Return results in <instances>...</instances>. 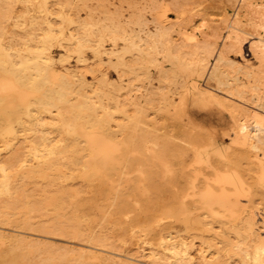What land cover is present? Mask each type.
Returning <instances> with one entry per match:
<instances>
[{"label":"rangeland","instance_id":"obj_1","mask_svg":"<svg viewBox=\"0 0 264 264\" xmlns=\"http://www.w3.org/2000/svg\"><path fill=\"white\" fill-rule=\"evenodd\" d=\"M19 1V2H18ZM29 0H22L21 1V3H20V0H0V48H2V47H4V48H6V50L5 49H0L1 51H0V57H3L4 55H6L5 57H3L2 59H3V61H4V58H5V60H6V57L7 56H9V57H14L15 58V56H14V53L16 52V50L18 51V49H21V50H19V51H22V52H24V51H26L27 50V46L28 47H30L32 44H34V45H32L31 47H33V48H36L35 46H38V45H41L43 42H45L46 44L48 43V45L49 44H51V50L54 52V56H55V58L54 59H56L57 58V62H56V60H54V62L56 63H54V65H55V68H56V72H55V74L57 75V77H56V81H58V82H60V81H62V80H64L65 79V77H63V75H62V73L65 71L64 70V68L66 69V70H68L69 68H72V70H74L75 69V71L76 70H78L77 72H76V76L77 77H75L76 78V81L77 82H79V81H82L83 79V81H85L84 82V85L82 86V85H78L77 87H76V89H74L75 90V93H73V91L69 94L68 93V96H69V98H70V101H72V102H70L73 106H75V105H80L81 103H83V100H84V98H85V96L83 97L82 95H87V96H90V97H92L93 98V100L96 102V104H97V106H98V112L100 113L99 114V116L101 117V118H105V117H102L103 115H102V112H103V114L106 116V114L108 115V116H106V118H109V112L108 111H110V114H111V112H113V111H115V113L113 112V116L112 115H110V119H112V120H110V123H111V125H112V128H114V130H115V132L117 133V137H120V138H118V139H115V141H116V143L118 144V146H120L121 148H123L122 147V145H124V147H126L127 149H126V151H124V149L122 150L125 154H122V153H118V154H120L119 156H121V157H119L118 156V158H115L114 159V157H117V154L115 153V151L114 150H110V152L111 151H113L111 154H113V156L109 153V151H108V153H105L104 151V153L102 152V151H100V153H98L97 151H94V152H92V154L89 152V150H86L87 152H89V153H87L85 150H83V151H79V154H78V157H79V159L76 161V162H73L72 164H69V165H67L66 163H65V169H64V167H63V165H61V167H59L60 169H61V171L59 170V169H54L49 175L48 174H45L46 175V178H45V175H42V176H33V180H36L35 182L33 181V184H31L32 182V180H30L31 179V177L29 178V177H23V178H21L20 180H19V183L21 184H19L18 186H17V189H16V194H14L15 196H13L12 198H11V200L9 199H6V201H8V202H5V199L4 198H1V199H4V203H7L9 206H11V205H15V206H11L10 207V210L13 212V215L14 216H17V217H14V218H12L13 220H14V224L13 225H9V224H4V225H2V228L0 229V235H1V237H0V247L2 248V246L3 247H5V249H9L8 251L7 250H4V248H3V250H1V248H0V253H2L1 255H0V257L2 256L3 257V259L5 260V263H4V261H2L3 259H2V257L0 258V261H2L3 263H1L0 262V264H11V262H12V264H21V262H22V264H38V262H39V264L41 263V264H50L51 263V261H52V264H80V261H81V264H86L87 262H88V264H90L91 262V259H92V263L91 264H100V263H104V261H105V263L107 262V264H109V263H113V264H122V263H124V264H130V262H131V264H159V260L161 259V258H157V260H158V262L157 261H152V257L150 256L149 257V255H150V252H152L153 250L152 249H154V252H157L158 253V255L157 256H159V254H160V257L161 256H163L165 253L166 254H169L168 253V251H170V250H168L167 251V248H165V247H167V244L170 242V241H172L173 243H175L176 245H179L180 246V248L181 249H183V251H184V249H185V251H188L189 252V250H190V257H191V255H192V257L191 258H194V259H192V262H194V264H197V263H199V261H200V259H201V261H200V263L201 264H222V262H223V264H232L233 262V264H250V263H252L251 262V260H252V258H250V256H252L251 254H252V249L254 248V243H255V241L254 240H251L252 242H250V239H248V238H245V233L243 232V230H244V227H245V225L244 224H246V219L247 218H250V216L253 214V213H251V211H253L257 216H256V218H258V220H260L261 219V221L259 222H257V226L260 228L259 230H260V232L262 233V235L264 236V231H262L263 229H264V217H263V215H264V198L262 197V196H264V195H262L261 196V194H264V190L262 191V192H258V190L259 189H264V175H263V173H264V142H261V143H259V149H258V147H257V149L256 148H254L253 149V147H251L249 144V146L251 147H249L247 144H243L242 142H241V140H240V138H239V133L241 132V124L243 125V124H245V131H249L250 132V130H251V134H253V133H256L255 131H257V127H256V121H255V118H254V116L253 115H261L262 117H264L263 115H264V108H262L261 106H259V103H260V100L258 99V97H259V95H262L261 94V92L262 91H264V90H262V89H264V87H261V84H262V86H263V82H264V76H263V78L261 77L262 75H264L263 73H262V69H264V64H261V63H264L263 61H264V55H261V53L260 52H258V50L256 49V47L254 46V43L256 42V36H261L262 38L264 37V26H262L261 25V20H260V18L258 17V15L256 16V15H254L253 17L251 16V15H253L252 14V12L254 11L253 10V8L255 9V8H257V7H259L260 8V6H261V9H263L264 10V0H251V2H252V4H251V6L249 7L247 4H246V2L244 3V0H131V1H129V0H91V2H90V0L88 1L87 0V2L86 3H84V4H82L84 1L83 0H77V1H79V2H77L76 0H45V2H42V0H30L29 2H28ZM33 1V2H32ZM36 1V2H35ZM39 1H41V2H39ZM60 1V2H59ZM243 1V2H242ZM18 2V3H17ZM31 2V3H30ZM59 2V3H58ZM135 2V3H134ZM177 2V3H176ZM256 2V5H253V3H255ZM260 2V3H259ZM23 3H24V5H23ZM32 3H33V5H32ZM38 3V4H37ZM40 3V4H39ZM61 3H63V4H61ZM76 3H81L80 4V6H79V4H76ZM90 3V4H89ZM128 3H132V5H130V6H128L129 4ZM179 3V4H178ZM244 3V4H243ZM35 4V5H34ZM42 4V5H41ZM46 6H45V5ZM134 4V5H133ZM27 5V9H26V6ZM31 5V6H30ZM45 7H44V6ZM83 5H84V7H83ZM91 5H93V6H91ZM252 5L254 6L252 9H251V7H252ZM39 6V7H38ZM40 6H41V8H40ZM81 6H82V8H81ZM89 7L88 9H90V7H92V8H94L95 10L94 11H96L95 13H94V11H93V9L90 11L89 10V12H88V9H86L87 7ZM132 6H135V7H132ZM144 7V9H143V7ZM257 6V7H256ZM37 7V8H36ZM48 8V10L46 9H43L42 10V8ZM51 7V8H50ZM61 7V8H60ZM78 7V8H77ZM130 7H132V9L130 8ZM137 7V8H136ZM139 7V8H138ZM166 7V8H165ZM244 7V8H243ZM247 7V8H246ZM34 8H35V10H34ZM40 10H39V9ZM50 8V9H49ZM181 8V9H180ZM25 9V10H24ZM33 9V12L31 11ZM52 9V10H51ZM63 9V10H62ZM65 9V10H64ZM85 9V10H84ZM138 9V10H137ZM142 9H143V11H142ZM167 9V10H166ZM237 9V10H236ZM30 11L29 13H28V11ZM42 10V11H41ZM50 10V11H49ZM60 10V16L59 15H56V14H58L57 12H54V11H59ZM25 11H26V13H25ZM48 13H46V12ZM70 12V14H71V16L70 15H67V14H69V13H67V12ZM76 11V12H75ZM93 11V12H92ZM133 13H132V12ZM175 11V12H174ZM183 11V12H182ZM50 12V13H49ZM61 12L63 13V12H65V15L66 16H64V13L63 14H61ZM91 12V13H90ZM103 12V13H102ZM135 12V13H134ZM138 12V13H137ZM142 12V13H141ZM165 12H166V14H165ZM245 12L247 13V14H245ZM249 12H250V14H249ZM7 13H8V15H10V16H8L7 15ZM10 13V14H9ZM14 13H15V15H16V13H17V15H19V13H21L19 16H15L14 15ZM24 13V14H23ZM31 13V14H30ZM32 13H33V15L35 14V17L32 15ZM74 13H75V15L76 16H74ZM77 13V14H76ZM86 13H89L90 14V18H89V16H88V18L90 19V21L92 22H90L89 21V19H88V22H90L91 24H89V23H87V16H85V15H87ZM105 13V14H104ZM109 13V14H108ZM139 13L142 15V17L141 16H138L139 15ZM165 15H164V14ZM12 14V15H11ZM26 14V15H25ZM40 15V17H39V15ZM41 14H42V16L45 18L44 20H45V22H43L44 24H42V16H41ZM44 14H46V17H45V15ZM50 14H51V16H50ZM73 14V15H72ZM104 14V15H103ZM108 16H107V15ZM110 14H115V15H112V17H114V18H116V19H114V18H112L111 17V15ZM133 14H134V16H133ZM144 14V15H143ZM154 14H156V15H154ZM159 14V16H162V18L161 17H159V16H157ZM180 14V15H179ZM24 15L25 17H22V16ZM38 15V16H37ZM97 15H101L100 17L98 16V17H96ZM102 15H103V18H101L102 17ZM105 15L107 16V19H106V17H105ZM109 15H110V17H109ZM116 15H117V17H116ZM129 15V16H128ZM12 16H14V17H16L17 18V20H16V18L14 19V17H12ZM30 16H33L34 17V19H36V22H38L37 23V25L39 26H37L36 25V22H35V20L33 19L32 20V18L30 17ZM38 17V19H37V17ZM53 16H54V18H53ZM59 16V17H58ZM61 16H63L64 18L62 19V17ZM73 16V17H72ZM91 16H92V18L95 20H93V19H91ZM93 16H95V17H93ZM118 16L120 17V18H118ZM126 16V17H125ZM136 16V17H135ZM144 16H146L145 18H144ZM166 16H168V17H166ZM170 16V17H169ZM181 16V17H180ZM245 16V17H244ZM247 16H248V18H247ZM27 17H28V19H27ZM29 17H30V20H32L31 21V23H30V21H29ZM48 17H49V19H48ZM131 17V18H130ZM133 17V18H132ZM137 17H139V19H137ZM141 17V18H140ZM153 17H155V18H153ZM158 17V18H157ZM249 17H250V19H249ZM254 17H257V18H254ZM4 18H6V19H4ZM20 18V19H19ZM23 18V19H22ZM26 18V19H25ZM69 18H72V20H81V21H83V19H84V21L85 22H82L81 23V21H76V22H74V21H72V22H74V24L73 23H70L71 22V19H69ZM75 18V19H74ZM79 18V19H78ZM98 18V19H97ZM104 18H105V20H104ZM135 18V19H134ZM162 19V20H160V19ZM164 18V19H163ZM237 18V19H236ZM247 18V19H246ZM39 19H41V20H39ZM51 19H53V20H51ZM54 19H56V20H54ZM100 19V20H99ZM120 21H119V20ZM134 19V20H133ZM146 19V21H144ZM148 19H149V21H148ZM153 19H155V20H153ZM159 19V20H158ZM248 19H249V22H248ZM253 19V20H252ZM259 19V20H258ZM14 20V21H13ZM22 20H26V21H23V23H22ZM38 20V21H37ZM43 20V21H44ZM65 20V21H64ZM68 20H70V21H68ZM122 20V21H121ZM126 20V21H125ZM138 22H137V21ZM163 20H164V22H163ZM235 20H236V22H239L238 24L241 26V28L244 30L243 32H245L246 30L249 32H247V33H243V32H241V34H242V36H243V38H244V43H243V46H242V48H240L239 49V47H235V46H231L230 45V36L229 35H231L229 32H231V31H233V28H232V26H231V24H233V23H235ZM239 20H241V21H239ZM252 20V21H251ZM259 22H257V21ZM15 21L17 22H19L20 21V23H18V24H20L19 26L17 25V23L15 24ZM28 21V22H27ZM41 23H40V22ZM53 23V24H51V22ZM58 23H60V24H57V22ZM61 21H64V22H62L61 23ZM99 21L101 22V21H103V24H104V28H103V31L102 32H100L101 30H102V27L100 26V25H103L102 23L100 24L99 23ZM107 21V22H106ZM112 21H115L117 24H115V22H114V25H115V27L116 28H118V25H119V23H120V25H119V28L118 29H116L115 27H113V24L111 25L110 23H113ZM127 21H129V22H127ZM144 21V22H143ZM153 21V22H152ZM174 21V22H173ZM14 22V23H13ZM55 22V23H54ZM109 22V23H108ZM131 22V23H130ZM158 22V23H157ZM163 22V24L162 25H160L159 23H162ZM66 23H67V25H68V28L69 27H71V28H66L67 27V25H66ZM77 23H79V24H81V27L79 26V28H78V25L79 24H77ZM83 23H84V25H83ZM85 23H87V25H85ZM94 23H96V24H94ZM99 23V24H98ZM124 25H123V24ZM126 23H128V25L126 24ZM135 23V24H134ZM141 23H143V24H141ZM157 23V24H156ZM251 23H253V24H251ZM14 24L15 25H17V26H14ZM23 24V25H22ZM30 24H31V27H30ZM35 24V25H34ZM42 26H41V25ZM50 24L52 25V27H53V29L54 28H56L55 30H54V33H57V32H59L58 30L59 29H61V28H59L58 27V25L60 26V27H62L63 29H64V31H65V33L67 34V36H66V39H65V36H62L61 34H59V33H57V36H54L55 38H52V39H49V38H47V37H45L44 39L42 38L43 36H42V34L45 36L48 32L50 33V31L51 30H49L50 28H48L49 26H50ZM56 24V25H55ZM61 24H62V26H61ZM98 24V25H97ZM131 24V25H130ZM138 24V25H137ZM147 24H148V26H147ZM251 24V25H250ZM26 25V26H25ZM28 25H29V27H28ZM33 25H34V28H33ZM48 25V26H47ZM56 27H55V26ZM66 25V26H65ZM74 25V26H73ZM91 25V27H89ZM94 25V26H93ZM95 25H97L98 27H101L100 29L101 30H99ZM106 25H109L108 26V29L109 28H111L110 29V31L109 30H107V29H105L107 26ZM127 25V26H126ZM169 27H168V26ZM72 26H73V28H72ZM83 26V27H82ZM84 26H88V28L87 27H84ZM112 26V27H111ZM124 26H125V28L126 27H128V28H126V30L124 29ZM134 26V27H133ZM159 28H158V27ZM160 26H161V28H160ZM261 26V27H260ZM25 27H27V28H25ZM35 27H37L38 29L36 30V28ZM45 27H47L48 28V30H46L47 28H45ZM59 29H58V28ZM65 27V28H64ZM77 27V28H76ZM96 27V28H95ZM123 27V29H121ZM133 27V28H132ZM137 27V28H136ZM141 29H140V28ZM142 27H143V29H142ZM164 27H166V28H164V29H166V30H164L163 28ZM168 27V28H167ZM170 27L172 28V30H169V31H171V32H173V34H172V38H171V40L169 39V36H171V34L169 33V36H168V32L169 31H167V29H170ZM258 27V28H257ZM33 28V29H32ZM44 28H45V31H46V34H44L45 32L43 31L44 30ZM84 29V30H82V29ZM87 28V29H86ZM90 28V29H89ZM132 28V29H131ZM140 30H139V29ZM157 28V29H156ZM257 28V29H256ZM29 29V30H28ZM43 29V30H42ZM70 29H72V30H70ZM77 29H79V30H77ZM86 29V30H85ZM92 29V30H91ZM113 29V30H112ZM131 29V30H130ZM136 30V31H134V30ZM149 29V30H148ZM157 30V32L155 31V30ZM32 30H33V32H35V35H33V32H32ZM42 30V31H41ZM56 30H57V32H56ZM72 31V32H69V31ZM78 32H77V31ZM88 30H90V31H88ZM96 30V31H95ZM119 30V31H118ZM160 30H164V31H166V33L164 32V31H162V32H164L165 34H161V31ZM213 30V31H212ZM231 30V31H230ZM25 31H27V32H25ZM75 31H76V35H75ZM85 33L84 35L81 33ZM84 31V32H83ZM85 31H88V33L87 32H85ZM118 31V32H117ZM128 31V33L129 34H127L126 32ZM131 31V32H130ZM32 34H30V33ZM38 32H40V33H38ZM68 32V33H67ZM80 32V33H79ZM93 33V32H96L98 35H96V33H93L94 35H95V37H94V35H92L91 33ZM104 32V33H103ZM121 32V33H120ZM160 32V33H159ZM180 32V33H179ZM72 33H74V34H72ZM79 33V34H78ZM103 34V36H101L102 34ZM106 33V34H105ZM110 33V34H109ZM115 33V34H114ZM119 33V34H118ZM123 33V34H122ZM135 35H134V34ZM137 33H138V35H140L141 36V38L143 37V39H141V41H140V38H136V35H137ZM140 33V34H139ZM158 33V34H157ZM231 33H233V32H231ZM38 34H40L41 36H39ZM69 34V35H68ZM80 34H81V36H80ZM90 35L91 34V37H88V39L91 41V42H89V40L87 39V36L86 35ZM107 34H109L110 35V37H109V35H107ZM125 34V35H124ZM148 34H150V35H148ZM153 34H154V36H153ZM156 34H157V36L159 35H161L160 37L158 36H156ZM167 34V35H166ZM207 34V35H206ZM27 35V36H26ZM40 37H38V36ZM58 35H60L61 36V38L60 39H62L63 37V39H62V41L58 38L59 36ZM72 35H73V37H74V35H75V41L72 39V40H68L67 41V39H69V36L70 37H72ZM108 37H107V36ZM112 35H114V36H112ZM126 35H127V38H121V37H126ZM132 35V36H131ZM135 36V38L137 39V40H135V38H134V36ZM137 35V36H138ZM147 35V36H146ZM164 35H166L165 37H164ZM23 37L24 38V36H25V39H20V38H18V37ZM32 38H31V37ZM46 36H48V35H46ZM79 36V37H78ZM86 38H84V37ZM96 36H98V38H100V39H98ZM121 36V37H120ZM168 36V37H167ZM27 37V38H26ZM35 37V38H34ZM57 37V38H56ZM83 37V38H82ZM104 37V38H103ZM116 37V38H115ZM145 37H147V39H145ZM162 37V38H161ZM18 40H17V39ZM34 38V39H33ZM38 38V39H37ZM42 38V39H41ZM47 38V39H46ZM108 38H110V39H112V40H114L115 41V39L116 40H118V41H116L115 43H112V42H114V41H112V40H110V39H108ZM114 38V39H113ZM132 38H134V39H132ZM161 39V40H157V39ZM168 38V39H167ZM18 41H16V40ZM20 39V40H19ZM32 41H31V40ZM37 39V40H36ZM57 39V40H56ZM59 39V40H58ZM65 39V40H64ZM84 39L85 40V42L84 43H86V41L88 40V42L89 43H86L85 45L84 44H82L81 42H83L82 40ZM95 39V40H94ZM105 39H106V42H105ZM123 39V40H122ZM132 39V40H131ZM155 39V40H154ZM256 39V40H255ZM41 40V41H40ZM64 40V41H63ZM98 40V41H97ZM122 40V41H121ZM131 40V41H130ZM143 40H144V42H143ZM163 40V42H161ZM170 40V41H169ZM174 40V41H173ZM254 40H255V42H254ZM3 41V42H2ZM26 41V42H25ZM38 41V42H37ZM47 41H49V42H47ZM53 41H55V42H53ZM58 41H59V45H58ZM72 41V42H71ZM81 41V42H80ZM95 41V42H94ZM97 41V42H96ZM136 42V43H134V42ZM22 42H23V44L24 45H22ZM25 42V43H24ZM28 42V43H27ZM40 42V43H39ZM63 42H65V43H63ZM75 42V43H74ZM80 42V43H79ZM100 42H101V44H103V45H101L100 44ZM125 42H126V46H124V44H125ZM128 42V43H127ZM160 42V43H159ZM164 42H166L165 44L166 45H164ZM169 42V43H168ZM188 42V43H187ZM5 43V44H4ZM21 44L23 47H25V45H27L25 48V50H23L24 48L23 47H20L21 45H18V44ZM27 43V44H26ZM39 43V44H38ZM70 43V44H69ZM73 43V45H71ZM92 43H95V44H92ZM123 43V44H122ZM142 43H145L144 45H146V47L148 48L147 50H146V47L142 44ZM151 43V44H150ZM156 43H157V45L159 46V45H163L162 46V49L160 48L159 49V47L156 45ZM163 43V44H162ZM174 43V44H173ZM215 43V44H214ZM251 43H252V46L253 47H251ZM17 45V46H14V45ZM37 44V45H36ZM53 44V45H52ZM66 44V45H65ZM110 44V45H109ZM112 44V45H111ZM118 44V45H117ZM128 44H130V45H128ZM142 44V45H141ZM148 44H150V46L148 45ZM154 44V45H153ZM167 44H169L168 46H167ZM170 44H172V45H170ZM176 44V45H175ZM212 44V45H211ZM55 45V46H54ZM57 45H58V47H57ZM68 45V46H67ZM75 45H78V46H80V47H76ZM82 45H84L83 47H82ZM91 46L90 48H87L88 46ZM97 45V46H96ZM115 45V46H114ZM122 47H121V46ZM210 45H211V47H210ZM2 46V47H1ZM50 46V45H49ZM53 46V47H52ZM86 46V47H85ZM112 46V47H111ZM127 46H130V47H128V48H126V50H124V52H123V49H124V47H127ZM132 46V47H131ZM142 47V48H140V47ZM153 46H155V47H153ZM160 46V47H161ZM173 46V47H172ZM207 46H209L210 48H211V50H207L206 51V47ZM215 46V47H214ZM11 47H13V48H11ZM17 47H18V49H17ZM63 47V48H62ZM65 47V48H64ZM81 47L83 48V49H81ZM84 47H85V49H87V50H85L84 49ZM97 47H100L101 49L103 48V52H102V54H101V56H102V58H103V62H101V63H98V61H100L99 60V56H97L96 55V48ZM122 48L121 50L119 49V48ZM139 47V48H138ZM153 47V48H152ZM171 47V49H166V48H170ZM205 47V48H204ZM209 47H207V49H210ZM235 47V48H234ZM10 48V50H8ZM16 48V49H15ZM76 48V49H75ZM109 48V49H108ZM114 48V49H113ZM131 48H133V49H131ZM163 48H164V50H163ZM172 48H173V50L175 51V54H176V56H178V58H176V56H175V58H174V51L172 50ZM176 48V49H175ZM187 48V49H186ZM196 48V49H195ZM199 48V50L201 49L202 50V52L201 51H198L197 52V49ZM215 48H216V50H215ZM219 48V49H218ZM14 49V50H13ZM66 49H69L68 51H66ZM73 49V50H72ZM93 49H95V50H93ZM104 49H105V51H104ZM112 49V50H111ZM129 49V50H128ZM142 49V50H141ZM145 49V50H144ZM152 49V50H151ZM155 49V50H154ZM158 49V50H157ZM33 50V49H32ZM75 50H79V53H81V54H79L78 53V51L76 52ZM90 52H89V51ZM106 50H109V52L108 51H106ZM115 50V53H114V55L112 56L111 54H113L111 51H114ZM134 50V51H133ZM138 50H139V52H138ZM157 50V51H156ZM160 50V51H159ZM172 50V51H171ZM177 50V51H176ZM179 50H181V51H179ZM195 50V51H194ZM204 50H205V53H203L204 52ZM215 50V51H214ZM222 50V51H221ZM243 50V51H242ZM254 50V51H253ZM71 51V52H70ZM72 51H73V54H72ZM74 51H75V53H77V54H75L74 53ZM81 51V52H80ZM116 51H118V52H116ZM123 54H121L120 52ZM147 51H149V52H147ZM151 51V52H150ZM165 51L167 52V54L171 51V57H172V59H171V57H169L168 55H166L165 54ZM179 51V52H178ZM182 51L185 53H182ZM213 51H214V53H213ZM218 51H221V52H223L224 53V55H225V58H226V63H224L223 64V69H224V71L226 72V74H227V76L229 77V79H231L230 80V82H231V84H230V86L228 87V88H226V89H223V88H219L218 87V85H217V82H216V80H214V78H212L211 76H210V71H211V69H212V65L214 64V59H215V56H216V54L218 53ZM240 51L242 52V53H240ZM9 54H8V53ZM65 52H67L68 54H66ZM106 52H107V54H106ZM153 52V53H152ZM157 52V53H156ZM158 52H160V54L158 53ZM177 52V53H176ZM182 53V55H184V56H182L181 55V53ZM194 52V53H193ZM209 52L211 53V54H209ZM215 52H217V53H215ZM257 54H256V53ZM10 53H11V55H10ZM61 53L62 54H64L65 55V57L64 58H66L67 60H68V62H67V60L65 61V59H64V61H60L59 59L61 58H63L62 56H61ZM71 53V54H70ZM109 53V54H108ZM117 53V54H116ZM132 53V54H131ZM173 53V54H172ZM196 53V54H195ZM198 53V54H197ZM202 53V57H201V54ZM208 53V55H206ZM260 53V54H259ZM85 54V55H84ZM104 54H106V55H104ZM118 54H119V56H118ZM127 54V55H126ZM139 54V56L140 57H138L137 55ZM154 54H155V57H156V59H158L159 60V63H161L162 64V67L160 66V64L158 63V60L155 62L153 59L155 58L154 57ZM159 54V55H158ZM164 54V55H163ZM70 55H72V56H70ZM77 55H79V59H82V61H77L78 60V57H77ZM94 55V56H93ZM110 55V56H109ZM124 55H125V57H124ZM131 55V56H130ZM133 55H134V57H133ZM151 55V59H150V56ZM152 55H153V57H152ZM173 55V56H172ZM181 55V56H180ZM185 55L187 56V57H193L194 58V60H196L197 61V59H199V58H208V56H209V59L208 60H206L208 63H206V65L204 66V67H200V66H198L199 64H198V62H196L195 61V64H196V66L198 67V68H196V66H195V64H194V62L192 63V62H190V61H192V58H187V57H185ZM214 55V56H213ZM60 56V57H59ZM70 56V57H69ZM76 56V57H75ZM80 56H81V58H80ZM84 58H83V57ZM93 56V57H92ZM105 56H106V58H105ZM108 56V57H107ZM115 56H116V58H115ZM157 56H159V57H157ZM163 57V59H162V57ZM198 56V57H197ZM207 56V57H206ZM258 56V57H257ZM7 58V61L9 62V59L10 58ZM13 57L11 58V59H13ZM68 57V58H67ZM89 59H88V58ZM91 57V58H90ZM114 57V58H113ZM119 57V58H118ZM133 57V58H132ZM181 57H184L185 58V60H184V58H183V60L181 59ZM196 57V58H195ZM214 57V58H213ZM260 57V58H259ZM110 58H111V60L112 61H116V62H114V64L112 65V61L110 60ZM124 58V59H123ZM139 58H141L140 60H139ZM228 58V59H227ZM1 58H0V62L1 63H3V61H1L2 60ZM10 59V60H11ZM75 59V60H74ZM87 59V60H86ZM113 59H115V60H113ZM144 59H146L145 61H144ZM155 59V60H156ZM166 59V60H165ZM186 59H187V61H186ZM15 60V59H14ZM58 60H59V62H58ZM108 61V63H110V64H108L107 63V61ZM121 60L123 61V63L121 62ZM128 60V62H126ZM137 60H138V62H137ZM151 60H153V62H155V63H158V64H155V63H153V62H151ZM171 60H172V62H171ZM175 60L176 61H178V60H182L181 62L180 61H178V62H175ZM193 60V61H194ZM7 61H5L6 63L4 64V65H6L7 64ZM75 61V62H74ZM84 61V62H83ZM119 61V62H118ZM143 63H142V62ZM174 61V62H173ZM185 63H184V62ZM62 62V63H61ZM72 62V63H71ZM142 64H141V63ZM146 62V63H145ZM169 62V63H168ZM188 62V63H187ZM211 64H210V63ZM213 62V63H212ZM103 63V64H102ZM115 63L117 64V66H119L118 67V69H117V67H116V65H115ZM121 63V64H120ZM125 63H126V65H125ZM127 63H129L128 65H127ZM138 63V64H137ZM175 64L174 65V67L175 68H173V67H170V66H172V64ZM179 63L180 64H182V65H184V66H181V65H179ZM192 63V64H191ZM247 63V64H246ZM98 64V65H97ZM108 64V65H107ZM120 64V65H119ZM131 64V65H130ZM155 64V65H154ZM194 64V65H193ZM209 64V65H208ZM260 64V65H259ZM2 64H0V69H4L3 71L2 70H0V74L1 75H3L4 77H6V78H8V77H10V73L8 72V70H7V68L5 69L4 68V66L2 65ZM61 65V66H60ZM91 65V66H90ZM102 67H101V66ZM109 65H111V66H109ZM115 65V66H114ZM123 65H125V66H123ZM167 65V66H166ZM176 65H177V67H176ZM190 66V71L191 70H193V68H194V70H193V72L191 71V74H190V71L189 70H187L188 69V67ZM239 65V66H238ZM248 65H249V67H248ZM69 68H68V67ZM114 66V67H113ZM159 68H158V67ZM179 66H181L183 69V72H181V71H179L180 69H181V67H179ZM248 67V68H246V67ZM74 67H78V68H74ZM95 67V68H94ZM98 67V68H97ZM116 67V68H115ZM120 67H123V68H120ZM193 67V68H192ZM241 67V69H238V68H240ZM63 68V69H62ZM90 68H92V69H90ZM99 68H100V71H99ZM145 68H149V69H145ZM157 68H158V70H157ZM162 68V69H161ZM163 68H165V69H163ZM169 68V69H168ZM179 68V69H178ZM185 68V69H184ZM192 68V69H191ZM261 68V69H260ZM61 69V70H60ZM91 70V72H90V70ZM117 69V70H116ZM123 69V71H121V70ZM160 69L162 70V71H160ZM171 69V70H170ZM176 71H174V70ZM199 69L201 70V71H199ZM207 69V70H206ZM248 69V70H247ZM250 69H252L253 70V72H252V70H250ZM258 69V70H257ZM6 70V71H5ZM69 70H71V69H69ZM84 70V71H83ZM89 70V71H88ZM148 70H150V71H148ZM186 70V71H185ZM197 70V71H196ZM206 70V71H205ZM209 70V71H208ZM240 70V71H239ZM5 71V72H4ZM116 71H118V72H116ZM119 71H121L120 73H119ZM169 71H170V73H169ZM172 71V72H171ZM175 73H174V72ZM236 71V72H235ZM251 71V72H250ZM257 71H259V72H257ZM7 72V73H6ZM79 72H80V74H79ZM83 72V73H82ZM101 72V73H100ZM103 72H105L104 74H105V76H103ZM178 72V76L176 75L175 76V74ZM201 72V73H200ZM205 72V73H204ZM247 72V73H246ZM6 75H5V74ZM60 73V74H59ZM82 73V74H81ZM90 73V74H89ZM163 73V74H162ZM174 73V74H173ZM180 73H182V75L180 74ZM192 73H194V74H192ZM200 73V74H199ZM251 73V74H250ZM259 73V74H258ZM123 74V75H122ZM173 74V75H172ZM180 74V75H179ZM183 74H184V76H183ZM197 74V75H196ZM204 74V76H202ZM94 75V76H93ZM118 75H120V76H118ZM122 75V76H121ZM159 75H161V76H159ZM163 75H164V77H163ZM168 75V76H167ZM170 75V76H169ZM190 75V76H189ZM192 75V76H191ZM194 75V76H193ZM199 75V76H198ZM248 75H250V76H248ZM251 75H253V76H251ZM261 75V76H260ZM61 76H62V78H61ZM79 76V77H78ZM92 76V77H91ZM100 76H103L102 77V79H101V77ZM106 76H107V78H106ZM173 76H174V78H173ZM197 76V77H196ZM234 76H236L237 78H235ZM255 76V78L253 79V77ZM258 76H260V77H258ZM80 77L81 78H83V79H80ZM120 77V78H119ZM151 77V78H150ZM161 77V78H160ZM162 77L165 79H162ZM167 77V78H166ZM170 77V78H169ZM179 78V79H177V78ZM184 77V78H183ZM191 77H193V78H191ZM249 79H248V78ZM58 78H60V80L58 79ZM105 78H106V81H105ZM109 78V79H108ZM173 78V79H172ZM183 78V79H182ZM186 78V79H185ZM193 79V80H191V79ZM258 78V79H257ZM23 79L25 80V77H23ZM62 79V80H61ZM93 79V80H92ZM103 79H104V81H103ZM121 79H123L122 81H120ZM151 79V80H150ZM162 80V81H164V82H162V81H159V80ZM166 79H167V82H166ZM171 79L173 80V81H171ZM182 79V80H181ZM235 79H236V81H235ZM253 79V80H252ZM110 80H112V82L110 81ZM150 80V81H149ZM178 80V82L180 81V83L179 84H177L176 85V81ZM187 80H188V82H187ZM189 80H191V81H189ZM239 81V83H238V81ZM251 80V83L249 82ZM260 80H261V82H260ZM90 81V82H89ZM97 81V82H96ZM101 83H100V82ZM168 81L170 82H173V84H171V82L170 83H168ZM181 81H183L182 83H181ZM235 81V82H234ZM250 84V86L248 85V83ZM257 83V85L258 86H260V88H258V89H261L260 91H258L257 89H253V88H251L252 86L251 85H254V83ZM256 81V82H255ZM95 82V83H94ZM117 82H119V83H117ZM159 82H162V83H160V85H161V87H159L160 85H158V83ZM190 82V83H189ZM195 82H196V84H195ZM243 82H245V84H246V86L244 87V84H243ZM87 83H90V85H91V88H89L90 86H89V84H88V86H87ZM93 83V84H92ZM97 83H99V84H97ZM102 83H104L103 84V87H102ZM163 83L165 84L164 86L167 88V84H170V86L168 85V87L169 88H167V89H165L164 88V86H163ZM189 83V84H188ZM96 84V85H95ZM106 84V85H105ZM114 84V85H113ZM129 84V85H128ZM183 84V85H182ZM184 84H185V87H184ZM235 84H237V85H235ZM241 84H243V86L241 85ZM117 87H116V86ZM123 85V86H122ZM158 85V86H157ZM180 85H182V86H180ZM235 85V86H234ZM248 85V86H247ZM93 86V87H92ZM113 86V87H112ZM115 86V87H114ZM120 86H122V87H120ZM163 86V87H162ZM175 86H176V88H175ZM238 86H240L241 88H244L242 91H241V88L240 87H238ZM81 87V88H80ZM95 87H97L96 89H95ZM100 87V88H99ZM106 87V88H105ZM129 87H130V89H129ZM132 87H133V89H132ZM157 87V88H156ZM174 87V88H173ZM197 87V88H196ZM240 88V89H238V88ZM247 87V88H246ZM87 88V89H86ZM109 88V89H108ZM116 90H115V89ZM122 88V89H121ZM149 90H148V89ZM156 88V89H155ZM160 88H161V90H160ZM173 89L172 91L174 92L173 94H172V92H171V89ZM182 88V89H181ZM190 88V89H189ZM192 88V89H191ZM195 88H196V90H195ZM201 88V89H200ZM249 88H251V89H249ZM83 89V90H82ZM90 89V90H89ZM103 89V90H102ZM104 89H105V91H104ZM110 91L109 92V95H108V90ZM111 89H112V91H111ZM115 91H114V90ZM118 89V90H117ZM129 89V90H128ZM157 90V92L155 91V90ZM162 89H163V91H162ZM175 89V90H174ZM188 89V90H187ZM220 89V90H219ZM235 89H236V91H241L242 92V94L241 95H243V96H241L240 94H237V95H235L236 93H239V91L238 92H236L235 91ZM254 91H253V90ZM80 92H82V93H79V91ZM86 90V91H85ZM87 90H89V91H87ZM99 90V91H98ZM128 90V91H127ZM161 92H160V91ZM165 90L167 91L166 93H165ZM185 90V91H184ZM194 90V91H193ZM198 90H200V91H203V92H200V94H199V92H197ZM248 90H249V93H248ZM78 91V92H77ZM94 91H96V93L98 94L97 96H100V98H98V97H96V94H93V92ZM122 91H123V93H125L124 95H123V93H122ZM133 91V92H132ZM135 91V92H134ZM148 91H149V93H148ZM151 91V92H150ZM153 91V92H152ZM182 91V92H181ZM196 91V92H195ZM221 91V92H220ZM225 91V92H224ZM85 92H87V93H85ZM115 92V93H114ZM117 92H118V95H117ZM130 92V93H129ZM159 92V93H158ZM169 92H171V93H169ZM184 92V93H183ZM193 92H194V94H193ZM233 92V93H232ZM243 92L245 93V94H243ZM255 92V93H254ZM259 94H258V93ZM3 93V94H2ZM4 93H5V95H4ZM10 91H5V92H1L0 93V99H2V100H0V112H3V111H5L4 113H0V116H2L3 114H4V117H6V118H2V117H0V132L2 133H5V134H1L0 133V144L2 145V146H0L1 147V152H0V158H2L1 160H4V159H6L8 156L7 155H9V151L11 150V148L15 145V140H16V144H18V145H15V146H17V147H19L20 148V146H21V148H23V147H25V148H23V149H19V152H21V150H22V152L25 150V152L26 151H28L27 149H28V144H29V142H31L30 140L32 139V138H30L29 139V136L31 135H29V133H30V131H31V133H32V135L31 136H34L35 137V140H37L36 138L37 137H39L40 135H44V136H50L49 137V139H51V140H49V141H53V143H54V141H56V143L57 142H59L58 141V138H60V137H62V138H67V137H70V139L69 138H67L66 139V141L67 142H74V141H72V140H74L75 138H76V135H77V138H79V139H82V140H84V132H78L77 134L76 133H71V134H68L64 129H65V127L64 126H66V124L68 125V124H70V125H72L73 126V124H77L79 121H76L74 118V113H75V108L73 107V106H71V107H66L67 109H62V108H60V110L59 109H57V108H59V107H54L53 105H48V109H44L43 107H40L39 108V106L38 105H36V104H31V105H29L30 107H29V109L32 111V110H34V111H32L30 114H27L25 111H24V107H23V103L22 102H19V100H18V96L16 95V94H14V93H10ZM82 94L81 96L79 95V94ZM85 93V94H84ZM110 93H113V94H110ZM151 93H153V96H152V94ZM155 93V94H154ZM163 93V94H162ZM165 93V94H164ZM197 95H196V94ZM250 93H251V95H250ZM262 93H264V92H262ZM76 96H75V95ZM79 96H78V95ZM122 94V95H121ZM134 94H135V99L133 98L134 97ZM136 94H137V96L139 97H137L136 96ZM156 94H158V95H156ZM162 94V95H161ZM170 94V95H169ZM182 94V96L180 97L179 95H181ZM216 94H218V95H216ZM226 94V95H225ZM231 94H233V95H231ZM92 95V96H91ZM111 95H112V97H111ZM114 95H116V96H114ZM128 95V96H127ZM132 95V96H131ZM145 95H147L148 97H146ZM150 95V96H149ZM173 95V96H172ZM228 95V96H227ZM231 95V96H230ZM235 95V96H234ZM240 95V96H239ZM248 97H247V96ZM253 95V96H252ZM96 98H95V97ZM102 96V97H101ZM108 96V97H107ZM118 96H119V98L120 99H118L119 101H117V98H118ZM125 96V97H124ZM131 96V97H130ZM245 96H246V98H248L249 99V96H250V99L249 100H247L246 98H245ZM82 97V98H81ZM106 97V98H105ZM114 97V99H112ZM115 97H117V98H115ZM125 99V101L122 99ZM129 97V98H128ZM151 97H156V98H152L151 99ZM180 97V98H179ZM227 97H228V99L231 101V103H230V101L227 99ZM242 97V99H240L239 100V98H241ZM257 97V98H256ZM13 98H14V100H13ZM77 98V99H76ZM105 98V99H104ZM108 98V99H107ZM137 98H138V100H137ZM157 98H159V99H162V100H159V99H157ZM168 98H170V99H168ZM231 98V99H230ZM253 98V99H252ZM75 99V100H74ZM97 99H99V100H97ZM103 99L104 100H106V101H103ZM131 99V100H130ZM151 99V100H150ZM164 99V100H163ZM167 101H166V100ZM227 99V100H226ZM255 99V100H254ZM111 100V101H110ZM112 100L113 101H115V102H112ZM133 100V101H132ZM135 100V101H134ZM142 100V101H141ZM147 100V101H146ZM149 100V101H148ZM155 100H158V101H155ZM171 100H173V102L171 101ZM224 100V101H223ZM246 100V101H245ZM75 101V102H74ZM119 102L118 104H119V106H120V104H121V102L122 101H124V102H126V101H130V104H129V102H126V103H122L121 104V106L120 107H118V104H117V102ZM132 101V102H131ZM139 101V102H138ZM152 101V102H151ZM153 101H155V102H153ZM166 102V104L164 103V104H162L163 102ZM229 102V104H230V107H231V110H230V107H229V105H227L228 103H226V102ZM234 101L236 102L235 104L237 105V103H238V105H240V106H236V107H233V105L235 106V104H233L234 103ZM2 102V103H1ZM74 102V103H73ZM79 102V103H78ZM81 102V103H80ZM101 102H102V104H101ZM103 102H104V104H103ZM134 102V103H133ZM142 102L143 103H146V105L144 104H142ZM171 102V105L169 106L168 105V103H170ZM174 102H175V105H174ZM222 102V103H221ZM16 103H18V104H16ZM22 103V104H21ZM107 103H108V105H107ZM114 103V104H113ZM149 103V104H148ZM161 103V105H159V104ZM173 103V104H172ZM223 103H225V104H223ZM15 104L17 105L16 107H15ZM107 105V107H106V105ZM112 104V105H111ZM124 104H126L128 107H126L125 108V106L126 105H124ZM129 104V105H128ZM134 104H136V105H134ZM105 105V106H104ZM109 105H111L110 107H109V110L107 111V109H108V106ZM115 105V106H114ZM117 105V106H116ZM123 105H124V107H123ZM141 105L142 106H144V107H141ZM148 105V106H147ZM164 105V106H163ZM168 105V106H167ZM232 105V106H231ZM242 105V106H241ZM20 106V108H18ZM37 107V109L39 108V109H41V111L44 113H42V112H40V110H35L36 109V107ZM51 106V107H50ZM99 106H101L100 108H99ZM136 106V107H135ZM146 106V107H145ZM149 106H153V107H150L149 108ZM163 106V107H162ZM166 106V107H165ZM172 106H174V107H172ZM32 107V108H31ZM35 109H34V108ZM112 107H114V108H112ZM147 107L149 108V109H147ZM162 107V109H160ZM237 108V109H233V108ZM241 107V108H240ZM246 107V108H245ZM8 108V109H7ZM12 108H15V109H12ZM20 109V111L18 110V109ZM50 108V109H49ZM111 108V109H110ZM119 108H121V109H119ZM127 110V112L125 111V109ZM128 108V109H127ZM174 108H175V110H174ZM239 108V109H238ZM7 109V110H6ZM43 109H44V111H43ZM52 109V111L53 112H55L54 110H59L61 113H59V111H57V112H55L54 114H53V112L52 111H49V110H51ZM71 109V110H70ZM118 109V110H117ZM137 110V111H134L133 112V110ZM170 109V110H169ZM178 109V111H177V113H175V111ZM233 109V110H232ZM241 109V110H240ZM248 110V111H246V110ZM263 109V110H262ZM14 111V112H11V111ZM18 110V111H17ZM62 110V111H61ZM129 110V111H128ZM160 112H159V111ZM172 110V112L174 111V115L175 116H171L173 113L171 112H169V111H171ZM236 110V111H235ZM254 110H255V112H254ZM36 111V112H35ZM74 111V112H73ZM101 111V112H100ZM107 111V112H106ZM122 112V113H119V112ZM125 111V112H124ZM140 111H142V113L140 112ZM154 111V112H153ZM234 111V113L235 114H238V117L235 119V117H236V115L235 114H233L232 112ZM250 111V112H249ZM260 111V112H259ZM8 112V113H7ZM34 112V113H33ZM38 112H40V114L38 113ZM47 112L48 113H50V114H47ZM67 112V113H66ZM116 112H118V113H116ZM145 112V113H144ZM147 112H150L149 114L147 113ZM165 112V113H164ZM169 112V113H168ZM179 112V113H178ZM238 112V113H237ZM239 112H240V114H239ZM247 112H248V114H247ZM256 112H259V113H256ZM19 113V114H18ZM47 115H46V114ZM61 114V115H57V114ZM129 115V117H127V115ZM130 113V114H129ZM132 113V114H131ZM136 114V116L135 115H133V114ZM156 113V114H155ZM157 113H159L158 115H159V117H157ZM252 113V114H251ZM8 114V115H7ZM11 114H12V116H11ZM32 114V116L33 115H36L38 118L36 119V116H34L33 117V120H32V118H31V115ZM39 114V115H38ZM43 114V115H42ZM146 114H148V115H146ZM153 114V115H152ZM155 114V115H154ZM180 114V115H179ZM235 115V116H233V115ZM245 114V115H244ZM250 114V115H249ZM6 115V116H5ZM26 115V116H25ZM46 115V116H45ZM51 116V118L52 117H54V119L56 120H51V118L49 117V121H47V116ZM132 117H131V116ZM139 115V116H138ZM241 115H242V117H241ZM246 115H248V118H247V116ZM16 116V117H15ZM40 116H41V118L44 116V118H42L41 120H43V121H45V118H46V121L45 122H43V121H41V120H39L40 119ZM56 116L57 117H60V118H56ZM71 116H73L72 118H70ZM122 116V117H121ZM138 116V117H137ZM161 116H163V117H161ZM166 116V117H165ZM20 117H21V119H20ZM23 117V118H22ZM27 117H29L30 119V121L28 120V118ZM63 117V118H62ZM134 117H137V119H135ZM147 117V118H146ZM155 118V119H152V118ZM125 118V119H124ZM150 120H149V119ZM161 118V119H160ZM170 118V119H169ZM177 118H179V119H177ZM247 120H245V119ZM253 118H254V120H253ZM10 119H12V120H10ZM13 119H14V121H13ZM17 119H20V120H17ZM22 119H24V121L25 122H23V120ZM35 119L38 121V123L40 124V122L42 123V125H40L39 126V124L35 121ZM58 119V120H57ZM66 119H68L67 121H66ZM70 119H72V120H70ZM114 119V120H113ZM133 119V121H131ZM239 119V120H238ZM3 120H5V121H3V123H2V121ZM7 120L8 121H13L14 123H12L11 122V124L8 122V124H7ZM60 120V121H59ZM75 122H77V123H75ZM116 120H118V121H116ZM120 120L124 123L125 121H127V122H125V124H130V123H132V122H135V121H138L139 122V126L140 127H136V128H138V129H140V130H146L148 127V129L145 131V133L146 134H148V136L146 137V138H148V139H146L145 137H144V139H142L141 140V146L140 145H137L136 146V149H134L135 147L133 146V147H129V146H126V144H125V142H124V140L121 138V132L120 131H122V127L120 126L121 125V122H120ZM143 120H148V121H144L143 122ZM151 120H153V121H151ZM166 120V121H165ZM237 122H236V121ZM31 121H33V122H31ZM63 121V122H62ZM69 121H72V123L71 122H69ZM141 121V122H140ZM5 122V123H4ZM52 122V123H51ZM58 122V123H57ZM65 122H66V124H65ZM128 122H130V123H128ZM149 122V123H148ZM157 122H159V123H161L162 124V127H165V133H164V129L162 128V130H161V128H160V130H159V128H158V130L156 129L158 126H160V124L159 123H157ZM168 122H169V125H168ZM246 122V123H245ZM26 123V124H25ZM36 125H35V124ZM45 123H47L46 125H45ZM50 123V124H49ZM118 124V127L117 126H115L114 124ZM149 124V126H148V124ZM150 123H151V126L153 127L154 125H152V124H155L157 127L155 128V126H154V129L152 128V127H150ZM237 123H241V124H237ZM252 123V124H251ZM1 124H3L2 126H1ZM23 124H24V126H23ZM52 124H53V126H52ZM56 124V125H55ZM58 124L60 125V126H58ZM81 124V122H79L77 125L79 126ZM116 124V125H117ZM147 124V125H146ZM248 124V125H247ZM5 125V126H4ZM14 125V126H13ZM26 125V126H25ZM35 125V126H34ZM114 125V126H113ZM164 125V126H163ZM166 125V126H165ZM255 125V126H254ZM12 127V128H9V127ZM16 126V127H15ZM20 126V129H18V127ZM22 126V127H21ZM45 126V127H44ZM81 126V125H80ZM121 128H120V127ZM147 126V127H146ZM248 126V127H247ZM5 127V128H4ZM24 127L27 129V139H29L28 140V143H27V139H26V134L25 135H23L24 134V132L26 133V129H24ZM44 129H43V128ZM60 127V128H59ZM64 127V128H63ZM117 129H116V128ZM161 127V126H160ZM185 127V128H184ZM261 127H263L264 128V124H263V126H261ZM14 128V129H13ZM28 128H30V130L28 129ZM38 128V129H37ZM40 128V129H39ZM153 129V131H157V132H155L156 134H154V132L152 131V129ZM254 128V129H253ZM7 131H6V130ZM13 130V132H12V130L9 132V130ZM21 129L23 130H25V131H21ZM121 129V130H120ZM149 129L151 130V132H149ZM185 129V130H184ZM238 129V130H237ZM3 130H5V131H3ZM15 130V131H14ZM29 130V131H28ZM40 131V133H39V131ZM48 130V131H47ZM53 130V131H52ZM56 130V131H55ZM62 130H64V131H62ZM168 132H167V131ZM235 130H237V131H235ZM19 131H21V132H19ZM46 131V132H45ZM160 131V132H159ZM6 132H8V133H6ZM15 132V133H14ZM50 132V133H49ZM52 132H54V133H52ZM60 132V133H59ZM149 132V133H148ZM163 132V133H162ZM9 133L10 134H12L13 136H11V140L9 141L8 139H10V138H8V137H10L9 136ZM14 133V134H13ZM16 133L18 134V135H16ZM52 133V134H51ZM214 133V134H213ZM55 134H57V135H55ZM60 134V135H59ZM74 134H76L75 136H74ZM233 134V135H232ZM236 134V135H235ZM5 135V137H3V136ZM21 135L23 136V137H21ZM29 135V136H28ZM36 135H38V136H36ZM69 135V136H68ZM80 135V136H79ZM154 136V137H152V136ZM237 135H238V137H237ZM3 138H2V137ZM6 136H7V138H6ZM19 136V137H18ZM30 136V137H31ZM65 136H67V137H65ZM233 136V137H232ZM15 137V138H14ZM16 137H17V139L19 138V140H17L16 139ZM25 137V138H24ZM53 137V138H52ZM74 137V138H73ZM81 137V138H80ZM116 137V138H117ZM210 137V138H209ZM13 138H14V140H13ZM76 138V139H77ZM158 138H159V140H158ZM167 138V142L170 144V145H168V143H166L165 141H164V139H166ZM186 140H185V139ZM195 138H197V139H199V141L197 140V139H195ZM202 138H204V139H202ZM2 139V140H1ZM6 139H7V141H6ZM23 139V140H22ZM78 139V140H79ZM161 139H163V142L161 141ZM169 139V140H168ZM206 139V140H205ZM24 140H25V142H24ZM33 140V139H32ZM153 140H155V142L153 141ZM158 142H157V141ZM173 140V142H171ZM203 140V141H202ZM205 140V141H204ZM207 140H208V142H207ZM230 140H232V143H231V141ZM9 141V142H8ZM21 141V142H20ZM170 141V142H169ZM188 141H190V142H188ZM240 141V142H239ZM24 142V143H23ZM34 142V141H33ZM151 144H150V143ZM159 142H162L161 143V145H163V144H166L165 145V147H164V145H163V147L162 146H160V143ZM203 142V143H202ZM205 142V143H204ZM237 142V143H236ZM3 143V144H2ZM5 143H7V144H11V143H14V145L12 144V146L10 145L9 147H5L6 146V144ZM20 143V144H19ZM139 143V144H140ZM143 143V144H142ZM150 145H149V144ZM156 143H159V145L157 146V144ZM172 143V144H171ZM195 143H196V145H199V144H201L200 146H196V147H194V146H191V144L192 145H195ZM243 144V146H241V145H239V144ZM80 144H85V142L84 141H82ZM205 144V145H204ZM239 146H238V145ZM22 145H24V146H22ZM144 145V146H143ZM205 147H204V146ZM228 145V146H227ZM230 145H232V146H230ZM27 146V147H26ZM138 146H140V147H138ZM145 148H143V147ZM147 146V147H146ZM152 146V147H151ZM11 147V148H10ZM140 148V149H138V148ZM143 148V150H141L142 148ZM198 147V148H197ZM204 147V148H203ZM217 147V148H216ZM223 147V148H222ZM249 148V150H248V148ZM14 148H16V147H14ZM200 148H202V149H200ZM232 148V149H231ZM247 149V150H242V151H239V150H241V149ZM10 149V150H9ZM133 149V150H132ZM194 149V152L192 151ZM196 149V150H195ZM200 149V150H199ZM228 149H231V150H233L231 153L228 151ZM238 149V150H237ZM6 150H7V153H6V155H5V153L4 152H6ZM9 150V151H8ZM129 150V151H128ZM155 150V151H154ZM85 151V152H84ZM129 152V153H126V152ZM197 151V152H196ZM238 151V152H237ZM249 151V152H248ZM250 151H252V152H250ZM254 151H256V154H254ZM261 151V152H260ZM21 152V153H22ZM102 152V153H101ZM203 152V153H202ZM215 152V153H214ZM228 152V153H227ZM242 152V153H241ZM244 152H246L247 154H249V155H247L246 153L244 154ZM2 153V154H1ZM4 153V154H3ZM83 153H86L87 155H89V156H87V155H85L84 154V156H83ZM175 155H174V154ZM184 153H186L185 155H181L180 156V154H184ZM197 153H198V156H197ZM209 153V154H208ZM213 153V154H212ZM217 153V154H216ZM223 153V154H222ZM230 153V154H229ZM233 153V154H232ZM24 154V153H23ZM110 154V155H109ZM115 154H116V156H115ZM173 154V155H172ZM177 154V155H176ZM194 154H195V159H198V160H195V161H200L199 163L198 162H195L194 161ZM215 154H216V156H215ZM227 154H229L228 156H227ZM239 154V155H238ZM257 154L259 155V156H257ZM3 155H5V157H3ZM104 155V156H103ZM106 155H108V157L106 156ZM158 155V156H157ZM210 156V158H209V156ZM222 155V156H221ZM224 155V156H223ZM231 155H234V158L233 157H231ZM237 155V156H236ZM243 156V155H246L247 157H244L243 156V158H244V160H243V158L242 157H240V159H239V156ZM153 156H155V157H153ZM176 156V157H175ZM181 158L182 157V159H180L181 160V162H179L180 160L178 159L179 157ZM217 156H219V157H217ZM251 156V158H249V157ZM83 157H87L86 159H84ZM107 157V158H106ZM113 157V158H112ZM214 157V158H213ZM221 157L223 158V159H221ZM229 157V158H228ZM238 157V158H237ZM157 158H159V159H157ZM208 158V159H207ZM232 158V159H231ZM236 158V162H235V159ZM253 158V159H252ZM257 158V160H255ZM103 161H102V160ZM185 160L184 162L182 161V160ZM225 159V160H224ZM228 159H231L232 161H234L235 163H233V162H231V160H228ZM238 159V160H237ZM242 159V160H241ZM246 159L248 160V162H246ZM86 160V161H85ZM106 160V161H105ZM129 160V161H128ZM208 160H210V161H212V163L210 162V161H208ZM215 160H217V161H215ZM227 160V161H226ZM241 160V161H240ZM259 160H261V161H259ZM83 161H85V162H83ZM90 161V162H89ZM95 161V162H94ZM110 161H112V163L113 164H111V163H109ZM128 162V163H126V162ZM186 161H187V163H186ZM208 161V162H207ZM221 163V165H220V163ZM230 161V162H229ZM249 161H250V163H249ZM255 161V162H254ZM100 162V163H99ZM122 162V164H123V166L120 164ZM178 162H179V164H178ZM207 163L206 165L205 164H202V163ZM223 162H224V165H223ZM243 162V163H242ZM257 162V163H256ZM261 162V163H260ZM81 163H82V165H81ZM83 163H85V165H87V166H85V168L83 167ZM88 163H90V166H89V164ZM103 163V164H102ZM185 163V164H184ZM196 163V164H195ZM215 164V167L216 166H218V168H219V170H221L220 172V174L221 175H224V176H226V177H234V176H246L247 175V178L245 177V178H243V180L245 181L246 179V185L248 184L249 186V189H250V191H251V196H252V199H254V200H252V202L251 203H253V204H251V203H248V202H245L243 205H242V207H240L239 209H237V210H239V211H241V213L240 212H238L237 213V211L236 210H234V212L232 211V210H229V209H227V208H224V207H220V206H217V205H214V207H213V204H211L210 203V200H209V198L206 196V193H205V191H206V187H208L209 185H210V183L212 184V186H213V182H210V181H212V179L214 178V173L216 172L215 171V167L213 166H211L210 167V165L209 164ZM231 163V164H230ZM241 163V164H240ZM246 163H248V164H246ZM259 163V164H258ZM76 164H77V167H76ZM92 164H93V166H92ZM96 164V165H95ZM109 164V165H108ZM126 166H125V165ZM127 164H129V165H127ZM175 164V165H174ZM179 166H178V165ZM183 164V165H182ZM202 164V165H201ZM236 164H238L239 166H238V168H237V165ZM242 164H244L243 166H242ZM73 166L74 168H72L71 169V167H69V166ZM101 165H102V167H101ZM108 165V167L109 166H111L110 167V169L111 170H109L108 169V167H106ZM114 165H117V166H113ZM138 165H139V167H138ZM229 165H230V167H229ZM232 165V166H231ZM235 165H236V168L239 170V172H238V170L237 171H235L236 169L234 168L235 167ZM255 165H257V166H255ZM258 165H259V167H258ZM66 166H68L69 168H67ZM120 166V167H119ZM209 166V167H208ZM221 166V167H220ZM222 166H224V167H222ZM240 166H242V167H240ZM253 166V167H252ZM255 166V167H254ZM87 167V168H86ZM97 167V168H96ZM98 167H100L99 169H98ZM116 167V168H115ZM225 167H227L226 169H225ZM231 167H233V168H231ZM260 168V169H262L261 171L259 170V169H255V168ZM63 168V169H62ZM102 168V169H101ZM104 168H105V170H104ZM115 168V169H114ZM218 168L216 169L217 170V172L216 173H218ZM222 168V169H221ZM240 168V169H239ZM69 169V170H68ZM97 169H98V171H97ZM214 169V170H213ZM229 169V170H228ZM72 170H73V172H72ZM83 170H84V172H83ZM85 170H86V172H85ZM107 170H109V172H107ZM115 172H114V171ZM223 170V171H222ZM257 170V172H255ZM56 171H58V172H56ZM71 171V172H70ZM76 171V172H75ZM78 171V172H77ZM90 171V172H89ZM105 171V172H104ZM215 171V172H214ZM227 171H229L228 173H227ZM242 171V172H241ZM250 171V172H249ZM252 171V172H251ZM57 173V175H56V173ZM70 172V173H69ZM83 174H82V173ZM89 172V176L86 174V173H88ZM199 174H198V173ZM201 172V173H200ZM55 173V174H54ZM63 173V174H62ZM72 173V174H71ZM78 173V174H77ZM98 175H104V176H106V178L105 177H102V178H100V176H98ZM102 173V174H101ZM106 175H105V174ZM111 174V173H113L112 175H110V179H108L107 181H106V179L107 178H109V177H107L109 174ZM242 173V174H241ZM259 173H260V175H259ZM261 173H262V175H261ZM53 174V175H52ZM59 174H60V177H59ZM75 174V175H74ZM87 175V177H82V175ZM108 174V175H107ZM196 174H198V177L200 178H198L197 177V175ZM51 175V176H50ZM63 175H65V176H63ZM85 175V176H86ZM98 177H97V176ZM216 175V174H215ZM52 176H54V177H52ZM57 176H58V178H57ZM74 177V179H73V177ZM80 176V177H79ZM213 176V178H210V177H212ZM239 176V177H240ZM35 177V178H34ZM49 177V178H48ZM51 177V178H50ZM56 177V178H55ZM63 179H62V178ZM90 177V178H89ZM183 177V178H182ZM196 177H197V179H199V180H197L196 181ZM91 179V180H89V179ZM97 178H99V179H97ZM177 178H179V179H177ZM262 178V179H261ZM26 179H27V183L25 182L26 181ZM28 179H29V181H28ZM58 179V180H57ZM63 180L62 181V185H61V181L60 180ZM69 179V180H68ZM85 179V181H83L82 182V180H84ZM86 179H88V181H90V182H88ZM104 179V180H103ZM191 179V180H190ZM51 182H50V181ZM53 180V181H52ZM77 180V181H76ZM179 180V181H178ZM201 180V181H200ZM207 181V180H209V181H207V182H205V181ZM21 181V182H20ZM50 182V183H47V182ZM56 183H55V182ZM67 183H66V182ZM71 181H73V182H71ZM78 181H81V183L79 184V186L80 187H78V184L77 183H79ZM86 181H87V183H86ZM103 181H105V183H103ZM108 181H109V183H108ZM127 181V182H126ZM130 181V182H129ZM201 183H200V182ZM260 181H262L261 183H260ZM36 182H38V183H36ZM43 182H44V184H43ZM52 182H54L55 183V186L57 187V186H59V185H61V188H58L59 190L61 189V191H60V193L59 192H57V188L56 187H53L54 186V184L52 183ZM60 182V184H57V183H59ZM86 184H85V183ZM129 182V183H128ZM179 182V183H178ZM194 182L196 183V185L194 184ZM249 182V183H248ZM31 185H30V184ZM34 183H35V185H34ZM45 183H47V184H45ZM64 183V184H63ZM65 183L66 184H68V186H66V188L64 187L65 186ZM77 185H76V184ZM82 183H84L83 185H82ZM93 183V184H92ZM256 183H257V185H256ZM37 184V185H36ZM48 184H51V186L53 187V188H51V186H49ZM57 184V185H56ZM89 184V185H88ZM92 184V185H91ZM198 184V185H197ZM227 184V183H226ZM225 184V185H226ZM43 185V186H42ZM49 186L50 187V189H51V191H50V189H49V187H47L48 189H46V186ZM73 185V186H72ZM76 185V186H75ZM230 185V186H229ZM229 185H226L227 186V190H231L229 187H233L230 183H229ZM19 186L21 187V188H19ZM32 186V187H31ZM34 186H36V187H34ZM38 186V187H37ZM45 186V187H44ZM73 187L74 188V186H75V190L73 189V191L71 192V189L69 188V187ZM84 186H86L85 188H84ZM89 186V190L91 191V192H89V190H88V187ZM90 186H91V188H93V189H90ZM196 186H197V188L200 190H196ZM225 186V187H226ZM251 186V187H250ZM260 187V188H257V187ZM26 187V188H25ZM60 187V186H59ZM65 189V191H64V189ZM68 187V188H67ZM71 187V188H72ZM76 187H78L77 189L79 190H77L76 189ZM204 189H203V188ZM213 187H215V186H213ZM22 188L24 189L23 190V192H22ZM31 188H32V190H31ZM35 190H34V189ZM38 188V189H37ZM39 188L41 189L40 190V192L38 191L39 190ZM202 188V189H201ZM26 189H28V190H26ZM56 190L55 192H57L56 193V195H55V193H52V192H54L53 190ZM258 189V190H257ZM29 190H31V191H29ZM47 190H49V191H47ZM58 190V191H59ZM101 190H103V191H101ZM195 190V191H194ZM233 190V189H232ZM231 190V191H232ZM19 191H21V192H19ZM25 191V192H24ZM27 191H29V192H27ZM37 192V194L35 193V192ZM67 191H69V192H67ZM88 192V194L90 193V195H92L91 196V198H93V199H91L90 200V197L88 196V194H86L87 192ZM198 191V192H197ZM48 192V193H47ZM50 192L53 194V196L55 195V196H57V197H55L56 199H57V201H56V199H54V197H52V196H50ZM74 192H79L78 194L77 193H74ZM258 192V193H257ZM18 193V194H17ZM21 193H23L22 195L23 196H25V197H23L22 196V198H24L23 200H22V198H21ZM63 193V194H62ZM255 193H256V195H255ZM261 193V194H260ZM35 196H34V195ZM68 194V195H67ZM84 194H86V195H84ZM257 194L259 195V197L257 196ZM67 195V196H66ZM73 196V198H72V196ZM77 195H78V197H79V195H81V196H83V197H77ZM110 196L109 198H108V196ZM122 195V196H121ZM18 198H17V197ZM28 196V198H26ZM31 197V199H29L30 197ZM46 196H48L47 198H46ZM69 196V197H68ZM74 196H76V197H74ZM84 196H86V198H87V196L89 197L88 198V200H90V203H88L89 201L87 200V199H84ZM117 196V197H116ZM123 196H124V199L125 198H127V199H129V201H127V199H123L124 200V204L126 205V207H127V209H123V208H126L125 207V205L123 204V203H120L121 201L120 200H122L121 199V197L123 198ZM261 196V197H260ZM16 197V198H15ZM36 197V198H35ZM50 197H52L51 199H50ZM67 197V198H66ZM71 197V198H70ZM115 197V198H114ZM197 197H198V199H197ZM199 197L201 198V205H200V202H198L199 201ZM258 197V198H257ZM15 198V199H14ZM19 198H21V200L19 199ZM49 198V199H48ZM60 198H62V199H60ZM77 198L78 199H80V200H78V202H77ZM119 198V199H118ZM257 198V199H256ZM14 199V200H13ZM17 199V200H16ZM18 199H19V201H18ZM26 199V200H25ZM32 199H33V203L35 204V206L34 207H32V205H31V203H32ZM35 199V200H34ZM44 199V200H43ZM59 199H60V202L61 203H63V204H61V205H63L62 206V208L60 207L61 205H60V203H59ZM71 199V200H70ZM73 199V200H72ZM259 199H262V200H259ZM30 201V203H29V201H28V203H26L25 201ZM40 200H42V201H40ZM64 200V201H63ZM68 200V201H67ZM3 201V200H2ZM10 201H14V203L13 202H10ZM19 202V204H18V202ZM22 201V202H21ZM24 201V202H23ZM74 202L75 203V206H77L78 205V208H80V210H82L81 212H80V214L81 215H79V213H78V211H80L78 208H76L75 206H74V203H72V202ZM76 201V202H75ZM79 201H80V203L81 202H83V203H79ZM94 201V202H93ZM114 201H116V202H118V201H120L119 202V208H118V204H116V202H115V204H114ZM262 202V203H259V202ZM17 202V203H16ZM38 202V203H37ZM41 202V203H40ZM51 202V205H50V207H49V204L47 205V203H50ZM59 203V205H57L58 203ZM183 202V203H182ZM188 205V209L190 210V209H192V210H194V211H192V213L193 212H195V213H191V212H189V213H191L190 215L191 216H189L188 214L189 213H185V215H183V214H181L182 213V210H184L185 208H186V204ZM256 204H255V203ZM37 203V204H36ZM41 204V207H40V204ZM64 203H65V205H64ZM70 203H72V205L70 204ZM77 203H79V204H77ZM92 203V204H91ZM93 203L95 204V206L97 207H93ZM128 203V204H127ZM203 203V204H202ZM247 203V204H246ZM259 203V204H258ZM17 204V205H16ZM25 204H27L26 205V207H25ZM29 204V205H28ZM45 204V206H43ZM82 204H84V205H82ZM124 205V206H121V205ZM177 204H178V206H177ZM262 204V205H261ZM22 205V206H21ZM56 205H57V207H56ZM69 205H71V206H74V207H69L68 208V206ZM92 205V206H91ZM173 205H176V208H175V206H173ZM180 205L182 206L183 205V207L184 208H181L180 209ZM204 205H205V207H204ZM206 205H207V207H206ZM209 205V206H208ZM248 205V206H247ZM251 205H253V207H251ZM257 205H258V208H257ZM19 206H21L20 208H19ZM28 206V207H27ZM61 208H59V207ZM83 206V208H81ZM121 206V207H120ZM173 206V207H172ZM203 206V207H202ZM215 206H216V209H214L213 210V208H215ZM254 206L256 207V209H254ZM13 207V208H12ZM17 208V209H15V208ZM26 209H25V208ZM30 207H32V208H30ZM36 207V208H35ZM43 207H45V208H43ZM49 207L50 208V210H49V208L47 209V208ZM86 209H85V208ZM101 207V208H100ZM140 207V208H139ZM170 207H172V209L173 208H175V210H173V211H170L171 210V208ZM179 207V208H178ZM208 207L210 208V207H212V208H210L209 210H208ZM250 207V208H249ZM27 208H28V212H29V217L27 216V213H26V210H27ZM38 208V209H37ZM39 208L41 209V210H39ZM57 208H59V210L57 209ZM70 208H72V209H70ZM103 208V209H102ZM123 209V211H125V210H127V212L131 209V210H133V211H131V213L130 212H128V214H126L127 212L125 211V212H121V210L120 209ZM168 208V210H169V212L166 210ZM204 208H206V209H204ZM217 208H221L220 210L219 209H217ZM251 208H253V210L251 209ZM23 209V210H22ZM31 209V210H30ZM42 209H44L45 210V213H44V210H42ZM49 210V211H47V210ZM57 209V210H56ZM63 209V211H61ZM83 209H85L86 211H84ZM87 209H88V211H87ZM94 209V210H93ZM114 209H115V211H114ZM118 209L120 210V211H118ZM137 209H139V210H137ZM223 209V210H222ZM224 209H226V210H224ZM245 209V210H244ZM20 210H22V211H19ZM72 210V211H71ZM74 210V211H73ZM76 210V211H75ZM78 210V211H77ZM90 210V211H89ZM93 210V211H92ZM107 210H108V212H107ZM112 210V211H111ZM135 210H137V211H140V210H143L144 211V213L146 212V213H148V214H144L143 212H141V215L142 216H144V217H142L141 215H140V213H139V215H140V217H142L143 219H141V218H139V217H137V218H135L134 219V217L136 216V213H134V212H136ZM187 210V209H186ZM189 210H187V211H189ZM203 210V211H202ZM215 210H216V212H215ZM224 211V212H222V211ZM255 210V211H254ZM257 210H259V211H257ZM10 211V212H11ZM32 211H34V213L32 212ZM37 211V212H36ZM38 211H40V213L43 215V213H44V218H43V216L41 217V214L40 213H38ZM53 211V212H52ZM57 211V212H56ZM94 211H96V212H94ZM107 213H106V212ZM117 211L118 212H121L122 214L124 213V215L122 216V214L120 213V215L123 217V219H121L122 217H120V215L117 213ZM162 211V212H161ZM175 211H177V213H178V211L180 212L181 211V213H178L179 215L177 216V213H175ZM191 211V210H190ZM210 211V212H209ZM212 211H214L213 213H212ZM221 211V212H220ZM11 212V213H12ZM23 212V213H22ZM31 212V213H30ZM50 212H52V213H50ZM90 212V213H89ZM111 212V213H110ZM114 212H116L115 214H116V217L112 214V213H114ZM166 212H168L170 215H173L174 213L176 214L175 216H176V219H175V216L174 217H172V216H163L164 214L163 213H166ZM185 211H183V213H184ZM201 212V214L200 215H198L199 213ZM205 212V213H204ZM207 212V213H206ZM227 212V213H226ZM247 212V213H246ZM259 214H257V213ZM26 213V214H25ZM34 215H36V216H34ZM56 213V214H55ZM66 213V214H65ZM76 213V214H75ZM77 213H78V215H77ZM87 213H89V214H87ZM110 215H109V214ZM149 213H152L150 216H149ZM161 213L163 214L162 216H161ZM211 215V217H210V215ZM212 213V214H211ZM230 213V214H229ZM239 214V216L237 215V214ZM245 213V214H244ZM260 213H263L262 215L260 214ZM16 214V215H15ZM25 214V215H24ZM39 216H38V215ZM47 214V215H46ZM58 214H60L59 216H58ZM126 214V215H125ZM133 214H134V216H133ZM137 214H138V212H137ZM187 214V215H186ZM197 214V215H196ZM206 214V215H205ZM213 214H214V216H213ZM226 214H227V216H228V214L229 215H232V217L231 216H228V219H226ZM235 214V215H234ZM243 214H244V216H243ZM248 214H249V216H248ZM10 215V214H9ZM12 215V214H11ZM13 215H12V217H13ZM21 215V216H20ZM50 215V216H49ZM54 215V216H53ZM62 215V216H61ZM75 215V216H74ZM84 215H86L85 217H84ZM89 217H88V216ZM101 215L103 216V218L101 217ZM138 215V216H139ZM146 215V216H145ZM155 215V216H154ZM183 215V216H182ZM196 215V216H195ZM201 215H203L202 217H203V220H200V218H201ZM207 215H208V218H210V219H207ZM216 215V216H215ZM225 217H224V216ZM245 215H247V216H245ZM25 216V217H24ZM26 216H27V218H26ZM46 216V217H45ZM57 217V219H56V217ZM76 216H77V218H76ZM95 216V220H94V217ZM96 216H97V218H96ZM105 216H109L108 218L109 219H111V220H108V218L107 217H105ZM115 218H114V217ZM147 216H149L151 219H150V221L148 220V217ZM154 216V217H153ZM193 216V218H191ZM197 216H199V217H197ZM219 216V217H218ZM18 217H19V219H18ZM35 217H38L37 219L35 218ZM41 217V218H40ZM50 217V218H49ZM53 217H55L54 219H53ZM58 217H64L65 219H61V218H58ZM82 217V218H81ZM88 217V218H87ZM105 217V218H104ZM120 217V218H119ZM129 217V218H128ZM131 217H133V219L136 221V222H133V220L131 219ZM169 217H171V218H169ZM179 217V218H178ZM186 218V220L188 219L189 221H186V222H189V223H187L188 224V226H189V224H190V226L189 227H187L186 225L187 224H185L184 222H183V220H185V218ZM205 217V218H204ZM262 217V218H261ZM21 218V219H20ZM43 218V219H42ZM52 218V219H51ZM68 220H67V219ZM81 220H80V219ZM107 218V219H106ZM112 218H114L113 219V221H112ZM126 218H128V219H130V220H132L131 222H133V228L131 227V225H129V224H131L129 221L130 220H128V219H126ZM165 218V219H164ZM181 218H183V220L181 219ZM199 218V219H198ZM213 218V223H209V220H211ZM229 218H232V220L234 221V223H231V221L229 220ZM235 218V219H234ZM244 218V219H243ZM246 218V219H245ZM24 219V220H23ZM27 219V220H26ZM47 219V220H46ZM72 219H74L73 221H72ZM78 219V220H77ZM86 219V220H85ZM90 219V220H89ZM117 219V220H116ZM139 219V220H138ZM141 219V220H140ZM202 219V218H201ZM242 219V220H241ZM19 221V223L21 224V226H20V224L18 223V221ZM32 220V221H31ZM45 220V222H41V221H44ZM60 220V221H59ZM67 220V221H66ZM71 220V221H70ZM76 220V221H75ZM94 220V221H93ZM97 220H99L98 222H97ZM228 220L230 221L229 222V224L227 223L228 222ZM248 220V219H247ZM21 221V222H20ZM24 221H25V224L28 222V224H24ZM27 221V222H26ZM40 221V222H39ZM48 221V222H47ZM50 221V222H49ZM58 221V222H57ZM79 221H81V222H79ZM86 221H88L89 222V227H88V222L86 223ZM115 221V222H114ZM123 221H126V223H127V221H128V223L126 224L125 222H123ZM141 221V222H140ZM142 221H144V223L142 222ZM200 221H201V223L203 224L204 222L203 221H205V223L206 224H208V225H205V223H204V225L206 226H202L201 225V223H200ZM207 221V222H206ZM223 221H224V223H223ZM232 221V222H233ZM241 221V222H240ZM263 221V222H262ZM31 222V223H30ZM55 222V223H54ZM60 222V223H59ZM63 223V225H62V223ZM65 222V223H64ZM85 222V223H84ZM96 222H97V224H96ZM152 222V223H151ZM216 223V227H215V223ZM220 222V223H219ZM17 223H18V225H17ZM38 223V224H37ZM41 223V224H40ZM47 223V224H46ZM48 223H51V224H48ZM53 223V224H52ZM58 225H57V224ZM68 224V226H66L67 224ZM92 223V225L90 226V224ZM95 223V224H94ZM138 224V225H135L136 227H134V224ZM147 223H149V224H151L152 226H149V224H147ZM222 223V224H221ZM226 223V224H225ZM239 223V224H238ZM32 224V225H31ZM39 224L41 225V226H39ZM62 226H61V225ZM81 224V225H80ZM93 224H94V226H95V228H92V226H93ZM147 227V229H146V227L144 226V225ZM232 224V225H231ZM240 224L241 225H243V226H240ZM18 227H17V226ZM44 225H45V227H44ZM47 225V226H46ZM51 225H53V227L51 226ZM55 225V226H54ZM75 225V227H72V226H74ZM126 225V226H125ZM141 225H143V226H141ZM200 225H201V227H200ZM210 225V226H209ZM226 225V226H225ZM229 225H231V226H233V227H231V226H229ZM234 225H237V226H234ZM3 226H4V228H3ZM15 226V227H14ZM23 226H24V228H23ZM27 226V227H26ZM32 226V227H31ZM50 227V228H61V229H64V231L67 233L66 234V236H64V234H52V235H50L49 236V234H45L44 233V230L46 229V227ZM58 226V227H57ZM59 226H61V227H59ZM86 226V227H85ZM93 226V227H94ZM124 226H125V228H126V230H125V228H124ZM138 226H140V227H138ZM186 226V227H185ZM192 226H193V228H192ZM197 226V227H196ZM208 226H209V228H212L213 226H214V228H216L215 230H214V228L212 229V231H209V230H211V229H208ZM219 228H218V227ZM228 226H229V230H230V232L228 231ZM11 227H13V228H11ZM24 229H22V228ZM25 227L27 228V229H25ZM38 227V228H37ZM48 227V228H49ZM62 227H64V228H62ZM66 227V228H65ZM77 227H78V229H77ZM131 227V228H130ZM144 227V228H143ZM150 227H152V228H150ZM195 227V228H194ZM237 227H238V229H239V231H241V232H238L237 231ZM9 228H11V229H9ZM74 228V229H73ZM91 228L95 231V232H93V231H90L91 230ZM128 228V229H127ZM142 228V229H141ZM190 228V229H189ZM207 228V229H206ZM241 228V229H240ZM16 231H15V230ZM19 229V230H18ZM22 229V230H21ZM31 229V230H30ZM38 229V230H37ZM44 229V230H43ZM90 229V230H89ZM125 230V233L126 234H124V230ZM131 229V230H130ZM145 229V230H144ZM150 231H149V230ZM232 229V230H231ZM234 229H236V231L234 230ZM243 229V230H242ZM262 229V230H261ZM19 232H18V231ZM29 231V232H31V233H28L27 231ZM42 230H43V232H42ZM71 230H73V233L75 232V231H79L80 233H81V240L82 241H84L85 242V244H89V245H92V246H94V253H96V251H99L98 249H100V251L99 252H97L96 254H91V255H88L89 256V259H86L88 256H86L88 253H87V251L86 250H84L83 248H81V244L82 243H84V242H82V241H80L79 239H73V237H72V231ZM83 230H87V232H85V231H83ZM100 230H102V231H100ZM122 230H123V232H122ZM128 230V232H126ZM146 230H148V232H150L151 234H149V233H145V232H147ZM153 230V231H152ZM234 230V231H233ZM13 233H12V232ZM23 231V232H22ZM26 231V232H25ZM35 231V232H34ZM37 231V232H36ZM40 231V232H39ZM68 231H70L69 233H70V235H69V233H68ZM100 231V232H99ZM143 231V232H142ZM216 231H217V235L215 234L216 233ZM220 231H221V233H220ZM21 232V233H20ZM43 234H42V233ZM64 232V233H65ZM97 232V233H96ZM120 232H121V234H120ZM142 232V233H141ZM220 233V235L221 236H223V237H219V233ZM235 232V234L237 235H235V234H233ZM7 233V234H6ZM143 233L144 234H146V235H143ZM229 233V234H228ZM11 234H12V236H11ZM14 234V235H13ZM20 234V235H19ZM23 236H22V235ZM29 234V235H28ZM42 234V235H41ZM83 234H84V236H83ZM89 234V235H88ZM92 234V235H91ZM95 234V235H94ZM104 234H105V236H104ZM116 234H119V235H121L120 237H119V235H118V237L119 238H122V240H119V238H117V236H116ZM122 234H124V235H128V234H130V235H132V236H130L129 235V238H128V240H130V238L131 239H136V240H134V242H133V240H131L129 243H128V240L126 239L125 240V237L123 238V236H122ZM140 236H139V235ZM142 234V235H141ZM148 234L149 235H151L150 236V238H149V240H148ZM164 234H166V235H164ZM204 234V235H203ZM224 234V235H223ZM233 234V235H232ZM7 237L8 239H7V241H5L6 240V238L4 237ZM9 235V236H8ZM25 235V236H24ZM32 235V236H31ZM110 235H112V238L113 239H110ZM115 235V236H114ZM164 235V236H163ZM225 235H226V238H225ZM228 235L230 236H232V241H229V240H231V236L230 237H228ZM241 236V238H239L240 236ZM30 236V237H29ZM42 236V237H41ZM44 236H46L47 238L48 237H50L49 239H46V237H44ZM52 236H57L56 238L58 239V237H59V242H58V240L55 238H53ZM62 236H64L62 239H60V237H62ZM69 236V237H68ZM107 236H109V237H107ZM134 236V237H133ZM143 236H145L144 238H145V241H144V238H142ZM163 238H162V237ZM204 236H206V237H204ZM233 236H235V237H233ZM239 236V237H238ZM18 237H19V239H18ZM28 237H29V239H28ZM33 237V238H32ZM66 237V238H65ZM116 237V238H115ZM133 237V238H132ZM146 237H147V240H146ZM161 237V238H160ZM166 237H169L168 238V240H169V242L166 244V242L168 241L167 240V238L165 239ZM173 237V238H172ZM202 237H203V240H202ZM216 237H218V238H216ZM237 237V238H236ZM247 237V236H246ZM4 238H5V240H4ZM17 238V239H16ZM71 238L73 241H71V244H70V241H69V239ZM87 238V239H86ZM89 238H90V240H89ZM158 238H159V240L161 241L160 243H162L163 242V240L165 239V243H164V245L163 244H159V240H158ZM229 239V240H227L228 242H231L232 244H233V242L235 243V242H237V240H239V239H241L243 242L245 241V243L247 242V241H249V243L247 242L246 244L245 243H243V244H245L244 246H245V248L246 249H248L247 251H249V255H245L244 256V250H241L244 254L242 255V253H240L239 251H240V249H239V251H237L238 249L236 248V246H234V244L232 245L231 243H228L225 239ZM245 238V240H243ZM12 239V240H11ZM23 239V240H22ZM25 239V240H24ZM37 239V240H36ZM46 240V242H43L42 243V241H44V240ZM86 241H85V240ZM115 239V240H114ZM162 239V240H161ZM206 239V240H205ZM234 239H236L235 241H233ZM31 240H33L32 242H33V244H32V242H31ZM53 240V241H52ZM66 242L67 241V243H65L64 241ZM80 241V245H79V242L78 241ZM97 240V241H96ZM103 240V241H102ZM110 240V241H109ZM119 242H118V241ZM125 240V241H124ZM143 240V241H142ZM183 240V241H182ZM205 240V242H203ZM225 240V241H224ZM247 240V241H246ZM18 242V241H20L19 242V245L17 244H15L16 242ZM22 241H24L23 242V244H22ZM26 241H29V243L27 242L26 243ZM41 243H40V242ZM49 242V244H52V245H49L48 244V242ZM63 241V242H62ZM77 241V242H76ZM96 241V242H95ZM99 241V242H98ZM120 241H122V242H120ZM123 241H124V243H123ZM207 241H209V242H207ZM8 242V243H7ZM53 242H54V244H56V245H54L53 246ZM69 242V243H68ZM73 242V243H72ZM82 242V243H81ZM92 242H94V243H92ZM138 242H139V244H138ZM158 242V243H157ZM178 242V243H177ZM183 242H185V244H181V243ZM187 242H188V244H187ZM214 242H216L215 244H213ZM11 243H12V245L13 246H15V248L11 245ZM21 243V244H20ZM24 243H26V244H30L31 246H28V245H24ZM48 244L47 246H46V244ZM63 243V244H62ZM75 243H77V245L75 244ZM99 243V244H98ZM104 243V244H103ZM126 243H128V245L126 244ZM225 243L227 244V245H229V244H231V245H229V246H225L224 248L226 249H229V247H230V249L229 250H225V249H222V247H223V245H225ZM252 245H251V244ZM6 244L8 245L7 247H6ZM60 244V245H59ZM103 244V245H102ZM118 244V245H117ZM166 244V245H165ZM190 244V245H189ZM12 246L11 247V249H10V246ZM23 246V248H20V247H22ZM64 245L65 247H62V246ZM128 247H127V246ZM182 245V246H181ZM186 245H188V246H186ZM247 245H248V247H247ZM251 245V246H250ZM39 246V247H38ZM41 246V247H40ZM48 246H50V247H48ZM52 246L54 247V250H53V248H52ZM56 246V247H55ZM58 246V247H57ZM60 246V247H59ZM73 246H75V247H73ZM99 246H101L100 248H99ZM115 246V247H114ZM122 246V247H121ZM126 246V247H125ZM178 246V247H179ZM189 246H190V248H189ZM250 246V247H249ZM253 246V247H252ZM46 247H47V249H46ZM62 247V249H61V253L63 252V254H64V252L66 253V255L64 254V255H61L59 252H57L58 254H57V256L55 255L56 253H55V248H59L58 250H60V248ZM72 247V248H71ZM77 247V248H76ZM79 247V248H78ZM98 247V248H97ZM103 247H105L104 249H105V251L102 249ZM113 247V248H112ZM236 248V249H234V248ZM17 248H20L18 251H17ZM24 248H25V250H24ZM30 248V249H29ZM37 250H36V249ZM73 248H74V250H73ZM75 248H76V250L78 249L79 251L80 250H82V251H80L79 253H81L83 256H81V254H79L78 253V250L76 251L75 250ZM108 250H107V249ZM110 248V249H109ZM125 248V249H124ZM221 248V249H220ZM251 248V249H250ZM23 249V250H22ZM33 249H35V250H33ZM39 249H42V250H39ZM51 249H52V251H51ZM157 251H156V250ZM232 249H234V250H232ZM28 250V251H27ZM45 250V251H44ZM48 250V251H47ZM50 250V251H49ZM57 250V251H58ZM110 250V251H109ZM112 250H121V252L122 253H120V251H119V253L120 254H124L127 258H122V257H124V255L122 256V255H120V256H117V254H116V252H115V254H110V253H113L114 251H112ZM126 250V251H125ZM152 250V251H151ZM164 250H166V251H164ZM223 250V253H220L221 251ZM230 250H232V252L234 253V254H236V255H238L237 254V252H239V255H238V257H233V256H236V255H233L232 254V252H229ZM7 251V252H6ZM10 251V252H9ZM24 251V252H23ZM32 251V252H31ZM37 253H35V252ZM42 251V252H41ZM74 253H72V252ZM76 251V252H75ZM106 251H108L107 253H106ZM159 251V252H158ZM220 251V252H219ZM237 251V252H236ZM9 252V253H8ZM39 252V253H38ZM45 252H46V254H45ZM51 252H53V253H50ZM69 252H71V253H69ZM84 252V253H83ZM101 252V253H100ZM110 252V253H109ZM146 252L148 253L149 252V255L148 254H146ZM162 252V253H161ZM220 253V255H217V254H219ZM250 252H251V254H250ZM8 253V254H7ZM12 254V255H9V254ZM13 253H14V255L15 256H13ZM21 254V256H19V255H17V254ZM25 253V254H24ZM31 253V254H30ZM43 253V256L41 255V254ZM69 253V255H67ZM77 253V254H76ZM103 253V262H102V258H101V254ZM141 253H142V255H141ZM144 253V254H143ZM164 253V254H163ZM25 255V257H24V255ZM26 254H27V256H26ZM36 254V255H35ZM108 254V255H107ZM110 254V255H109ZM163 254V255H162ZM214 254V256L215 255H217V256H221L222 257V255H223V257H222V261L219 259V257H211L212 255ZM232 254V255H231ZM4 255V256H3ZM17 255V256H16ZM39 255V256H38ZM47 255V256H46ZM48 255H50L51 257H50V259H48ZM53 255H55V256H53ZM75 255V256H74ZM98 255V256H97ZM115 255V256H114ZM130 255V256H129ZM207 256V259L209 260V262H211V263H206V262H204L203 261V256ZM211 255V256H210ZM225 255V256H224ZM243 256L242 257V260H241V256ZM6 256L8 257L7 258V260H9V259H11L12 257V259L11 260H9V261H7L6 260ZM23 256V257H22ZM32 256V257H31ZM35 256V257H34ZM38 256V257H37ZM43 257V258H45V260L44 259H42V258H40V257ZM44 256H46V257H44ZM96 256V257H95ZM107 256H110V257H107ZM134 256V258H136L135 259V261H134V259L132 258ZM143 258H142V257ZM147 256V257H146ZM232 256V257H231ZM249 256V257H248ZM5 257V258H4ZM21 257V258H20ZM27 257H28V259H27ZM56 257H58L59 258V260L61 261H59ZM62 257V258H61ZM82 259V257H83V260H81L80 258ZM86 257V258H85ZM93 257V258H92ZM98 260H96L95 258ZM105 257V258H104ZM111 257H113V259L111 258ZM114 257H115V259H114ZM119 257V258H118ZM138 257H140V258H138ZM227 257V259H225V258ZM230 259H229V258ZM247 257V259H245ZM14 258H16V261H14L15 259ZM18 258H20V261H19V259ZM37 258H39L40 260H37ZM51 258H53V260H51ZM61 258V259H60ZM78 258V259H77ZM145 258H148L149 260H147V259H145ZM235 258V259H234ZM245 260H244V259ZM2 259V260H1ZM22 259H24L23 261H22ZM31 259V260H30ZM33 259V260H32ZM37 261V262H32V261H35V260ZM44 260L43 262H42V260ZM108 260L109 259V261H106V260ZM118 259H120V260H118ZM133 259V260H132ZM212 259H214V260H212ZM217 259H219V260H217ZM231 259H233V260H231ZM237 259V260H236ZM240 259V260H239ZM30 261L29 263L27 262L26 263V261ZM48 260H50V261H48ZM84 260H86V262H83ZM88 260V261H87ZM113 260V261H112ZM130 260V261H129ZM141 260V261H140ZM231 260V261H230ZM243 260L245 261V262H243ZM13 261H14V263H13ZM19 261V262H18ZM41 261V262H40ZM48 261V262H47ZM55 261V262H54ZM101 261V262H100ZM112 261V262H111ZM116 263H115V262ZM123 261V262H122ZM147 261L149 262V263H147ZM197 261V262H196ZM217 261V262H216ZM220 261H221V263H220ZM229 261V262H228ZM233 261V262H232ZM239 261V262H238ZM240 261H242V262H240ZM248 261V262H247ZM8 262V263H7ZM15 262H17V263H15ZM95 262V263H94ZM97 262H99V263H97ZM226 262V263H225ZM228 262V263H227ZM232 262V263H231ZM247 262V263H246ZM250 262V263H249ZM104 263V264H105Z\"/></svg>","mask_w":264,"mask_h":264},{"label":"bare ground","instance_id":"obj_2","mask_svg":"<svg viewBox=\"0 0 264 264\" xmlns=\"http://www.w3.org/2000/svg\"><path fill=\"white\" fill-rule=\"evenodd\" d=\"M16 1V0H15ZM21 1L22 0H20V3H21ZM30 1V0H29ZM28 1V2H29ZM37 1V0H36ZM35 1V2H36ZM77 1V0H76ZM80 1V0H79ZM79 1H77V2H79ZM84 2L82 3V4H84V3H86L87 2V0H83ZM86 1V2H85ZM89 1V0H88ZM129 1H131V0H129ZM19 2V1H18ZM17 2V3H18ZM33 2V1H32ZM38 2V1H37ZM39 2H41V1H39ZM42 2H45V0H42ZM60 2V1H59ZM58 2V3H59ZM90 2H91V0H90ZM243 2V1H242ZM246 2V4L250 7L251 6V4H252V2H251V0H244V3ZM31 3V2H30ZM135 3V2H134ZM177 3V2H176ZM243 3V4H244ZM260 3V2H259ZM38 4V3H37ZM40 4V3H39ZM61 4H63V3H61ZM76 4H79V6H80V4L81 3H76ZM90 4V3H89ZM129 5L128 6H130V5H132V3L130 4V3H128ZM179 4V3H178ZM23 5H24V3H23ZM32 5H33V3H32ZM35 5V4H34ZM42 5V4H41ZM45 5V4H44ZM43 5V6H44ZM47 5V4H46ZM45 5V6H46ZM85 5V4H84ZM84 5H83V7H84ZM134 5V4H133ZM253 5H256V2L255 3H253ZM252 5V7H251V9L254 7ZM31 6V5H30ZM44 6V7H45ZM91 6H93V5H91ZM262 6V5H261ZM261 6H260V8L259 7H257V8H253V12H252V14L253 15H251L252 17L254 16V15H258V17L260 18V20H261V25L262 26H264V10L263 9H261ZM26 7V9H27V5L25 6ZM39 7V6H38ZM42 8V10L43 9H45V8ZM87 7V6H86ZM132 7H135V6H132ZM132 7H130L131 9H132ZM143 7V6H142ZM264 7V6H263ZM37 8V7H36ZM40 8H41V6H40ZM51 8V7H50ZM49 8V9H50ZM61 8V7H60ZM78 8V7H77ZM81 8H82V6H81ZM89 7H87L86 9H88ZM92 7H90V9H88V12H89V10L91 11L92 9H93V11L95 10L94 8H92ZM137 8V7H136ZM139 8V7H138ZM166 8V7H165ZM244 8V7H243ZM247 8V7H246ZM39 9V8H38ZM47 10H48V8H46ZM45 9V10H46ZM143 9H144V7H143ZM143 9H142V11H143ZM181 9V8H180ZM25 10V9H24ZM34 10H35V8H34ZM40 10V9H39ZM41 10V11H42ZM52 10V9H51ZM63 10V9H62ZM65 10V9H64ZM85 10V9H84ZM138 10V9H137ZM167 10V9H166ZM237 10V9H236ZM28 11V10H27ZM32 12H33V9L31 10ZM50 11V10H49ZM92 11V12H93ZM30 11H28V13H29ZM46 12V11H45ZM48 12V11H47ZM46 12V13H47ZM54 12H57L58 14H56V15H59L60 14V10L59 11H54ZM67 12V11H66ZM76 12V11H75ZM96 11H94V13H95ZM132 12V11H131ZM175 12V11H174ZM183 12V11H182ZM25 13H26V11H25ZM50 13V12H49ZM64 13V16H66L65 15V12H63ZM62 12H61V14H63ZM67 13H69V14H67V15H70L71 16V14H70V12H67ZM91 13V12H90ZM103 13V12H102ZM133 13V12H132ZM135 13V12H134ZM138 13V12H137ZM142 13V12H141ZM10 14V13H9ZM21 13H19V15H20ZM24 14V13H23ZM31 14V13H30ZM48 14V13H47ZM77 14V13H76ZM87 15H85V16H87V23H89V24H91L92 22L90 21V14L89 13H86ZM96 14V13H95ZM105 14V13H104ZM103 14V15H104ZM109 14V13H108ZM164 14V13H163ZM165 14H166V12H165ZM164 14V15H165ZM245 14H247L246 12H245ZM249 14H250V12H249ZM7 15H8V13H7ZM12 15V14H11ZM14 15H15V13H14ZM19 15H17V13H16V17L17 16H19ZM26 15V14H25ZM32 15H33V13H32ZM39 15V14H38ZM37 15V16H38ZM45 15V17H46V14H44ZM73 15V14H72ZM103 15H102V17L101 18H103ZM107 15V14H106ZM105 15V17H106V19H107V16ZM111 15V17H112V15H115V14H110ZM110 15H109V17H110ZM144 15V14H143ZM154 15H156V14H154ZM180 15V14H179ZM8 16H10V15H8ZM22 16V15H21ZM34 17H35V14L33 15ZM33 16H30L31 18L33 17ZM36 16V17H37ZM41 16H42V14H41ZM50 16H51V14H50ZM60 16V15H59ZM58 16V17H59ZM74 16H76L75 15V13H74ZM88 16H89V18H88ZM100 17L101 15H97L96 17ZM129 16V15H128ZM133 16H134V14H133ZM138 16H141L142 17V15L139 13V15ZM157 16H159V14L157 15ZM11 17V16H10ZM12 17H14V16H12ZM16 17H14V19L16 18ZM20 17V16H19ZM22 17H25L24 15L22 16ZM30 17H29V21H30V23H31V21L34 19V17L32 18V20H30ZM39 17H40V15H39ZM62 17V19L64 18L63 16H61ZM73 17V16H72ZM93 17H95V16H93ZM95 17V18H96ZM115 17V16H114ZM114 17H112V18H114ZM116 17H117V15H116ZM126 17V16H125ZM136 17V16H135ZM140 17V18H141ZM146 16H144V18H145ZM159 17H161L162 18V16H159ZM166 17H168V16H166ZM170 17V16H169ZM181 17V16H180ZM245 17V16H244ZM43 20L45 19L43 16L41 17ZM53 18H54V16H53ZM118 18H120L119 16H118ZM131 18V17H130ZM133 18V17H132ZM143 18V17H142ZM153 18H155V17H153ZM158 18V17H157ZM247 18H248V16H247ZM246 18V19H247ZM254 18H257V17H254ZM4 19H6V18H4ZM20 19V18H19ZM23 19V18H22ZM26 19V18H25ZM27 19H28V17H27ZM37 19H38V17H37ZM48 19H49V17H48ZM69 19H71V22L70 23H73L74 24V22H76V21H78V20H72V18H69ZM75 19V18H74ZM79 19V18H78ZM88 19H89V21L91 22H88ZM91 19H93L92 18V16H91ZM98 19V18H97ZM114 19H116V18H114ZM135 19V18H134ZM133 19V20H134ZM137 19H139V17H137ZM160 19V18H159ZM158 19V20H159ZM164 19V18H163ZM237 19V18H236ZM249 19H250V17H249ZM249 19H248V22H249ZM16 20H17V18H16ZM35 20V22H36V19H34ZM39 20H41V19H39ZM42 20V24H44L43 22H45V20L43 21ZM51 20H53V19H51ZM54 20H56V19H54ZM94 20V19H93ZM96 20V19H95ZM94 20V21H95ZM100 20V19H99ZM104 20H105V18H104ZM108 20V19H107ZM117 20V19H116ZM119 20V19H118ZM140 20V19H139ZM153 20H155V19H153ZM160 20H162V19H160ZM253 20V19H252ZM251 20V21H252ZM259 20V19H258ZM14 21V20H13ZM23 21H26V20H22V23H23ZM38 21V20H37ZM65 21V20H64ZM64 21H61V23L62 22H64ZM68 21H70V20H68ZM72 21H74V22H72ZM79 21H81V20H79ZM78 21V22H79ZM120 21V20H119ZM122 21V20H121ZM126 21V20H125ZM137 21V20H136ZM144 21H146V19L144 20ZM143 21V22H144ZM148 21H149V19H148ZM239 21H241V20H239ZM257 21V20H256ZM18 22V21H17ZM16 21H15V24L17 23ZM28 22V21H27ZM40 22V21H39ZM51 22V21H50ZM57 22V21H56ZM59 22V21H58ZM57 22V24H60V23H58ZM82 22H85L84 21V19H83V21H81V23ZM107 22V21H106ZM113 23H110L111 25L113 24V27H115V25H114V22L115 21H112ZM127 22H129V21H127ZM138 22V21H137ZM153 22V21H152ZM163 22H164V20H163ZM163 22L162 23H159L160 25H162L163 24ZM174 22V21H173ZM258 22V21H257ZM14 23V22H13ZM18 23H20V21L18 22ZM17 23V25L19 26L20 24H18ZM37 23L38 22H36V25H37ZM41 23V22H40ZM46 23V22H45ZM55 23V22H54ZM87 23H85V25H87ZM99 23L101 24H103V21H99ZM98 23V24H99ZM109 23V22H108ZM131 23V22H130ZM158 23V22H157ZM156 23V24H157ZM239 22H236V20H235V23H233V24H231V26H232V28H233V31H231V32H233V33H231V32H229L231 35H229L230 36V45L231 46H235V47H239V49L240 48H242V46H243V43H244V38H243V36H242V34H241V32H243L244 30L241 28V26L238 24ZM259 23V22H258ZM14 24V26H17V25H15ZM51 24H53L52 22H51ZM50 24V26L48 27V28H50L49 30H51L50 31V33L48 32L47 34H46V31H45V28H47V27H45L44 28V34H46V35H48V36H44L43 34H42V38L44 39L45 37H47V38H49V39H52V38H55L54 36H57V33H59V34H61L62 36H67V34L65 33V31H64V29L62 28L63 26H62V24H61V26L62 27H60L59 25H58V27L59 28H61V29H59L58 27V31L59 32H57V30H56V32L57 33H54V30L56 29V28H54L53 29V27H52V25ZM76 24V23H75ZM74 24V25H75ZM77 24H79V23H77ZM94 24H96V23H94ZM97 24V25H98ZM115 24H117L116 22H115ZM123 24V23H122ZM127 25H128V23H126ZM135 24V23H134ZM141 24H143V23H141ZM251 24H253V23H251ZM250 24V25H251ZM23 25V24H22ZM35 25V24H34ZM34 25H33V28H34ZM41 25V24H40ZM56 25V24H55ZM54 25V26H55ZM66 25H67V23H66ZM65 25V26H66ZM73 25V26H74ZM83 25H84V23H83ZM97 25H95L99 30H101L100 28L102 27V30L100 31V32H102L103 31V28H104V24L103 25H100L101 27H98ZM119 25H120V23H119ZM119 25H118V28H119ZM124 25V24H123ZM126 25V26H127ZM131 25V24H130ZM138 25V24H137ZM164 25V24H163ZM26 26V25H25ZM38 26V25H37ZM42 26V25H41ZM48 26V25H47ZM73 26H72V28H73ZM79 26L81 27V24H79L78 25V28H79ZM94 26V25H93ZM107 27L105 28V29H107V30H109L110 31V29L111 28H109L108 29V26L109 25H106ZM147 26H148V24H147ZM168 26V25H167ZM28 27H29V25H28ZM30 27H31V24H30ZM39 27V26H38ZM56 27V26H55ZM83 27V26H82ZM84 27H87L88 28V26H84ZM89 27H91V25L89 26ZM95 27V28H96ZM112 27V26H111ZM129 27V26H128ZM128 27H126V28H128ZM134 27V26H133ZM132 27V28H133ZM158 27V26H157ZM169 27V26H168ZM167 27V28H168ZM261 27V26H260ZM25 28H27V27H25ZM32 28V29H33ZM36 28V30L38 29L37 27H35ZM48 28L46 29V30H48ZM65 28V27H64ZM66 28H68V25H67V27ZM69 28H71V27H69ZM68 28V29H69ZM77 28V27H76ZM86 28V29H87ZM116 28V27H115ZM118 28H116V29H118ZM126 28H125V26H124V29L126 30ZM131 28V29H132ZM137 28V27H136ZM140 28V27H139ZM138 28V29H139ZM159 28V27H158ZM160 28H161V26H160ZM163 28V27H162ZM164 28H166V27H164ZM163 28V29H164ZM258 28V27H257ZM256 28V29H257ZM74 29V28H73ZM82 29V28H81ZM85 29V30H86ZM90 29V28H89ZM120 29V28H119ZM121 29H123V27L121 28ZM130 29V30H131ZM141 29V28H140ZM139 29V30H140ZM142 29H143V27H142ZM157 29V28H156ZM29 30V29H28ZM39 30V29H38ZM41 30V31H42ZM70 30H72V29H70ZM77 30H79V29H77ZM76 30V31H77ZM82 30H84V29H82ZM92 30V29H91ZM113 30V29H112ZM134 30V29H133ZM149 30V29H148ZM155 30V29H154ZM164 30H166V29H164ZM164 30H160L161 31V34H165L166 33V31H164ZM169 30H172V28L170 27V29H167V31H169ZM40 31V30H39ZM69 31V30H68ZM76 31H75V35H76ZM88 31H90V30H88ZM88 31H85V32H87L88 33ZM96 31V30H95ZM119 31V30H118ZM117 31V32H118ZM134 31H136V30H134ZM156 32H157V30H155ZM162 31H164V32H162ZM213 31V30H212ZM25 32H27V31H25ZM32 32H33V30H32ZM69 32H72V31H69ZM78 32V31H77ZM81 32V31H80ZM79 32V33H80ZM84 32V31H83ZM111 32V31H110ZM131 32V31H130ZM171 31H169L168 32V36H169V33H170ZM248 31L246 30L245 32H243L244 34L245 33H247ZM30 33V32H29ZM38 33H40V32H38ZM68 33V32H67ZM78 33V34H79ZM82 33V32H81ZM91 33V32H90ZM93 33H96V32H93ZM93 33H91L92 35H94ZM104 33V32H103ZM121 33V32H120ZM127 34H129L128 33V31L126 32ZM160 33V32H159ZM172 34H173V32H171ZM170 33V34H171ZM180 33V32H179ZM249 33V32H248ZM31 34V33H30ZM72 34H74V33H72ZM83 35L85 34V33H82ZM91 34L90 35H86L87 36V39H88V37H91ZM102 34V33H101ZM106 34V33H105ZM110 34V33H109ZM109 34H107V35H109ZM115 34V33H114ZM119 34V33H118ZM123 34V33H122ZM134 34V33H133ZM136 34V33H135ZM134 34V35H135ZM140 34V33H139ZM158 34V33H157ZM157 34H156V36H157ZM172 34H171V36H169V39L171 40V38H172ZM32 35V34H31ZM33 35H35V32H33ZM39 36H41L40 34H38ZM37 35V36H38ZM69 35V34H68ZM75 35H74V37H75ZM96 35H98L97 33H96ZM106 35V36H107ZM125 35V34H124ZM133 35V36H134ZM137 35H138V33H137ZM136 35V38H140V41H141V39H143V37L141 38V36L140 35H138L137 36ZM148 35H150V34H148ZM167 35V34H166ZM166 35H164V37L166 36ZM207 35V34H206ZM27 36V35H26ZM36 36V35H35ZM38 36V37H39ZM59 37V39L61 38V36L60 35H58ZM66 36H65V39H66ZM80 36H81V34H80ZM85 36V35H84ZM83 36V37H84ZM99 36V35H98ZM98 36H96L97 38H98ZM101 36H103V34L101 35ZM112 36H114V35H112ZM132 36V35H131ZM147 36V35H146ZM153 36H154V34H153ZM159 36V35H158ZM157 36V37H158ZM161 36V35H160ZM159 36V37H160ZM167 36V37H168ZM31 37V36H30ZM33 37V36H32ZM31 37V38H32ZM73 35H72V37H70L69 36V39H67V41L68 40H72L73 38ZM79 37V36H78ZM82 37V38H83ZM93 37V36H92ZM91 37V38H92ZM94 37H95V35H94ZM93 37V38H94ZM100 37V36H99ZM108 37V36H107ZM109 37H110V35H109ZM121 37V36H120ZM18 38H20V39H25V36H24V38L23 37H18ZM27 38V37H26ZM35 38V37H34ZM33 38V39H34ZM40 38V37H39ZM41 38V39H42ZM46 38V39H47ZM57 38V37H56ZM64 38V37H63ZM62 38V39H63ZM85 38V37H84ZM104 38V37H103ZM111 38V37H110ZM110 38H108V39H110ZM116 38V37H115ZM121 38H127V35H126V37H121ZM134 38H135V36H134ZM134 38H132V39H134ZM135 38V40H137ZM162 38V37H161ZM256 39V42H255V40H254V46L256 47V49L258 50V52H260L261 53V55H264V37L262 38L261 36H256L255 37ZM17 39V38H16ZM15 39V40H16ZM19 39V40H20ZM38 39V38H37ZM36 39V40H37ZM58 39V40H59ZM62 39H60L61 41H62ZM64 39V40H65ZM75 39V38H74ZM73 39V40H74ZM86 39V38H85ZM90 39V38H89ZM88 39V40H89ZM98 39H100V38H98ZM114 39V38H113ZM131 39V40H132ZM145 39H147V37H145ZM157 39V38H156ZM168 39V38H167ZM18 40V39H17ZM16 40V41H17ZM31 40V39H30ZM57 40V39H56ZM63 40V41H64ZM82 40V39H81ZM84 40V39H83ZM82 40V41H83ZM88 40L86 41V43H89V42H91L90 40H89V42H88ZM95 40V39H94ZM110 40H112V39H110ZM119 40V39H118ZM118 40H116L115 39V41L114 40H112V41H114V42H112V43H115L116 41H118ZM123 40V39H122ZM121 40V41H122ZM130 40V41H131ZM155 40V39H154ZM157 40H161V39H157ZM169 40V41H170ZM32 41V40H31ZM41 41V40H40ZM75 41V40H74ZM98 41V40H97ZM96 41V42H97ZM172 41V40H171ZM174 41V40H173ZM3 42V41H2ZM18 42V41H17ZM26 42V41H25ZM24 42V43H25ZM38 42V41H37ZM46 42V41H45ZM45 42H43L41 45H38V46H35L36 48H33V47H31L32 45H34V44H32L30 47H28L27 45H25V47L27 48V50L26 51H24V52H22V51H19V50H21V49H18V47H17V49H18V51L16 50V52L14 53V56H15V58L11 55V53H10V55L13 57V59H11L12 57H9V56H7L6 57V60H5V58H4V61H3V57H5L6 55H4L3 57H0L2 60L1 61H3V63L5 64L6 62L5 61H7V58L9 57L10 59H9V62L7 61V64L6 65H4L3 63H1L0 62V64H2L3 66H4V68L6 67H8L7 68V70H8V72L10 73L9 75H10V77H8V78H6V77H4L3 75H1L0 74V93L1 92H5V91H10V93L12 92V93H14V94H16L17 96H18V100H19V102H22L23 103V107H24V111L27 113V114H30L32 111H34V110H30L29 109V105H31V104H36V105H38L39 106V108L40 107H43L44 109L46 108V109H48L47 107H48V105H53L54 107H59V108H57V109H59L60 110V108H64V109H67L68 107H71V106H73L70 102H72V101H70V98H69V96H68V93L70 94L72 91H73V93H75V90L74 89H76V87L78 86V85H84V82L85 81H83L84 79L83 78H81L80 77V79H83L82 81H79V82H77L76 81V78L75 77H77L76 75V72L78 71V70H76L75 71V69L74 70H72V68H69L68 66V68L69 69H71V70H66L65 68H64V72L62 73V75H63V77H65V79L64 80H62V81H60V82H58V81H56L55 79H56V77H57V75L55 74V72H56V68H55V65H54V60H56V62H57V58L56 59H54L55 58V56H54V52L50 49L51 48V44H49L48 45V43L46 44ZM47 42H49V41H47ZM53 42H55V41H53ZM72 42V41H71ZM81 42V41H80ZM79 42V43H80ZM85 42V40L83 41V42H81L82 44H86V43H84ZM95 42V41H94ZM105 42H106V39H105ZM134 42V41H133ZM143 42H144V40H143ZM161 42H163V40L161 41ZM28 43V42H27ZM26 43V44H27ZM40 43V42H39ZM38 43V44H39ZM56 43V42H55ZM63 43H65V42H63ZM75 43V42H74ZM117 43V42H116ZM128 43V42H127ZM134 43H136V42H134ZM160 43V42H159ZM166 42H164V45H166L165 44ZM169 43V42H168ZM188 43V42H187ZM5 44V43H4ZM60 43H59V41H58V45H59ZM70 44V43H69ZM92 44H95V43H92ZM100 44H101V42H100ZM123 44V43H122ZM143 45L145 44V43H142ZM141 44V45H142ZM151 44V43H150ZM150 44H148L149 46H150ZM163 44V43H162ZM174 44V43H173ZM215 44V43H214ZM1 45V44H0ZM18 45H21L20 43L18 44ZM22 45H24L23 44V42H22ZM20 46V47H23V46ZM37 45V44H36ZM53 45V44H52ZM58 45H57V47H58ZM66 45V44H65ZM71 45H73V43L71 44ZM84 45H82V47L84 46ZM101 45H103V44H101ZM110 45V44H109ZM112 45V44H111ZM118 45V44H117ZM128 45H130V44H128ZM154 45V44H153ZM156 45H157V43H156ZM169 44H167V46H168ZM170 45H172V44H170ZM176 45V44H175ZM212 45V44H211ZM211 45H210V47H211ZM14 46H17L16 44L14 45ZM55 46V45H54ZM68 46V45H67ZM76 47L78 46V45H75ZM88 46V45H87ZM97 46V45H96ZM115 46V45H114ZM121 46V45H120ZM123 46V45H122ZM121 46V47H122ZM124 46H126V42H125V44H124ZM145 47H146V45H144ZM158 46V45H157ZM161 45H159L158 47H159V49L161 48L162 49V46L160 47ZM2 47V46H1ZM25 47H23L24 49L23 50H25L26 48ZM53 47V46H52ZM78 47H80V46H78ZM81 47V49H83ZM86 47V46H85ZM85 47H84V49H85ZM91 46H88L87 48H90ZM112 47V46H111ZM119 48L120 50L122 49V48ZM128 47H130V46H127V47H124V49H123V52H124V50H126V48H128ZM132 47V46H131ZM140 47V46H139ZM138 47V48H139ZM153 47H155V46H153ZM152 47V48H153ZM173 47V46H172ZM207 47H209V46H207ZM207 47H206V51L208 50H211V48L210 49H207ZM215 47V46H214ZM234 47V48H235ZM251 47H253L252 46V43H251ZM3 49H5L6 50V48H4V47H2ZM2 48H0V49H2ZM11 48H13V47H11ZM63 48V47H62ZM65 48V47H64ZM140 48H142V47H140ZM205 48V47H204ZM2 49V50H3ZM16 49V48H15ZM33 49V50H32ZM76 49V48H75ZM109 49V48H108ZM114 49V48H113ZM131 49H133V48H131ZM148 48L146 47V50H147ZM167 50L168 49H171V47L170 48H166ZM176 49V48H175ZM187 49V48H186ZM196 49V48H195ZM219 49V48H218ZM8 50H10V48L8 49ZM14 50V49H13ZM69 49H66V51H68ZM73 50V49H72ZM85 50H87V49H85ZM93 50H95V49H93ZM112 50V49H111ZM129 50V49H128ZM142 50V49H141ZM145 50V49H144ZM152 50V49H151ZM155 50V49H154ZM158 50V49H157ZM156 50V51H157ZM163 50H164V48H163ZM172 50H173V48H172ZM171 50V51H172ZM215 50H216V48H215ZM214 50V51H215ZM1 51V50H0ZM76 52L78 51V53H79V50H75ZM75 51H74V53H75ZM89 51V50H88ZM104 51H105V49H104ZM106 51H108L109 52V50H106ZM134 51V50H133ZM160 51V50H159ZM171 51L167 54V52L165 51V54L166 55H168L169 57H171ZM174 51V50H173ZM177 51V50H176ZM179 51H181V50H179ZM178 51V52H179ZM195 51V50H194ZM198 51H201L202 52V50L200 49L199 50V48L197 49V52ZM207 51V52H208ZM214 51H213V53H214ZM217 51V50H216ZM222 51V50H221ZM221 51H218V53L217 52H215V53H217L216 54V56H215V59L213 60L214 61V64L212 65V69H211V71H210V76L212 77V78H214V80H216V82H217V85H218V87L219 88H223V89H226V88H228L229 86H230V84H231V82H230V80L231 79H229V77L227 76V74H226V72L224 71V69H223V64L224 63H226V58H225V55H224V53L223 52H221ZM243 51V50H242ZM254 51V50H253ZM2 52V51H1ZM71 52V51H70ZM81 52V51H80ZM90 52V51H89ZM96 55L97 56H99L98 58H99V60L100 61H98V63H101V62H103L102 60H103V58H102V56H101V54H102V52H103V48L101 49L100 47H97L96 48ZM112 53L114 52L115 53V50L114 51H111ZM116 52H118V51H116ZM120 52V51H119ZM138 52H139V50H138ZM147 52H149V51H147ZM151 52V51H150ZM8 53V52H7ZM66 54H68L67 52H65ZM64 53V54H65ZM114 53L113 54H111L112 56L114 55ZM121 53V52H120ZM153 53V52H152ZM157 53V52H156ZM159 54H160V52H158ZM177 53V52H176ZM181 53V52H180ZM182 53H184L183 51H182ZM182 53H181V55H182ZM194 53V52H193ZM203 53H205V50H204V52ZM240 53H242L241 51H240ZM256 53V52H255ZM259 53V54H260ZM9 54V53H8ZM64 54H62L61 53V56L63 57L62 59L60 58L59 60L61 61H64V59H65V61L67 60L66 58H64L65 57V55ZM71 54V53H70ZM72 54H73V51H72ZM75 54H77V53H75ZM79 54H81V53H79ZM106 54H107V52H106ZM106 54H104V55H106ZM109 54V53H108ZM117 54V53H116ZM122 54V53H121ZM132 54V53H131ZM158 54V55H159ZM173 54V53H172ZM174 54H175V51H174ZM185 54V53H184ZM196 54V53H195ZM198 54V53H197ZM209 54H211L210 52H209ZM257 54V53H256ZM85 55V54H84ZM123 55V54H122ZM127 55V54H126ZM164 55V54H163ZM180 55V56H181ZM201 55V57H202V53L200 54ZM206 55H208V53L206 54ZM70 56H72V55H70ZM69 56V57H70ZM94 56V55H93ZM92 56V57H93ZM110 56V55H109ZM118 56H119V54H118ZM131 56V55H130ZM138 57H140L139 56V54L137 55ZM173 56V55H172ZM175 56H176V54L174 55V58H175ZM179 56V55H178ZM178 56H176V58H178ZM182 56H184V55H182ZM214 56V55H213ZM60 57V56H59ZM76 57V56H75ZM77 57H78V60L77 61H82V59H79V55H77ZM83 57V56H82ZM108 57V56H107ZM124 57H125V55H124ZM133 57H134V55H133ZM132 57V58H133ZM150 57V59H151V55L149 56ZM152 57H153V55H152ZM154 57H155V54H154ZM157 57H159V56H157ZM162 57V56H161ZM185 57H187L186 55H185ZM198 57V56H197ZM207 57V56H206ZM258 57V56H257ZM68 58V57H67ZM80 58H81V56H80ZM84 58V57H83ZM88 58V57H87ZM91 58V57H90ZM105 58H106V56H105ZM114 58V57H113ZM115 58H116V56H115ZM119 58V57H118ZM183 58L184 57H181V59L183 60ZM187 58H189V57H187ZM190 58H192V61H190V62H194V64H195V61L196 60H194V58L193 57H190ZM189 58V59H190ZM196 58V57H195ZM214 58V57H213ZM260 58V57H259ZM15 59V60H14ZM89 59V58H88ZM124 59V58H123ZM141 58H139V60H140ZM156 57L153 59L155 62L158 60V59H156ZM162 59H163V57H162ZM171 59H172V57H171ZM209 59V56H208V58H199V59H197V61L196 62H198V66H200V67H204L205 65H206V63H208L206 60H208ZM228 59V58H227ZM59 60H58V62H59ZM69 60V59H68ZM68 60H67V62H68ZM75 60V59H74ZM87 60V59H86ZM110 60H111V58H110ZM113 60H115V59H113ZM142 60V59H141ZM146 59H144V61H145ZM153 60H151V62H153ZM166 60V59H165ZM181 60V61H182ZM184 60H185V58H184ZM191 60V59H190ZM194 60V61H193ZM107 61V60H106ZM112 61V60H111ZM178 61H180V60H178ZM178 61H176L175 60V62H178ZM180 61V62H181ZM186 61H187V59H186ZM185 61V62H186ZM75 62V61H74ZM84 62V61H83ZM113 63H112V65L114 64V62H116V61H112ZM119 62V61H118ZM121 62L123 63V61L121 60ZM126 62H128V60L126 61ZM137 62H138V60H137ZM142 62V61H141ZM140 62V63H141ZM155 62H153V63H155ZM171 62H172V60H171ZM174 62V61H173ZM184 62V61H183ZM184 62V63H185ZM264 62V61H263ZM62 63V62H61ZM72 63V62H71ZM104 63V62H103ZM102 63V64H103ZM107 63H108V61H107ZM143 63V62H142ZM141 63V64H142ZM146 63V62H145ZM158 63H159V60H158ZM158 63H155V64H158ZM169 63V62H168ZM188 63V62H187ZM191 63V64H192ZM210 63V62H209ZM213 63V62H212ZM56 64V63H55ZM108 64H110V63H108ZM107 64V65H108ZM118 64V63H117ZM117 64L115 63V65H116V67H117V69H118V67L119 66H117ZM121 64V63H120ZM119 64V65H120ZM129 63H127V65H128ZM138 64V63H137ZM154 64V65H155ZM160 64V66L162 67V64L161 63H159ZM172 64V63H171ZM193 64V65H194ZM211 64V63H210ZM247 64V63H246ZM261 64H264V63H261ZM1 65V66H2ZM98 65V64H97ZM114 65V66H115ZM125 65H126V63H125ZM125 65H123V66H125ZM131 65V64H130ZM174 65L175 64H172V66H170V67H173V68H175L174 67ZM179 65H181V66H184V65H182V64H180L179 63ZM209 65V64H208ZM260 65V64H259ZM61 66V65H60ZM91 66V65H90ZM101 66V65H100ZM109 66H111V65H109ZM113 66V67H114ZM167 66V65H166ZM181 66H179V67H181ZM189 66V65H188ZM195 66H196V64H195ZM239 66V65H238ZM102 67V66H101ZM115 67V68H116ZM158 67V66H157ZM176 67H177V65H176ZM246 67V66H245ZM248 67H249V65H248ZM248 67H246V68H248ZM5 68V69H6ZM74 68H78V67H74ZM95 68V67H94ZM98 68V67H97ZM120 68H123V67H120ZM159 68V67H158ZM158 68H157V70H158ZM190 66L188 67V69L187 70H189L190 71ZM193 68V67H192ZM191 68V69H192ZM195 68V67H194ZM194 68H193V70H194ZM196 68H198L197 66H196ZM250 68V67H249ZM63 69V68H62ZM90 69H92V68H90ZM89 69V70H90ZM116 69V70H117ZM145 69H149V68H145ZM162 69V68H161ZM160 69V71H162ZM163 69H165V68H163ZM169 69V68H168ZM179 69V68H178ZM183 68L181 67V69L179 70V71H181V72H183V70H182ZM185 69V68H184ZM238 69H241V67L240 68H238ZM261 69V68H260ZM0 70H4L3 68L2 69H0ZM61 70V69H60ZM88 70V71H89ZM121 70V69H120ZM171 70V69H170ZM174 70V69H173ZM176 70V69H175ZM174 70V71H175ZM193 70H191L192 72H193ZM207 70V69H206ZM205 70V71H206ZM248 70V69H247ZM250 70H252V69H250ZM258 70V69H257ZM6 71V70H5ZM4 71V72H5ZM84 71V70H83ZM99 71H100V68H99ZM121 71H123V69L121 70ZM121 71H119V73L121 72ZM148 71H150V70H148ZM173 71V72H174ZM177 71V70H176ZM175 71V72H176ZM186 71V70H185ZM191 71H190V74H191ZM197 71V70H196ZM199 71H201L200 69H199ZM209 71V70H208ZM240 71V70H239ZM90 72H91V70H90ZM116 72H118V71H116ZM172 72V71H171ZM174 72V73H175ZM236 72V71H235ZM251 72V71H250ZM252 72H253V70H252ZM257 72H259V71H257ZM7 73V72H6ZM83 73V72H82ZM81 73V74H82ZM101 73V72H100ZM105 72H103V76H105V74H104ZM122 73V72H121ZM169 73H170V71H169ZM173 73V74H174ZM201 73V72H200ZM199 73V74H200ZM205 73V72H204ZM247 73V72H246ZM254 73V72H253ZM262 73L264 74V69H262ZM5 74V73H4ZM60 74V73H59ZM79 74H80V72H79ZM90 74V73H89ZM163 74V73H162ZM172 74V75H173ZM181 75H182V73H180ZM179 74V75H180ZM192 74H194V73H192ZM251 74V73H250ZM259 74V73H258ZM6 75V74H5ZM123 75V74H122ZM121 75V76H122ZM178 76V72L175 74V76ZM197 75V74H196ZM94 76V75H93ZM103 76H100L101 77V79H102V77ZM118 76H120V75H118ZM159 76H161V75H159ZM168 76V75H167ZM170 76V75H169ZM183 76H184V74H183ZM190 76V75H189ZM192 76V75H191ZM194 76V75H193ZM199 76V75H198ZM202 76H204V74L202 75ZM248 76H250V75H248ZM251 76H253V75H251ZM261 76V75H260ZM260 76H258V77H260ZM263 76L264 75H262L261 77L263 78ZM23 77H25V80L23 79ZM79 77V76H78ZM92 77V76H91ZM163 77H164V75H163ZM162 77V79H164ZM179 77V76H178ZM185 77V76H184ZM183 77V78H184ZM197 77V76H196ZM235 78H237L236 76H234ZM61 78H62V76H61ZM106 78H107V76H106ZM106 78H105V81H106ZM120 78V77H119ZM151 78V77H150ZM161 78V77H160ZM167 78V77H166ZM170 78V77H169ZM173 78H174V76H173ZM172 78V79H173ZM177 78V77H176ZM182 78V79H183ZM191 78H193V77H191ZM190 78V79H191ZM248 78V77H247ZM250 78V77H249ZM248 78V79H249ZM255 78V76L253 77V79ZM59 80H60V78H58ZM109 79V78H108ZM171 79V81H173ZM177 79H179V78H177ZM181 79V80H182ZM186 79V78H185ZM251 79V78H250ZM252 79V80H253ZM256 79V78H255ZM258 79V78H257ZM93 80V79H92ZM123 79H121L120 81H122ZM151 80V79H150ZM149 80V81H150ZM165 80V79H164ZM191 80H193V79H191ZM191 80H189V81H191ZM103 81H104V79H103ZM104 81V82H105ZM111 82H112V80H110ZM124 81V80H123ZM159 81H162L161 79L159 80ZM170 81V82H171ZM235 81H236V79H235ZM234 81V82H235ZM238 81V80H237ZM240 81V80H239ZM239 81H238V83H239ZM90 82V81H89ZM97 82V81H96ZM100 82V81H99ZM162 82H164V81H162ZM162 82H159L158 83V85H160V83H162ZM166 82H167V79H166ZM169 81H168V83H170ZM183 81H181V83H182ZM187 82H188V80H187ZM192 82V81H191ZM247 82V81H246ZM250 83H251V80L249 81ZM253 82V81H252ZM256 82V81H255ZM260 82H261V80H260ZM95 83V82H94ZM101 83V82H100ZM117 83H119V82H117ZM165 83V82H164ZM163 83V86L165 85ZM180 83V81L178 82V80L176 81V85L177 84H179ZM190 83V82H189ZM188 83V84H189ZM241 83V82H240ZM239 83V84H240ZM248 83V82H247ZM246 83V84H247ZM254 83V82H253ZM258 83V82H257ZM257 83H254V85H251L252 87L251 88H253V89H257L258 91H260L261 89H258V88H260V86H258L257 85ZM88 84H89V86H88ZM93 84V83H92ZM97 84H99V83H97ZM103 84L104 83H102V87H103ZM171 84H173V82H171ZM195 84H196V82H195ZM243 84H244V87L246 86V84H245V82H243ZM243 84H241L242 86H243ZM96 85V84H95ZM106 85V84H105ZM114 85V84H113ZM129 85V84H128ZM157 85V86H158ZM168 85L170 86V84H167V88H169L168 87ZM183 85V84H182ZM182 85H180V86H182ZM235 85H237V84H235ZM234 85V86H235ZM248 85L250 86V84L248 83ZM247 85V86H248ZM87 86L89 87V88H91V85H90V83H87ZM116 86V85H115ZM114 86V87H115ZM118 86V85H117ZM116 86V87H117ZM123 86V85H122ZM122 86H120V87H122ZM162 86V87H163ZM93 87V86H92ZM113 87V86H112ZM159 87H161V85L159 86ZM184 87H185V84H184ZM238 87H240V86H238ZM237 87V88H238ZM261 87H264V82H263V86H262V84H261ZM81 88V87H80ZM97 87H95V89H96ZM100 88V87H99ZM104 88V87H103ZM106 88V87H105ZM157 88V87H156ZM155 88V89H156ZM164 88L165 89H167L165 86H164ZM174 88V87H173ZM175 88H176V86H175ZM197 88V87H196ZM196 88H195V90H196ZM241 88V87H240ZM240 88H238V89H240ZM247 88V87H246ZM251 88H249V89H251ZM87 89V88H86ZM92 89V88H91ZM109 89V88H108ZM107 89V90H108ZM115 89V88H114ZM113 89V90H114ZM122 89V88H121ZM129 89H130V87H129ZM128 89V90H129ZM132 89H133V87H132ZM148 89V88H147ZM154 89V90H155ZM171 89V88H170ZM177 89V88H176ZM182 89V88H181ZM190 89V88H189ZM192 89V88H191ZM201 89V88H200ZM244 88H241V91L243 90ZM252 89V90H253ZM77 90V89H76ZM83 90V89H82ZM90 90V89H89ZM89 90H87V91H89ZM97 90V89H96ZM103 90V89H102ZM116 90V89H115ZM114 90V91H115ZM118 90V89H117ZM127 90V91H128ZM149 90V89H148ZM160 90H161V88H160ZM159 90V91H160ZM173 89H171V92H172V94L174 93L173 91H172ZM175 90V89H174ZM188 90V89H187ZM220 90V89H219ZM245 90V89H244ZM262 90H264V89H262ZM79 91V90H78ZM77 91V92H78ZM86 91V90H85ZM99 91V90H98ZM104 91H105V89H104ZM111 91H112V89H111ZM156 92H157V90H155ZM162 91H163V89H162ZM168 91V90H167ZM166 90H165V93L167 92ZM185 91V90H184ZM194 91V90H193ZM235 91H236V89H235ZM239 91V90H238ZM238 91H236V92H238ZM241 91H239V93H236L235 95H237V94H242V92ZM254 91V90H253ZM109 90H108V95H109ZM133 92V91H132ZM135 92V91H134ZM151 92V91H150ZM153 92V91H152ZM161 92V91H160ZM171 92H169V93H171ZM182 92V91H181ZM196 92V91H195ZM197 92H199V94H200V92H203V91H200V90H198ZM221 92V91H220ZM225 92V91H224ZM262 92H264V91H262ZM261 92V94L262 95H259V97H258V99L260 100V103H259V106H261L262 108H264V93H262ZM9 93V94H10ZM79 93H82V92H80L79 91ZM78 93V94H79ZM85 93H87V92H85ZM84 93V94H85ZM115 93V92H114ZM122 93H123V91H122ZM130 93V92H129ZM148 93H149V91H148ZM159 93V92H158ZM164 93V94H165ZM184 93V92H183ZM233 93V92H232ZM248 93H249V90H248ZM255 93V92H254ZM258 93V92H257ZM3 94V93H2ZM77 94V95H78ZM93 94H96V97H98V98H100V96H97L98 94L96 93V91H94L93 92ZM110 94H113V93H110ZM125 93H123V95H124ZM150 94V93H149ZM152 94V96H153V93H151ZM155 94V93H154ZM163 94V93H162ZM161 94V95H162ZM193 94H194V92H193ZM196 94V93H195ZM243 94H245L244 92H243ZM259 94V93H258ZM4 95H5V93H4ZM75 95V94H74ZM80 96L82 95V94H79ZM78 95V96H79ZM117 95H118V92H117ZM122 95V94H121ZM156 95H158V94H156ZM170 95V94H169ZM197 95V94H196ZM216 95H218V94H216ZM226 95V94H225ZM231 95H233V94H231ZM230 95V96H231ZM234 95V96H235ZM239 95V96H240ZM250 95H251V93H250ZM76 96V95H75ZM83 97L85 96V98H84V100H83V103H81L80 105H75V106H73L74 108H75V113H74V117L73 116H71L70 118H74L76 121H79V122H81V126L79 125H77L78 123L77 122H75L74 120V122L75 123H77V124H73L72 123V121H69V122H71L72 124H73V126L72 125H70V124H66V122H65V124H66V126H64L65 127V131L68 133V134H73V133H78L79 131L80 132H84V140H82V139H79V138H77V135L76 134H74V136L76 135V138L74 139V140H72V141H74V142H67L66 141V139L67 138H69L70 139V137H67V136H65V137H67L66 139L65 138H62V137H60V138H58V141L59 142H57L56 143V141H54V143H53V141H49V140H51V139H49V137L48 136H44V135H40L39 137H37L36 139L37 140H35V137L34 136H31L32 135V133H31V131H30V133H29V135L31 136H29V139L30 138H32L30 141L31 142H29V144H28V151H26L25 152V150L22 152V150H21V152H19V149L21 148V146H20V148L19 147H17V146H15V145H18V144H16V140L14 141L15 142V145H14V143H9V144H7V143H5L6 144V146L5 147H9L10 145L12 146V144L14 145L12 148H11V150L8 152L9 153V155H7L8 157L6 158L5 157V155H6V153H7V150H6V152H4L5 153V155H3V157H5L6 159H4V160H1L2 158H0V229L2 228V225H4V224H9V225H13L14 224V220L12 219V218H14V217H17V216H14L13 215V210L11 211L10 210V207L11 206H15L14 204L13 205H11V206H9L7 203H4V199H5V202H8V201H6V199H10L11 200V198L13 197V196H15L14 194H16V189H17V186L20 184L19 183V180L21 179V178H23V177H31V179L30 180H32L31 182V184H33V181L35 182L36 180H33L32 178H33V176H42V175H45V174H50L54 169H59L60 171H61V169L59 168V167H61V165H63V167H64V169H65V163L67 164V165H69V164H72L73 162H76L78 159H79V157H78V154H79V151L81 150V151H83V150H89V152L92 154V152H94V151H99L98 153H100V151H104L105 153H108V151H109V153L111 154L113 151H111L110 152V150H114L115 151V153L117 154V157H114V159L115 158H118V156L120 155V154H118V153H122V154H125L122 150L124 149V151H126V147H124V145H122V147L123 148H121L120 146H118V144L116 143V141H115V139H118V138H120V137H117V133L115 132V130H114V128H112V125H111V123H110V120H112V119H110L111 117H110V115H112L113 114V112L115 113V111H113V112H111V114H110V111H108L109 110V107L112 105H109L108 106V109H107V111L109 112L108 114H109V118H106V116H108L107 114H106V116L103 114V112H102V117H105V118H101L100 116H99V112H98V106H97V104H96V102L93 100V98L92 97H90V96H87V95H82ZM92 96V95H91ZM110 96V95H109ZM114 96H116V95H114ZM128 96V95H127ZM132 96V95H131ZM130 96V97H131ZM136 96H137V94H136ZM146 97H148L147 95H145ZM150 96V95H149ZM173 96V95H172ZM180 97L182 96V94L181 95H179ZM228 96V95H227ZM238 96V95H237ZM241 96H243V95H241ZM247 96V95H246ZM246 96H245V98H246ZM253 96V95H252ZM95 97V96H94ZM95 97V98H96ZM102 97V96H101ZM108 97V96H107ZM111 97H112V95H111ZM125 97V96H124ZM138 97V96H137ZM179 97V98H180ZM248 97V96H247ZM82 98V97H81ZM106 98V97H105ZM104 98V99H105ZM115 98H117V97H115ZM122 98V97H121ZM129 98V97H128ZM134 99L136 98L135 97V94H134V97H133ZM139 98V97H138ZM138 98H137V100H138ZM149 98V97H148ZM152 98H156V97H151V99ZM257 98V97H256ZM3 99V98H2ZM2 99H0V100H2ZM77 99V98H76ZM103 99V101H106V100H104ZM108 99V98H107ZM112 99H114V97L112 98ZM118 99H120L119 98V96H118V98H117V101H119ZM123 99V98H122ZM126 99V98H125ZM125 99H123L124 101H125ZM150 99V100H151ZM157 99H159V98H157ZM168 99H170V98H168ZM227 99H228V97H227ZM226 99V100H227ZM231 99V98H230ZM240 99H242V97L241 98H239V100ZM247 100H249L250 99V96H249V99L248 98H246ZM253 99V98H252ZM13 100H14V98H13ZM75 100V99H74ZM97 100H99V99H97ZM131 100V99H130ZM159 100H162V99H159ZM164 100V99H163ZM166 100V99H165ZM229 100V99H228ZM255 100V99H254ZM3 101V100H2ZM111 101V100H110ZM116 101V102H117ZM124 101H122L121 102V104L122 103H126V102H129V104H130V101H126V102H124ZM133 101V100H132ZM131 101V102H132ZM135 101V100H134ZM142 101V100H141ZM147 101V100H146ZM149 101V100H148ZM155 101H158V100H155ZM155 101H153V102H155ZM167 101V100H166ZM172 102H173V100H171ZM224 101V100H223ZM230 101V100H229ZM246 101V100H245ZM75 102V101H74ZM73 102V103H74ZM112 102H115V101H113L112 100ZM139 102V101H138ZM152 102V101H151ZM2 103V102H1ZM21 103V104H22ZM79 103V102H78ZM119 102H117V104H118ZM134 103V102H133ZM166 104V102L164 101L162 104ZM222 103V102H221ZM226 103H228L227 105H229V107H230V104H229V102L227 101ZM230 103H231V101H230ZM236 102L234 101V103L233 104H235ZM16 104H18V103H16ZM15 104V107L17 106ZM101 104H102V102H101ZM103 104H104V102H103ZM114 104V103H113ZM121 104H120V106H121ZM127 104V103H126ZM126 104H124V105H126ZM128 104V105H129ZM142 104L144 105H146V103H143L142 102ZM149 104V103H148ZM159 104V103H158ZM173 104V103H172ZM223 104H225V103H223ZM106 105V104H105ZM104 105V106H105ZM107 105H108V103H107ZM107 105H106V107H107ZM124 105H123V107H124ZM134 105H136V104H134ZM159 105H161V103L159 104ZM168 105L170 106L171 105V102L170 103H168ZM167 105V106H168ZM174 105H175V102H174ZM226 105V104H225ZM237 105H238V103H237ZM236 104H235V106L233 105V107H236L237 106ZM115 106V105H114ZM117 106V105H116ZM119 106V104H118V107H120ZM148 106V105H147ZM164 106V105H163ZM162 106V107H163ZM176 106V105H175ZM232 106V105H231ZM238 106H240V105H238ZM237 106V107H238ZM242 106V105H241ZM36 107V106H35ZM51 107V106H50ZM67 107V108H66ZM101 106H99V108H100ZM122 107V106H121ZM126 107H128L127 105L125 106V108ZM136 107V106H135ZM141 107H144V106H142L141 105ZM146 107V106H145ZM150 107H153V106H149V108ZM162 107L160 108V109H162ZM166 107V106H165ZM172 107H174V106H172ZM232 107V108H233ZM18 108H20V106L18 107ZM17 108V109H18ZM32 108V107H31ZM34 108V107H33ZM37 109V107H36V109L35 110H40V112H42L41 111V109ZM72 108V107H71ZM112 108H114V107H112ZM124 108V109H125ZM148 107H147V109H149ZM241 108V107H240ZM246 108V107H245ZM8 109V108H7ZM6 109V110H7ZM12 109H15V108H12ZM44 109H43V111H44ZM50 109V108H49ZM56 109V110H57ZM69 109V108H68ZM111 109V108H110ZM119 109H121V108H119ZM128 109V108H127ZM233 109H237V108H233ZM232 109V110H233ZM239 109V108H238ZM19 111H20V109H18ZM17 110V111H18ZM54 110L55 112H57V111H59V110ZM71 110V109H70ZM118 110V109H117ZM170 110V109H169ZM174 110H175V108H174ZM230 110H231V107H230ZM241 110V109H240ZM246 110V109H245ZM263 110V109H262ZM49 111H52V109L51 110H49ZM62 111V110H61ZM106 111V112H107ZM125 111L127 112V110L125 109ZM124 111V112H125ZM129 111V110H128ZM134 111H137L136 109L135 110H133V112ZM159 111V110H158ZM177 111H178V109L175 111V113H177ZM236 111V110H235ZM246 111H248V110H246ZM5 111H3V112H0V113H4ZM11 112H14L13 110L11 111ZM21 112V111H20ZM36 112V111H35ZM40 112H38L39 114H40ZM53 112V111H52ZM55 112H53V114L55 113ZM74 112V111H73ZM101 112V111H100ZM141 113H142V111H140ZM154 112V111H153ZM160 112V111H159ZM170 113L172 112V110L171 111H169ZM168 112V113H169ZM250 112V111H249ZM254 112H255V110H254ZM260 112V111H259ZM259 112H256V113H259ZM8 113V112H7ZM34 113V112H33ZM43 113V112H42ZM59 113H61L60 111H59ZM67 113V112H66ZM116 113H118V112H116ZM119 113H122L121 111L119 112ZM128 113V112H127ZM145 113V112H144ZM148 114L150 113V112H147ZM165 113V112H164ZM173 114L171 115V116H175L174 114V111L172 112ZM179 113V112H178ZM233 114H235L234 113V111L232 112ZM238 113V112H237ZM5 114V113H4ZM4 114L2 115V116H0V117H2L3 119L4 118H6V117H4ZM19 114V113H18ZM38 114V115H39ZM44 114V113H43ZM42 114V115H43ZM46 114V113H45ZM47 114H50V113H48L47 112ZM46 114V115H47ZM57 114V113H56ZM126 114V113H125ZM130 114V113H129ZM132 114V113H131ZM143 114V113H142ZM148 114H146V115H148ZM151 114V113H150ZM156 114V113H155ZM154 114V115H155ZM159 113H157V117H159V115H158ZM232 114V115H233ZM239 114H240V112H239ZM247 114H248V112H247ZM252 114V113H251ZM8 115V114H7ZM37 115V114H36ZM36 115H33L32 116V114L30 115L31 116V118H32V120H33V117L34 116H36ZM41 115V114H40ZM45 115V116H46ZM51 115V114H50ZM57 115H61V114H57ZM114 115V114H113ZM112 115V116H113ZM127 115V114H126ZM133 115H135L136 116V114L134 113ZM132 115V116H133ZM153 115V114H152ZM180 115V114H179ZM236 115V117H235V119L238 117V114H235ZM235 115H233V116H235ZM245 115V114H244ZM250 115V114H249ZM11 116H12V114H11ZM26 116V115H25ZM52 116V115H51ZM51 116H47L48 118H47V121H49L48 119H49V117L51 118ZM131 116V115H130ZM131 116V117H132ZM139 116V115H138ZM137 116V117H138ZM247 116V118H248V115H246ZM254 116V118H255V121H256V129H257V131H255L256 133H253V134H251L252 132H251V130H250V132L248 131H245V124H241V123H237V124H241V132L239 133V138H240V140H241V142L244 144H249L251 147H253V149L254 148H256L257 149V147H258V149L260 148L259 146V143H261V142H264V128L263 127H261V126H263V124H264V117H262L261 115H253ZM264 116V115H263ZM16 117V116H15ZM122 117V116H121ZM127 117H129V115H127ZM137 117H134L135 119H137ZM161 117H163V116H161ZM166 117V116H165ZM241 117H242V115H241ZM23 118V117H22ZM28 118V120L30 119L29 117H27ZM38 117L36 116V119H37ZM42 118H44V116L42 117ZM41 118V116H40V119L39 120H41L42 119ZM56 118H60V117H57L56 116ZM63 118V117H62ZM72 118V119H73ZM130 118V117H129ZM147 118V117H146ZM254 118H253V120H254ZM20 119H21V117H20ZM20 119H17V120H20ZM35 119V121L38 123V121ZM54 119V117H52L51 118V120H53ZM72 119H70V120H72ZM125 119V118H124ZM149 119V118H148ZM151 119V118H150ZM149 119V120H150ZM152 119H155L154 117L152 118ZM161 119V118H160ZM170 119V118H169ZM177 119H179V118H177ZM245 119V118H244ZM10 120H12V119H10ZM23 120V122H25L24 121V119H22ZM31 120V119H30ZM29 120V121H30ZM55 120V119H54ZM58 120V119H57ZM68 119H66V121H67ZM114 120V119H113ZM239 120V119H238ZM237 120V121H238ZM246 120V119H245ZM2 121V120H1ZM3 121H5V120H3ZM3 121H2V123H3ZM13 121H14V119H13ZM13 121H11L12 123H14ZM41 121H43V120H41ZM45 121H46V118H45ZM45 121H43V122H45ZM46 121V122H47ZM56 121V120H55ZM60 121V120H59ZM116 121H118V120H116ZM131 121H133V119L131 120ZM145 120H143V122H144ZM146 121H148V120H146ZM145 121V122H146ZM151 121H153V120H151ZM166 121V120H165ZM236 121V120H235ZM236 121V122H237ZM247 121V120H246ZM8 122L11 124V122L10 121H8L7 120V124H8ZM31 122H33V121H31ZM63 122V121H62ZM120 122H121V129H122V131H120L121 132V138L124 140V142H125V144H126V146H129V147H135L134 149H136V146L137 145H140L141 146V140L142 139H144V137L146 138L147 136H148V134H146L145 133V131L149 128H147L145 131L144 130H140V129H138V128H136V127H140L139 126V122L138 121H135V122H132V123H130V122H128V123H130V124H125V122H127V121H125L124 123L120 120ZM141 122V121H140ZM5 123V122H4ZM52 123V122H51ZM58 123V122H57ZM149 123V122H148ZM147 123V124H148ZM157 123H159V122H157ZM246 123V122H245ZM26 124V123H25ZM35 124V123H34ZM39 124V123H38ZM47 123H45V125H46ZM50 124V123H49ZM117 124V123H116ZM116 124H114L115 126H117L118 127V124L116 125ZM146 124V125H147ZM160 124V126H156L155 124H152V125H154L155 126V128L158 130V128H159V130H160V128H161V130H162V128L164 129V133H165V127H162V124L161 123H159ZM252 124V123H251ZM3 124H1V126H2ZM36 125V124H35ZM34 125V126H35ZM40 125H42V123L40 122V124H39V126ZM48 125V124H47ZM56 125V124H55ZM61 125V124H60ZM59 124H58V126H60ZM113 125V126H114ZM168 125H169V122H168ZM248 125V124H247ZM5 126V125H4ZM14 126V125H13ZM23 126H24V124H23ZM26 126V125H25ZM52 126H53V124H52ZM148 126H149V124H148ZM154 126L152 127L151 126V123H150V127H152L153 129H154ZM164 126V125H163ZM166 126V125H165ZM255 126V125H254ZM16 127V126H15ZM22 127V126H21ZM41 127V126H40ZM45 127V126H44ZM63 127V128H64ZM147 127V126H146ZM248 127V126H247ZM5 128V127H4ZM9 128H12L11 126L9 127ZM27 128V127H26ZM25 127H24V129H26ZM43 128V127H42ZM60 128V127H59ZM116 128V127H115ZM151 128V129H152ZM185 128V127H184ZM14 129V128H13ZM18 129H20V126L18 127ZM22 130L21 129V131H25V130ZM29 130H30V128H28ZM38 129V128H37ZM40 129V128H39ZM44 129V128H43ZM117 129V128H116ZM120 129V130H121ZM153 129H152V131H153ZM254 129V128H253ZM1 130V129H0ZM6 130V129H5ZM5 130H3V131H5ZM9 130V129H8ZM12 130V129H11ZM11 130H9V132L11 131ZM28 130V131H29ZM64 130H62V131H64ZM155 130V129H154ZM185 130V129H184ZM238 130V129H237ZM237 130H235V131H237ZM7 131V130H6ZM15 131V130H14ZM21 131H19V132H21ZM39 131V130H38ZM41 131V130H40ZM40 131H39V133H40ZM48 131V130H47ZM53 131V130H52ZM56 131V130H55ZM167 131V130H166ZM169 131V130H168ZM167 131V132H168ZM12 132H13V130H12ZM46 132V131H45ZM79 132V133H80ZM147 132V131H146ZM149 132H151V130L149 129ZM148 132V133H149ZM154 132V134H156L155 132H157V131H153ZM160 132V131H159ZM1 133V132H0ZM3 133V132H2ZM1 133V134H2ZM6 133H8V132H6ZM15 133V132H14ZM13 133V134H14ZM22 133V132H21ZM27 129H26V133L24 132V134L23 135H25L26 134V139H27ZM50 133V132H49ZM52 133H54V132H52ZM51 133V134H52ZM60 133V132H59ZM163 133V132H162ZM3 134H5V133H3ZM19 134V133H18ZM17 133H16V135H18ZM214 134V133H213ZM13 136L12 134H10L9 133V136ZM20 135V134H19ZM55 135H57V134H55ZM60 135V134H59ZM233 135V134H232ZM236 135V134H235ZM3 136V135H2ZM1 136V137H2ZM11 136L10 137H8V138H10V139H8L9 141L11 140ZM36 136H38V135H36ZM69 136V135H68ZM80 136V135H79ZM152 136V135H151ZM3 137H5V135L3 136ZM2 137V138H3ZM19 137V136H18ZM21 137H23L22 135H21ZM117 137V138H116ZM152 137H154V136H152ZM233 137V136H232ZM237 137H238V135H237ZM6 138H7V136H6ZM15 138V137H14ZM14 138H13V140H14ZM25 138V137H24ZM51 138V137H50ZM53 138V137H52ZM74 138V137H73ZM81 138V137H80ZM210 138V137H209ZM16 139H17V137H16ZM29 139H27V143H28V140ZM49 139V140H48ZM79 139V140H78ZM146 139H148V138H146ZM185 139V138H184ZM195 139H197V138H195ZM200 139V138H199ZM199 139H197L198 141H199ZM202 139H204V138H202ZM2 140V139H1ZM17 140H19V138L17 139ZM23 140V139H22ZM71 140V139H70ZM149 140V139H148ZM158 140H159V138H158ZM167 138L166 139H164V141L166 142V143H168L167 141ZM169 140V139H168ZM186 140V139H185ZM206 140V139H205ZM204 140V141H205ZM6 141H7V139H6ZM8 141V142H9ZM34 141V142H33ZM82 141H84L85 142V144H80ZM150 141V140H149ZM154 142H155V140H153ZM157 141V140H156ZM161 141L163 142V139H161ZM203 141V140H202ZM231 141V143H232V140H230ZM21 142V141H20ZM24 142H25V140H24ZM23 142V143H24ZM158 142V141H157ZM162 142H159L160 143V146H162L163 147V145H164V147H165V145L166 144H163V145H161V143ZM170 142V141H169ZM171 142H173V140L171 141ZM188 142H190V141H188ZM207 142H208V140H207ZM240 142V141H239ZM140 143V144H139ZM150 143V142H149ZM148 143V144H149ZM159 143H156L157 144V146L159 145ZM203 143V142H202ZM205 143V142H204ZM237 143V142H236ZM3 144V143H2ZM20 144V143H19ZM143 144V143H142ZM151 144V143H150ZM149 144V145H150ZM172 144V143H171ZM243 144H239V145H241V146H243ZM244 144V145H245ZM168 145H170L169 143H168ZM201 144H199V145H196V143H195V145H192L191 144V146H194V147H196V146H200ZM205 145V144H204ZM203 145V146H204ZM238 145V144H237ZM238 145V146H239ZM248 145V146H249ZM259 145V146H258ZM0 146H2L1 144H0ZM19 146V145H18ZM22 146H24V145H22ZM140 146H138V147H140ZM144 146V145H143ZM142 146V147H143ZM228 146V145H227ZM230 146H232V145H230ZM249 146V147H250ZM14 147H16V148H14ZM27 147V146H26ZM137 147V148H138ZM141 147V148H142ZM147 147V146H146ZM152 147V146H151ZM205 147V146H204ZM203 147V148H204ZM250 147V148H251ZM19 148V149H18ZM23 148H25V147H23ZM23 148H21V149H23ZM144 148V147H143ZM143 148L141 149V150H143ZM198 148V147H197ZM217 148V147H216ZM223 148V147H222ZM248 148V147H247ZM26 149V148H25ZM138 149H140V148H138ZM145 149V148H144ZM200 149H202V148H200ZM199 149V150H200ZM232 149V148H231ZM231 149H228V151L231 153L233 150H231ZM245 149V148H244ZM243 148L241 149V150H239V151H242V150H244ZM257 149V150H258ZM133 150V149H132ZM196 150V149H195ZM238 150V149H237ZM245 150H247V149H245ZM248 150H249V148H248ZM84 151V152H85ZM129 151V150H128ZM126 152V153H129V152ZM155 151V150H154ZM193 152H194V149L192 150ZM0 152H1V147H0ZM87 152V151H86ZM89 152H87V153H89ZM101 152V153H102ZM103 152V153H104ZM197 152V151H196ZM238 152V151H237ZM243 152V151H242ZM241 152V153H242ZM249 152V151H248ZM250 152H252V151H250ZM261 152V151H260ZM3 153V154H4ZM24 153V154H23ZM114 153V152H113ZM203 153V152H202ZM215 153V152H214ZM228 153V152H227ZM229 153V154H230ZM246 152H244V154H245ZM253 153V152H252ZM2 154V153H1ZM84 154L85 155H87L86 153H83V156H84ZM109 154V155H110ZM116 154H115V156H116ZM174 154V153H173ZM172 154V155H173ZM186 153H184V154H180V156L182 155H185ZM209 154V153H208ZM213 154V153H212ZM217 154V153H216ZM216 154H215V156H216ZM223 154V153H222ZM229 154H227V156L229 155ZM233 154V153H232ZM247 154V153H246ZM254 154H256V151H254ZM112 156H113V154H111ZM175 155V154H174ZM177 155V154H176ZM239 155V154H238ZM247 155H249V154H247ZM87 156H89V155H87ZM104 156V155H103ZM107 157H108V155H106ZM158 156V155H157ZM197 156H198V153H197ZM209 156V155H208ZM222 156V155H221ZM224 156V155H223ZM230 156V155H229ZM237 156V155H236ZM244 157H247L246 155H243ZM243 156L241 155V156H239V159H240V157H242L243 158ZM257 156H259L258 154H257ZM264 156V155H263ZM1 157V156H0ZM106 157V158H107ZM119 157H121V156H119ZM153 157H155V156H153ZM176 157V156H175ZM179 157V156H178ZM195 154H194V161L195 160H198V159H195ZM217 157H219V156H217ZM231 157H233L234 158V155H231ZM249 157V156H248ZM84 159H86L85 157H83ZM113 158V157H112ZM209 158H210V156H209ZM214 158V157H213ZM220 158V157H219ZM224 158V157H223ZM222 157H221V159H223ZM229 158V157H228ZM238 158V157H237ZM249 158H251V156L249 157ZM157 159H159V158H157ZM179 160L180 159H182V157L180 158H178ZM208 159V158H207ZM232 159V158H231ZM231 159H228V160H231ZM253 159V158H252ZM87 160V159H86ZM85 160V161H86ZM102 160V159H101ZM225 160V159H224ZM235 160V162H236V158L234 159ZM238 160V159H237ZM242 160V159H241ZM240 160V161H241ZM243 160H244V158H243ZM255 160H257V158L255 159ZM85 161H83V162H85ZM103 161V160H102ZM106 161V160H105ZM129 161V160H128ZM183 162L185 161L184 159L182 160ZM208 161H210V160H208ZM207 161V162H208ZM215 161H217V160H215ZM227 161V160H226ZM258 161V160H257ZM259 161H261V160H259ZM90 162V161H89ZM95 162V161H94ZM126 162V161H125ZM179 162H181V160L179 161ZM179 162H178V164H179ZM195 162H198V161H195ZM200 162V161H199ZM198 162V163H199ZM211 163H212V161H210ZM219 162V161H218ZM230 162V161H229ZM231 162H233V163H235L234 161H232L231 160ZM246 162H248V160L246 159ZM255 162V161H254ZM77 163V162H76ZM100 163V162H99ZM109 163H111V164H113L112 163V161H110ZM126 163H128V162H126ZM186 163H187V161H186ZM202 163V162H201ZM220 163V162H219ZM222 163V162H221ZM221 163H220V165H221ZM243 163V162H242ZM249 163H250V161H249ZM257 163V162H256ZM261 163V162H260ZM89 164V166H90V163H88ZM103 164V163H102ZM122 166H123V164H122V162L120 163ZM177 164V165H178ZM185 164V163H184ZM188 164V163H187ZM196 164V163H195ZM200 164V163H199ZM202 164H207V163H202ZM201 164V165H202ZM209 164V163H208ZM231 164V163H230ZM241 164V163H240ZM246 164H248V163H246ZM259 164V163H258ZM81 165H82V163H81ZM85 163H83V167L85 168V166H87V165H85ZM96 165V164H95ZM109 165V164H108ZM108 165L106 166V167H108ZM125 165V164H124ZM127 165H129V164H127ZM175 165V164H174ZM183 165V164H182ZM210 165V167L212 166H214L215 167V164H209ZM223 165H224V162H223ZM237 165V168H238V164H236ZM236 165H235V171H237L238 169L236 168ZM244 164H242V166H243ZM92 166H93V164H92ZM113 166V165H112ZM114 166H117V165H114ZM113 166V167H114ZM126 166V165H125ZM179 166V165H178ZM232 166V165H231ZM242 166H240V167H242ZM255 166H257V165H255ZM254 166V167H255ZM67 168H69V167H71V169L72 168H74L73 166H66ZM76 167H77V164H76ZM88 167V166H87ZM86 167V168H87ZM101 167H102V165H101ZM110 167L111 166H109L108 167V169L109 170H111L110 169ZM118 167V166H117ZM120 167V166H119ZM138 167H139V165H138ZM209 167V166H208ZM221 167V166H220ZM222 167H224V166H222ZM229 167H230V165H229ZM253 167V166H252ZM258 167H259V165H258ZM97 168V167H96ZM100 167H98V169H99ZM116 168V167H115ZM114 168V169H115ZM216 169L218 168V166H216L215 167ZM227 167H225V169H226ZM231 168H233V167H231ZM233 168V169H234ZM261 168V167H260ZM260 168H255V169H259L260 171L262 170V169H260ZM63 169V168H62ZM98 169H97V171H98ZM102 169V168H101ZM215 169V171L217 172V170ZM222 169V168H221ZM240 169V168H239ZM69 170V169H68ZM104 170H105V168H104ZM109 170H107V172H109ZM214 170V169H213ZM229 170V169H228ZM55 171V170H54ZM100 171V170H99ZM98 171V172H99ZM114 171V170H113ZM214 171V172H215ZM221 170H219V168H218V173H214V178H213V176L212 177H210V178H213L212 179V181H210V182H213L214 184H213V186H215V187H213L212 186V184L210 183V185L208 186V187H206V191H205V193H206V196L209 198V200H210V203L211 204H213V207H214V205H217V206H220V207H224V208H227V209H229V210H232L233 212H234V210H236L237 211V213L238 212H240L241 213V211H239L240 209V207H242V205L245 203V202H248V203H251L252 202V200H254V199H252V196H251V191H250V189H249V185L247 184L246 185V180L244 181L243 180V178H247V175L246 176H234V177H226V176H224V175H221L220 172ZM223 171V170H222ZM56 172H58V171H56ZM55 172V173H56ZM71 172V171H70ZM69 172V173H70ZM72 172H73V170H72ZM76 172V171H75ZM78 172V171H77ZM83 172H84V170H83ZM85 172H86V170H85ZM90 172V171H89ZM89 172L88 173H86L88 176L90 175L89 174ZM101 172V171H100ZM105 172V171H104ZM115 172V171H114ZM229 171H227V173H228ZM238 172H239V170H238ZM242 172V171H241ZM250 172V171H249ZM252 172V171H251ZM255 172H257V170L255 171ZM53 173V172H52ZM54 173V174H55ZM59 173V172H58ZM82 173V172H81ZM198 173V172H197ZM201 173V172H200ZM63 174V173H62ZM72 174V173H71ZM78 174V173H77ZM83 174V173H82ZM85 174V175H86ZM97 174V173H96ZM102 174V173H101ZM105 174V173H104ZM109 174V173H108ZM107 174V175H108ZM113 173H111V174H109L107 177H109V178H107L106 179V181L108 180V179H110V175H112ZM199 174V173H198ZM198 174H196L197 175V177H198ZM216 174V175H215ZM242 174V173H241ZM53 175V174H52ZM56 175H57V173H56ZM75 175V174H74ZM85 175H82V177L84 176V177H87V175L85 176ZM98 175V174H97ZM96 175V176H97ZM106 175V174H105ZM259 175H260V173H259ZM261 175H262V173H261ZM263 175H264V173H263ZM51 176V175H50ZM63 176H65V175H63ZM98 176H100V175H98ZM97 176V177H98ZM102 176V175H101ZM100 176V178H102V177H105L106 178V176H102L101 177ZM52 177H54V176H52ZM59 177H60V174H59ZM66 177V176H65ZM73 177V176H72ZM80 177V176H79ZM197 177H196V181L197 180H199V179H197ZM35 178V177H34ZM45 178H46V175H45ZM49 178V177H48ZM51 178V177H50ZM56 178V177H55ZM57 178H58V176H57ZM62 178V177H61ZM90 178V177H89ZM88 178V179H89ZM183 178V177H182ZM63 179V178H62ZM60 180L61 181V185H62V181L63 180ZM73 179H74V177H73ZM88 179H86L87 181H88ZM97 179H99V178H97ZM177 179H179V178H177ZM262 179V178H261ZM22 180V179H21ZM58 180V179H57ZM69 180V179H68ZM89 180H91V179H89ZM100 180V179H99ZM104 180V179H103ZM191 180V179H190ZM28 181H29V179H28ZM50 181V180H49ZM47 182V183H50V182ZM53 181V180H52ZM77 181V180H76ZM83 181H85V179L84 180H82V182ZM87 181H86V183H87ZM179 181V180H178ZM201 181V180H200ZM199 181V182H200ZM205 181V180H204ZM207 181H209V180H207ZM207 181H205V182H207ZM21 182V181H20ZM26 183H27V179H26V181H25ZM30 182V181H29ZM55 182V181H54ZM54 182H52L53 184H54V186L53 187H56L55 186V183ZM64 182V181H63ZM66 182V181H65ZM71 182H73V181H71ZM79 183H77L78 184V187H80L79 186V184L81 183V181H78ZM88 182H90V181H88ZM127 182V181H126ZM130 182V181H129ZM128 182V183H129ZM262 181H260V183H261ZM19 183V184H18ZM36 183H38V182H36ZM47 183H45V184H47ZM67 183V182H66ZM65 183V188H66V186H68V184H66ZM85 183V182H84ZM84 183H82V185L84 184ZM85 183V184H86ZM91 183V182H90ZM103 183H105V181H103ZM108 183H109V181H108ZM179 183V182H178ZM201 183V182H200ZM227 183V184H226ZM229 183L233 186V187H229L231 190H227L228 188H227V186L226 185H229ZM249 183V182H248ZM30 184V183H29ZM30 184V185H31ZM43 184H44V182H43ZM57 184H60V182L59 183H57ZM56 184V185H57ZM64 184V183H63ZM76 184V183H75ZM76 184V185H77ZM93 184V183H92ZM91 184V185H92ZM194 184L196 185V183L194 182ZM226 184V185H225ZM21 185V184H20ZM34 185H35V183H34ZM37 185V184H36ZM49 186H51V184H48ZM61 185H59V186H57L56 188L58 189V188H61ZM75 185V186H76ZM89 185V184H88ZM198 185V184H197ZM256 185H257V183H256ZM43 186V185H42ZM46 186V185H45ZM44 186V187H45ZM49 186H46V189H48L47 187H49ZM73 186V185H72ZM71 186V187H72ZM75 186H74V188H75ZM226 186V187H225ZM230 186V185H229ZM22 187V186H21ZM20 186H19V188H21ZM32 187V186H31ZM34 187H36V186H34ZM38 187V186H37ZM52 186H51V188H53ZM71 187H69L70 189H71V192L73 191V187L71 188ZM78 187H76V189L78 188ZM86 186H84V188H85ZM251 187V186H250ZM26 188V187H25ZM63 188V187H62ZM68 188V187H67ZM88 188V190H89V186L87 187ZM203 188V187H202ZM201 188V189H202ZM257 188H260L259 186L257 187ZM34 189V188H33ZM38 189V188H37ZM49 189H50V187H49ZM56 189V190H57ZM64 189V188H63ZM86 189V188H85ZM90 189H93V188H91V186H90ZM198 188H197V186H196V190H197ZM200 189V188H199ZM198 189V190H199ZM204 189V188H203ZM23 188H22V192H23ZM26 190H28V189H26ZM31 190H32V188H31ZM31 190H29V191H31ZM35 190V189H34ZM40 188H39V192H40ZM53 190V189H52ZM56 190H53L54 192H52V193H55V195H56V193L57 192H59L60 193V191H61V189L58 191L57 190V192H55ZM75 190V189H74ZM78 190V189H77ZM258 190V189H257ZM264 189L262 188V189H259L258 190V192L260 191V192H262ZM29 191H27V192H29ZM47 191H49V190H47ZM50 191H51V189H50ZM64 191H65V189H64ZM79 191V190H78ZM92 191V190H91ZM90 190H89V192H91ZM101 191H103V190H101ZM195 191V190H194ZM200 191V190H199ZM19 192H21V191H19ZM25 192V191H24ZM35 192V191H34ZM66 192V191H65ZM67 192H69V191H67ZM87 192V191H86ZM198 192V191H197ZM257 192V193H258ZM36 194H37V192H35ZM48 193V192H47ZM51 192H50V196H52V197H54L53 196V194H52ZM70 193V192H69ZM74 193H77V192H74ZM79 193V192H78ZM77 193V194H78ZM18 194V193H17ZM23 193H21V198H22V195ZM35 194V195H36ZM63 194V193H62ZM86 194H88V192L86 193ZM86 194H84V195H86ZM261 194V193H260ZM34 195V194H33ZM34 195V196H35ZM68 195V194H67ZM66 195V196H67ZM255 195H256V193H255ZM262 195H264V194H261V196ZM72 196V195H71ZM81 195H79V197H80ZM88 196L90 197V200L91 199H93V198H91V196L92 195H90V193L88 194ZM87 196V198H86V196H84V199H87L88 200V197ZM108 196V195H107ZM122 196V195H121ZM257 196L259 197V195L257 194ZM260 196V197H261ZM17 197V196H16ZM15 197V198H16ZM23 197H25V196H23ZM30 197V196H29ZM48 196H46V198H47ZM52 197H50V199L52 198ZM55 197H57V196H55ZM54 197V199H56ZM69 197V196H68ZM74 197H76V196H74ZM77 197H78V195H77ZM78 197V198H79ZM81 197H83V196H81ZM110 196H108V198H109ZM117 197V196H116ZM257 197V198H258ZM263 198H264V196H262ZM1 198H4V199H1ZM14 198V199H15ZM18 198V197H17ZM21 198H19L20 200H21ZM26 198H28V196L26 197ZM36 198V197H35ZM67 198V197H66ZM71 198V197H70ZM72 198H73V196H72ZM77 198V202H78V200H80V199H78ZM111 198V197H110ZM115 198V197H114ZM256 198V199H257ZM13 199V200H14ZM19 199H18V201H19ZM24 198H22V200H23ZM29 199H31V197L29 198ZM49 199V198H48ZM58 199V198H57ZM57 199H56V201H57ZM60 199H62V198H60ZM60 199H59V203H60V205L61 204H63V203H61L60 202ZM119 199V198H118ZM121 199L122 200H120V201H118V202H116V201H114V204H115V202H116V204H118L117 206H118V208H119V202L120 203H123L124 202V200L125 199H127V198H125L124 199V196H123V198L121 197ZM124 199V200H123ZM197 199H198V197H197ZM3 200V201H2ZM17 200V199H16ZM26 200V199H25ZM24 200V201H25ZM35 200V199H34ZM44 200V199H43ZM71 200V199H70ZM73 200V199H72ZM90 200H88L89 202L88 203H90ZM201 198L199 197V201L198 202H200V205H201ZM259 200H262V199H259ZM17 201V202H18ZM23 201V202H24ZM29 201V200H28ZM28 201H25L26 203H28ZM31 201V200H30ZM30 201H29V203H30ZM40 201H42V200H40ZM64 201V200H63ZM68 201V200H67ZM127 201H129V199H127ZM10 202H13L14 203V201H10ZM16 202V203H17ZM22 202V201H21ZM34 201H33V199H32V203H31V205H32V207H34L35 206V204L33 203ZM72 202V201H71ZM76 202V201H75ZM84 202V201H83ZM83 202H81V203H83ZM94 202V201H93ZM38 203V202H37ZM36 203V204H37ZM41 203V202H40ZM39 203V204H40ZM58 203V202H57ZM59 203L57 204V205H59ZM72 203H74V202H72ZM72 203H70L71 205H72ZM79 203H80V201H79ZM79 203H77V204H79ZM80 203V204H81ZM85 203V202H84ZM183 203V202H182ZM185 203V202H184ZM255 203V202H254ZM259 203H262L261 201L259 202ZM258 203V204H259ZM18 204H19V202H18ZM49 204V207H50V205H51V202L50 203H47V205ZM92 204V203H91ZM115 204V205H116ZM124 204V203H123ZM121 205V206H124V205ZM128 204V203H127ZM186 204V203H185ZM203 204V203H202ZM247 204V203H246ZM251 204H253V203H251ZM256 204V203H255ZM263 204V203H262ZM261 204V205H262ZM17 205V204H16ZM26 205L27 204H25V207H26ZM29 205V204H28ZM57 205H56V207H57ZM64 205H65V203H64ZM71 205H69L68 206V208L71 206ZM82 205H84V204H82ZM22 206V205H21ZM21 206H19V208L21 207ZM43 206H45V204L43 205ZM62 206L63 205H61L60 207L62 208ZM74 206H75V203H74ZM74 206H71V207H74ZM85 206V205H84ZM92 206V205H91ZM120 206V207H121ZM173 206H175V208H176V205H173ZM172 206V207H173ZM177 206H178V204H177ZM209 206V205H208ZM244 206V205H243ZM248 206V205H247ZM16 207V206H15ZM14 207V208H15ZM24 207V208H25ZM28 207V206H27ZM32 207H30V208H32ZM40 207H41V204H40ZM48 207V208H49ZM52 207V206H51ZM50 207V208H51ZM59 207V206H58ZM59 207V208H60ZM76 208H78V205L77 206H75ZM74 207V208H75ZM93 207H96L95 206V204L93 203ZM125 207H126V205H125ZM172 207H170L171 208V210L170 211H173V210H175V208H173L172 209ZM203 207V206H202ZM204 207H205V205H204ZM206 207H207V205H206ZM251 207H253V205H251ZM13 208V207H12ZM36 208V207H35ZM42 208V207H41ZM43 208H45V207H43ZM47 208V207H46ZM47 208V209H48ZM50 208H49V210H50ZM59 208H57L58 210H59ZM60 208V209H61ZM75 208V209H76ZM81 208H83V206L81 207ZM85 208V207H84ZM87 208V207H86ZM85 208V209H86ZM97 208V207H96ZM101 208V207H100ZM140 208V207H139ZM179 208V207H178ZM181 208H184L183 207V205L181 206L180 205V209ZM189 207H188V205L186 204V208L184 209V210H182V213H181V211L179 212L178 211V213H181V214H183V215H185V213L187 212V213H189V212H191L192 213V211H194V210H192V209H188ZM210 208H212V207H210ZM209 207H208V210L210 209ZM250 208V207H249ZM257 208H258V205H257ZM15 209H17V208H15ZM21 209V208H20ZM26 209V208H25ZM38 209V208H37ZM46 209V210H47ZM56 209V210H57ZM70 209H72V208H70ZM79 210H80V208H78ZM85 209H83L84 211H86ZM103 209V208H102ZM123 209H127V207L126 208H123ZM123 209L121 208L120 210H121V212L123 211ZM189 210V211H187V210ZM204 209H206V208H204ZM214 209H216V206H215V208H213V210ZM217 209H221V208H217ZM237 209H239V210H237ZM252 210H253V208H251ZM254 209H256V207L254 206ZM23 210V209H22ZM22 210H20V211H22ZM31 210V209H30ZM39 210H41L40 208H39ZM42 210H44V209H42ZM49 210H47V211H49ZM52 210V209H51ZM50 210V211H51ZM94 210V209H93ZM92 210V211H93ZM119 209H118V211H120ZM137 210H139V209H137ZM137 210H135L136 212H134V213H136V216L134 217V219L135 218H137V217H139V218H141V219H143L142 217H144V216H142L141 215V212H143L144 213V211L143 210H140V211H137ZM168 212H169V210H168V208L166 209ZM207 210V209H206ZM207 210V211H208ZM223 210V209H222ZM221 210V211H222ZM224 210H226V209H224ZM245 210V209H244ZM12 213H11V212ZM19 211V210H18ZM19 211V212H20ZM61 211H63V209L61 210ZM72 211V210H71ZM74 211V210H73ZM76 211V210H75ZM78 211V210H77ZM82 210H80V211H78V213H79V215H81L80 214V212H81ZM87 211H88V209H87ZM90 211V210H89ZM112 211V210H111ZM114 211H115V209H114ZM117 211V213L120 215V213L121 212H118ZM126 212H127V210H125ZM125 211H123V212H125ZM131 211H133V210H129L128 212H130L131 213ZM183 211H185L184 213H183ZM203 211V210H202ZM220 211V212H221ZM255 211V210H254ZM257 211H259V210H257ZM28 212V208H27V210H26V213ZM33 213H34V211H32ZM37 212V211H36ZM53 212V211H52ZM52 212H50V213H52ZM57 212V211H56ZM94 212H96V211H94ZM106 212V211H105ZM107 212H108V210H107ZM106 212V213H107ZM128 212L126 213V214H128ZM137 212H138V214H137ZM162 212V211H161ZM168 212H166V213H161V216L163 215V216H172V217H174L176 214L175 213H177V211H175V213L173 214V215H170ZM210 212V211H209ZM214 211H212V213H213ZM215 212H216V210H215ZM222 212H224V211H222ZM23 213V212H22ZM25 213V214H26ZM31 213V212H30ZM32 213V214H33ZM38 213H40V211H38ZM44 213H45V210H44ZM44 213H43V215H44ZM78 213H77V215H78ZM90 213V212H89ZM89 213H87V214H89ZM111 213V212H110ZM116 212H114V213H112L113 215L115 214ZM116 213V214H117ZM139 213H140V215L142 216V217H140V215H139ZM146 213V212H145ZM144 213V214H145ZM177 213V216L179 215ZM191 213H189L188 215L189 216H191L190 214ZM193 213H195V212H193ZM192 213V214H193ZM205 213V212H204ZM207 213V212H206ZM211 213V214H212ZM227 213V212H226ZM236 213V214H237ZM239 213V214H240ZM247 213V212H246ZM251 213H253L251 216H250V218H245L246 219V224H244L245 225V227H244V230H243V232L245 233V235L247 236H245V238H248V239H250V242H252L251 240H254L255 241V243H254V248L252 249V254H251V252H250V254L252 255V256H250V258H252V260H251V262L252 263H250V264H264V236L262 235V233L260 232V226L258 227L257 226V222L259 221H261V219L260 220H258V218H256V214L253 212V211H251ZM257 213V212H256ZM10 214V215H9ZM13 215V217H12V215ZM24 214V215H25ZM29 212L27 213V216L29 217ZM35 214V213H34ZM33 214V215H34ZM41 214V213H40ZM39 214V215H40ZM56 214V213H55ZM66 214V213H65ZM76 214V213H75ZM109 214V213H108ZM116 214L114 215L115 217H116ZM117 214V215H118ZM122 214V213H121ZM125 214V215H126ZM146 214H148V213H146ZM152 213H149V216L151 215ZM201 214V212L198 214V215H200ZM209 214V213H208ZM230 214V213H229ZM228 214V216H231L232 217V215H229ZM239 214H237L238 216H239ZM245 214V213H244ZM244 214H243V216H244ZM258 214V213H257ZM261 215L263 214V213H260ZM16 215V214H15ZM38 215V214H37ZM38 215V216H39ZM42 214H41V217L43 216ZM47 215V214H46ZM60 214H58V216H59ZM110 215V214H109ZM124 215V213L122 214V216ZM139 215V216H138ZM182 215V216H183ZM187 215V214H186ZM197 215V214H196ZM195 215V216H196ZM206 215V214H205ZM210 215V214H209ZM235 215V214H234ZM259 215V214H258ZM21 216V215H20ZM27 216H26V218H27ZM34 216H36V215H34ZM50 216V215H49ZM54 216V215H53ZM62 216V215H61ZM75 216V215H74ZM86 215H84V217H85ZM88 216V215H87ZM90 216V215H89ZM88 216V217H89ZM113 216V217H114ZM121 215H120V217H122ZM133 216H134V214H133ZM146 216V215H145ZM149 216H147L148 217V220L150 221V217ZM155 216V215H154ZM153 216V217H154ZM203 215H201V218H200V220H203V217H202ZM213 216H214V214H213ZM216 216V215H215ZM224 216V215H223ZM226 216H227V214H226ZM228 216L226 217V219H228ZM245 216H247V215H245ZM248 216H249V214H248ZM247 216V217H248ZM25 217V216H24ZM40 217V218H41ZM46 217V216H45ZM56 217V216H55ZM55 217H53V219L55 218ZM87 217V218H88ZM101 217L103 218V216L101 215ZM105 217H109V216H105ZM104 217V218H105ZM114 217V218H115ZM119 217V218H120ZM197 217H199V216H197ZM210 217H211V215H210ZM219 217V216H218ZM225 217V216H224ZM258 217V216H257ZM263 217H264V215H263ZM36 219L38 218V217H35ZM43 218H44V216H43ZM42 218V219H43ZM50 218V217H49ZM58 218H63V219H65L64 217H58ZM76 218H77V216H76ZM82 218V217H81ZM94 218V220H95V216L93 217ZM96 218H97V216H96ZM106 218V219H107ZM114 218H112V221H113V219ZM129 218V217H128ZM128 218H126V219H128ZM145 218V217H144ZM169 218H171V217H169ZM179 218V217H178ZM185 218V217H184ZM191 218H193V216L191 217ZM205 218V217H204ZM262 218V217H261ZM15 219V218H14ZM18 219H19V217H18ZM21 219V218H20ZM52 219V218H51ZM56 219H57V217H56ZM67 219V218H66ZM80 219V218H79ZM98 219V218H97ZM121 219H123V217L121 218ZM131 219L133 220V222H136L134 219H133V217H131ZM140 219V220H141ZM165 219V218H164ZM175 219H176V216H175ZM182 220H183V218H181ZM199 219V218H198ZM207 219H210V218H208V215H207ZM232 220V218H229V220ZM235 219V218H234ZM244 219V218H243ZM24 220V219H23ZM27 220V219H26ZM47 220V219H46ZM58 220V219H57ZM68 220V219H67ZM66 220V221H67ZM74 219H72V221H73ZM78 220V219H77ZM81 220V219H80ZM86 220V219H85ZM90 220V219H89ZM93 220V221H94ZM108 220H111V219H109L108 218ZM117 220V219H116ZM128 220H130V219H128ZM132 220H130L129 222L131 223V224H129V225H131V227L133 228V222H131ZM139 220V219H138ZM144 220V219H143ZM213 218L211 219V220H209V223L211 224V223H213ZM228 220V224H229V222L231 221H229ZM242 220V219H241ZM18 221V220H17ZM32 221V220H31ZM60 221V220H59ZM71 221V220H70ZM76 221V220H75ZM99 220H97V222H98ZM186 222V221H189L188 219L186 220V218H185V220H183V222ZM233 221V220H232ZM231 221V223H234V221L232 222ZM21 222V221H20ZM27 222V221H26ZM40 222V221H39ZM41 222H45V220L44 221H41ZM48 222V221H47ZM50 222V221H49ZM58 222V221H57ZM79 222H81V221H79ZM88 221H86V223H87ZM97 222H96V224H97ZM115 222V221H114ZM123 222H125L126 223V221H123ZM141 222V221H140ZM143 223H144V221H142ZM184 222V223H185ZM204 223H205V221H203ZM207 222V221H206ZM241 222V221H240ZM263 222V221H262ZM18 223H19V221H18ZM18 223H17V225H18ZM31 223V222H30ZM55 223V222H54ZM60 223V222H59ZM62 223V222H61ZM65 223V222H64ZM85 223V222H84ZM127 223H128V221H127ZM126 223V224H127ZM152 223V222H151ZM187 223H189V222H186L185 224H187ZM200 223H201V221H200ZM204 223L202 224L201 223V225L203 226L204 225ZM208 223V224H209ZM215 223V222H214ZM217 223V222H216ZM216 223H215V227H216ZM220 223V222H219ZM223 223H224V221H223ZM20 224V223H19ZM24 224H25V221H24ZM26 224H28V222L26 223ZM25 224V225H26ZM38 224V223H37ZM41 224V223H40ZM39 224V226H41ZM47 224V223H46ZM48 224H51V223H48ZM53 224V223H52ZM57 224V223H56ZM67 224V223H66ZM88 224V227H89V222L87 223ZM95 224V223H94ZM94 224H93V226H94ZM147 224H149V223H147ZM208 224H206L205 223V225H208ZM222 224V223H221ZM226 224V223H225ZM239 224V223H238ZM16 225V226H17ZM32 225V224H31ZM58 225V224H57ZM61 225V224H60ZM62 225H63V223H62ZM61 225V226H62ZM81 225V224H80ZM92 225V223L90 224V226ZM135 225H138V224H134V227H136ZM144 225V224H143ZM143 225H141V226H143ZM201 225H200V227H201ZM204 225V226H205ZM232 225V224H231ZM231 225H229V226H231ZM20 226H21V224H20ZM47 226V225H46ZM52 227H53V225H51ZM55 226V225H54ZM61 226H59V227H61ZM66 226H68V224L66 225ZM92 226V228H95V226L93 227ZM126 226V225H125ZM125 226H124V228H125ZM145 226V225H144ZM149 226H152L151 224H149ZM187 227H189L190 226V224H189V226H188V224L186 225ZM185 226V227H186ZM210 226V225H209ZM209 226H208V229H211V230H209V231H212V229L214 228V226L212 227V228H209ZM226 226V225H225ZM229 226H228V231L230 232V230H229ZM234 226H237V225H234ZM240 226H243V225H241L240 224ZM15 227V226H14ZM18 227V226H17ZM27 227V226H26ZM25 227V229H27ZM32 227V226H31ZM44 227H45V225H44ZM49 227V226H48ZM48 227H46V229L44 230V233L46 234H49V236L50 235H52V234H64V236H66V232L64 231V229H61V228H48ZM58 227V226H57ZM72 227H75V225L74 226H72ZM86 227V226H85ZM130 227V228H131ZM138 227H140V226H138ZM146 227V226H145ZM148 227V226H147ZM147 227H146V229H147ZM197 227V226H196ZM206 227V226H205ZM218 227V226H217ZM231 227H233V226H231ZM264 227V226H263ZM3 228H4V226H3ZM6 228V227H5ZM4 228V229H5ZM11 228H13V227H11ZM11 228H9V229H11ZM22 228V227H21ZM23 228H24V226H23ZM22 228V229H23ZM38 228V227H37ZM62 228H64V227H62ZM66 228V227H65ZM76 228V227H75ZM90 228V227H89ZM91 228V230L90 231H93V232H95L93 229ZM144 228V227H143ZM150 228H152V227H150ZM192 228H193V226H192ZM195 228V227H194ZM219 228V227H218ZM21 229V230H22ZM74 229V228H73ZM77 229H78V227H77ZM128 229V228H127ZM134 229V228H133ZM142 229V228H141ZM190 229V228H189ZM207 229V228H206ZM216 228H214V230H215ZM241 229V228H240ZM15 230V229H14ZM19 230V229H18ZM17 230V231H18ZM24 230V229H23ZM31 230V229H30ZM29 230V231H30ZM38 230V229H37ZM43 230H42V232H43ZM124 230V229H123ZM123 230H122V232H123ZM125 230H126V228H125ZM125 230H124V234H126L125 233ZM131 230V229H130ZM145 230V229H144ZM149 230V229H148ZM148 230H146L147 232H145V233H149V234H151L150 232H148ZM217 230V229H216ZM232 230V229H231ZM235 231H236V229H234ZM233 230V231H234ZM262 230V229H261ZM16 231V230H15ZM27 231V230H26ZM25 231V232H26ZM29 231H27L28 233H31V232H29ZM72 231V237H73V239H79L80 241H82L81 240V233L79 232V231H75L74 233H73V230H71ZM83 231H85V230H83ZM100 231H102V230H100ZM99 231V232H100ZM150 231V230H149ZM153 231V230H152ZM237 231L238 232H241V231H239V229H238V227H237ZM262 231H264V229L262 230ZM12 232V231H11ZM19 232V231H18ZM23 232V231H22ZM35 232V231H34ZM37 232V231H36ZM40 232V231H39ZM41 232V233H42ZM65 232V233H64ZM70 231H68V233H69ZM85 232H87V230L85 231ZM126 232H128V230L126 231ZM143 232V231H142ZM141 232V233H142ZM13 233V232H12ZM21 233V232H20ZM71 233V232H70ZM70 233H69V235H70ZM97 233V232H96ZM219 233V232H218ZM220 233H221V231H220ZM220 233H219V237L221 236L220 235ZM264 233V232H263ZM1 234V233H0ZM7 234V233H6ZM32 234V233H31ZM43 234V233H42ZM41 234V235H42ZM120 234H121V232H120ZM124 234H122V236H123V238L126 236V235H124ZM148 234V240H149V238H150V236L151 235H149ZM216 235H217V231H216V233H215ZM222 234V233H221ZM229 234V233H228ZM233 234H235V232L233 233ZM232 234V235H233ZM14 235V234H13ZM20 235V234H19ZM22 235V234H21ZM29 235V234H28ZM33 235V234H32ZM31 235V236H32ZM89 235V234H88ZM92 235V234H91ZM95 235V234H94ZM118 235L119 234H116V236H117V238H119L121 235H119V237H118ZM129 235L130 234H128L126 237H125V240L127 239L128 240V238H129ZM139 235V234H138ZM142 235V234H141ZM143 235H146V234H144L143 233ZM164 235H166V234H164ZM163 235V236H164ZM204 235V234H203ZM224 235V234H223ZM236 235V234H235ZM4 236V235H3ZM9 236V235H8ZM11 236H12V234H11ZM23 236V235H22ZM25 236V235H24ZM64 236H62V237H60V239H62ZM83 236H84V234H83ZM104 236H105V234H104ZM111 237H110V239H113L112 238V235H110ZM115 236V235H114ZM130 236H132V235H130ZM140 236V235H139ZM167 236V235H166ZM231 236V235H230ZM229 235H228V237H230ZM237 236V235H236ZM240 236V235H239ZM238 236V237H239ZM0 237H1V235H0ZM5 237V236H4ZM30 237V236H29ZM29 237H28V239H29ZM42 237V236H41ZM44 237H46V236H44ZM51 237V236H50ZM50 237H46V239H49ZM53 238L55 237V236H52ZM57 237V236H56ZM55 237V238H56ZM69 237V236H68ZM107 237H109V236H107ZM128 237V238H127ZM134 237V236H133ZM132 237V238H133ZM145 236H143L142 238H144ZM162 237V236H161ZM160 237V238H161ZM204 237H206V236H204ZM221 237H223V236H221ZM233 237H235V236H233ZM5 238H6V240H5ZM4 238V240L5 241H7V237H5ZM33 238V237H32ZM54 238V239H55ZM66 238V237H65ZM116 238V237H115ZM163 238V237H162ZM165 238V237H164ZM167 238V240H168V238L169 237H166ZM165 238V239H166ZM173 238V237H172ZM216 238H218V237H216ZM225 238H226V235H225ZM231 238V240H229L228 238L227 239H225L226 241L227 240H229V241H232V236L230 237ZM237 238V237H236ZM239 238H241V236L239 237ZM245 238L243 239V240H245ZM17 239V238H16ZM18 239H19V237H18ZM57 239V238H56ZM58 239H59V237H58ZM57 239V240H58ZM69 239V238H68ZM87 239V238H86ZM134 239V238H133ZM133 239H131L130 238V240H128V243L131 241V240H133ZM165 239L163 240V242L162 243H160L161 241L159 240V238H158V240H159V244L161 245V244H163L164 245V243H165ZM12 240V239H11ZM23 240V239H22ZM25 240V239H24ZM37 240V239H36ZM44 240V239H43ZM73 241L71 238L69 239V241ZM85 240V239H84ZM89 240H90V238H89ZM115 240V239H114ZM119 240H122V238H119ZM124 240V241H125ZM134 240H136V239H134ZM134 240H133V242H134ZM146 240H147V237H146ZM162 240V239H161ZM202 240H203V237H202ZM206 240V239H205ZM205 240L203 241V242H205ZM224 240V241H225ZM236 239H234L233 241H235ZM1 241V240H0ZM33 240H31V242H32ZM53 241V240H52ZM64 241V240H63ZM62 241V242H63ZM71 241H70V244H71ZM78 241V240H77ZM76 241V242H77ZM80 241H78L79 242V245H80ZM86 241V240H85ZM97 241V240H96ZM95 241V242H96ZM103 241V240H102ZM110 241V240H109ZM118 241V240H117ZM124 241H123V243H124ZM143 241V240H142ZM144 241H145V238H144ZM183 241V240H182ZM247 241V240H246ZM16 242V241H15ZM19 242L20 241H18V242H16L15 244L17 245H19ZM23 242L24 241H22V244H23ZM29 243V241H26V243ZM40 242V241H39ZM43 242H46V240H44V241H42V243ZM48 242V241H47ZM58 242H59V240H58ZM65 242V241H64ZM74 242V241H73ZM72 242V243H73ZM82 242H84V241H82ZM81 242V243H82ZM99 242V241H98ZM119 242V241H118ZM120 242H122V241H120ZM169 242V240L166 242V244ZM207 242H209V241H207ZM228 242V241H227ZM248 243H249V241H247ZM246 242V243H247ZM8 243V242H7ZM26 243H24V245L26 244ZM41 243V242H40ZM65 243H67V241L65 242ZM69 243V242H68ZM92 243H94V242H92ZM128 243H126L127 245H128ZM158 243V242H157ZM178 243V242H177ZM181 243V242H180ZM216 242H214L213 244H215ZM228 243H231V242H228ZM243 243H245V241L243 242L241 239H239V240H237V242H233V244H234V246H236V248L238 249L237 251H239V249H240V253H242V255L244 254V256L246 255H249V251H247L248 249H246L245 248V244H243ZM21 244V243H20ZM31 244V243H30ZM28 245V244H26V245H28V246H31V245ZM32 244H33V242H32ZM46 244V243H45ZM48 244H49V242H48ZM48 244H46V246L48 245ZM57 244V243H56ZM56 244H54V242H53V246L54 245H56ZM63 244V243H62ZM76 245H77V243H75ZM90 244V243H89ZM89 244H85V242L84 243H82L81 245V248H83L84 250H86L87 251V255L86 256H88V255H91V254H96L97 252H99L100 251V247L101 246H99V248L100 249H98L99 251H96V253H94V246H92V245H89ZM95 244V243H94ZM99 244V243H98ZM104 244V243H103ZM102 244V245H103ZM125 244V243H124ZM138 244H139V242H138ZM165 244V245H166ZM181 244H185V242L183 243H181ZM187 244H188V242H187ZM232 244V243H231ZM231 244H229V245H231ZM232 244V245H233ZM251 244V243H250ZM253 244V243H252ZM251 244V245H252ZM11 245H12V243H11ZM23 245V246H24ZM49 245H52V244H49ZM60 245V244H59ZM118 245V244H117ZM126 245V246H127ZM190 245V244H189ZM229 245H227L226 243H225V245H223V247H222V249H225L224 247L225 246H229ZM250 245V246H251ZM1 246V245H0ZM4 246V245H3ZM2 246V248H1V250H3V248H4V250H7V249H5V247H3ZM8 245L6 244V247H7ZM10 246V245H9ZM13 246V245H12ZM12 246H10V249H11V247ZM22 246V245H21ZM23 246L22 247H20V248H23ZM52 246V248H53V250H54V247ZM62 246V245H61ZM125 246V247H126ZM179 245H176L175 243H173L172 241H170L168 244H167V247H165V248H167V251L168 250H170V251H168V253L169 254H162L163 256H161L160 257V254H159V256H157L158 255V253L157 252H154V249H152L151 251L152 252H150V255H149V252L147 253L146 252V254H148L149 255V257L151 256L152 258V261H157L158 262V260H157V258L159 257V258H161L160 260H159V264H194V262H192V259H194V258H191L192 257V255H191V257H190V250H189V252L188 251H185V249H184V251H183V249H181L180 248V246L178 247ZM182 246V245H181ZM186 246H188V245H186ZM249 246V247H250ZM14 248H15V246H13ZM25 247V246H24ZM39 247V246H38ZM41 247V246H40ZM48 247H50V246H48ZM56 247V246H55ZM58 247V246H57ZM60 247V246H59ZM62 247H65L64 245L62 246ZM62 247L60 248V250H58L57 248H55L56 250H55V255L57 256V252H59L61 255H66V253L64 252V254H63V252L61 253L60 251H61V249H62ZM73 247H75V246H73ZM115 247V246H114ZM122 247V246H121ZM128 247V246H127ZM247 247H248V245H247ZM253 247V246H252ZM8 248V247H7ZM20 248H17V251L20 249ZM72 248V247H71ZM77 248V247H76ZM76 248H75V250H76ZM79 248V247H78ZM98 248V247H97ZM105 247H103L102 249L105 251V249H104ZM113 248V247H112ZM189 248H190V246H189ZM234 248V247H233ZM236 248H234V249H236ZM30 249V248H29ZM36 249V248H35ZM35 249H33V250H35ZM46 249H47V247H46ZM107 249V248H106ZM110 249V248H109ZM125 249V248H124ZM221 249V248H220ZM227 249V248H226ZM225 249V250H226ZM229 249H230V247H229ZM229 249H227V250H229ZM234 249H232V250H234ZM251 249V248H250ZM0 250V251H1ZM9 250V249H8ZM7 250V251H8ZM21 250V249H20ZM23 250V249H22ZM24 250H25V248H24ZM37 250V249H36ZM39 250H42V249H39ZM58 250V251H57ZM73 250H74V248H73ZM78 250V249H77ZM76 250V251H77ZM108 250V249H107ZM156 250V249H155ZM226 250V251H227ZM232 250H230L229 252H232ZM241 250H244L245 252L243 253ZM6 251V252H7ZM28 251V250H27ZM45 251V250H44ZM48 251V250H47ZM50 251V250H49ZM51 251H52V249H51ZM75 251V252H76ZM80 251H82V250H80ZM79 250H78V253L80 252ZM110 251V250H109ZM112 251H114V250H112ZM119 251H120V253H122L121 252V250H115L113 253H110L111 255L112 254H115V252H116V254H117V256H120V255H122V254H120L119 253ZM126 251V250H125ZM157 251V250H156ZM164 251H166V250H164ZM166 251V252H167ZM221 251V250H220ZM219 251V252H220ZM236 251V252H237ZM10 252V251H9ZM8 252V253H9ZM24 252V251H23ZM32 252V251H31ZM35 252V251H34ZM42 252V251H41ZM72 252V251H71ZM71 252H69V253H71ZM108 251H106V253H107ZM159 252V251H158ZM218 252V253H219ZM228 252V251H227ZM239 252H237V254L239 255ZM3 253V252H2ZM2 253H0V255L2 254ZM5 253V252H4ZM3 253V254H4ZM7 253V254H8ZM36 253V252H35ZM39 253V252H38ZM50 253V252H49ZM51 253H53V252H51ZM50 253V254H51ZM69 253L67 254V255H69ZM73 253V252H72ZM84 253V252H83ZM101 253V252H100ZM162 253V252H161ZM220 253H223V250L220 252ZM220 253L219 254H217V255H220ZM25 254V253H24ZM23 254V255H24ZM31 254V253H30ZM37 254V253H36ZM35 254V255H36ZM41 254V253H40ZM45 254H46V252H45ZM74 254V253H73ZM77 254V253H76ZM79 254H81V253H79ZM109 254V255H110ZM144 254V253H143ZM232 254L233 255H236V254H234L233 252H232ZM231 254V255H232ZM5 255V254H4ZM3 255V256H4ZM9 255H12L11 253L9 254ZM17 255H19V256H21V254L19 253V254H17ZM16 255V256H17ZM42 256H43V253L41 254ZM55 255H53V256H55ZM59 255V254H58ZM108 255V254H107ZM124 255V254H123ZM122 255V256H123ZM141 255H142V253H141ZM217 255H215L216 257H219V259L221 258L222 259V257H223V255H222V257L221 256H217ZM238 255H236V256H233V257H238ZM13 256H15L14 255V253H13ZM26 256H27V254H26ZM39 256V255H38ZM37 256V257H38ZM40 257V258H42V259H44L45 260V258H43V257ZM47 256V255H46ZM46 256H44V257H46ZM49 257H48V259H50V255H48ZM75 256V255H74ZM81 256H83L82 254H81ZM98 256V255H97ZM104 255H103V253L101 254V258L103 257ZM115 256V255H114ZM130 256V255H129ZM143 256V255H142ZM141 256V257H142ZM211 256V255H210ZM214 256V254L211 256V257H213ZM214 256V257H215ZM225 256V255H224ZM241 256V255H240ZM2 257V256H1ZM0 257V258H1ZM23 257V256H22ZM24 257H25V255H24ZM32 257V256H31ZM35 257V256H34ZM96 257V256H95ZM94 257V258H95ZM107 257H110V256H107ZM147 257V256H146ZM232 257V256H231ZM242 257L243 256H241L240 258H241V260H242ZM249 257V256H248ZM5 258V257H4ZM7 256H6V260H7ZM13 258V257H12ZM11 258V259H12ZM21 258V257H20ZM20 258H18L19 259V261H20ZM58 260H59V258L58 257H56ZM62 258V257H61ZM60 258V259H61ZM80 258V257H79ZM86 258V257H85ZM93 258V257H92ZM105 258V257H104ZM112 259H113V257H111ZM119 258V257H118ZM122 258H127L125 255H124V257H122ZM133 259H134V261H135V259L136 258H134V256L132 257ZM138 258H140V257H138ZM143 258V257H142ZM225 258V257H224ZM229 258V257H228ZM239 258V257H238ZM2 259H3V257H2ZM1 259V260H2ZM11 259H9V260H11ZM15 260L14 261H16V258H14ZM27 259H28V257H27ZM41 259V260H42ZM78 259V258H77ZM81 259V258H80ZM86 259H89V256L86 258ZM96 259V258H95ZM114 259H115V257H114ZM128 259V258H127ZM132 259V260H133ZM145 259H147V260H149L148 258H145ZM219 259H217V260H219ZM220 259V260H221ZM225 259H227V257L225 258ZM230 259V258H229ZM235 259V258H234ZM244 259V258H243ZM245 259H247V257L245 258ZM244 259V260H245ZM249 259V258H248ZM247 259V260H248ZM9 260H7V261H9ZM24 259H22V261H23ZM31 260V259H30ZM33 260V259H32ZM35 260V259H34ZM37 260H40L39 258H37ZM44 260H42V262L44 261ZM51 260H53V258H51ZM81 260H83V257H82V259ZM97 260V259H96ZM106 260V259H105ZM118 260H120V259H118ZM212 260H214V259H212ZM231 260H233V259H231ZM230 260V261H231ZM237 260V259H236ZM240 260V259H239ZM243 260V262H245ZM2 261H4V263H5V260L3 259ZM2 261H0L1 263H3ZM14 261H13V263H14ZM18 261V262H19ZM48 261H50V260H48ZM47 261V262H48ZM60 261V260H59ZM88 261V260H87ZM98 261V260H97ZM104 260H103V258H102V262H103ZM106 261H109V259L108 260H106ZM113 261V260H112ZM111 261V262H112ZM130 261V260H129ZM141 261V260H140ZM200 261H201V259H200ZM200 261H199V263H197V264H201L200 263ZM203 261L204 262H206V263H211V262H209V260L207 259V256H203ZM222 261V260H221ZM221 261H220V263H221ZM29 263L30 261L28 260V261H26V263ZM33 263L34 262H37L36 260L35 261H32ZM41 262V261H40ZM55 262V261H54ZM61 262V261H60ZM83 262H86V260H84ZM91 263H92V259H91V261H90ZM101 262V261H100ZM110 262V261H109ZM115 262V261H114ZM123 262V261H122ZM136 262V261H135ZM150 262V261H149ZM148 261H147V263H149ZM197 262V261H196ZM217 262V261H216ZM229 262V261H228ZM227 262V263H228ZM233 262V261H232ZM231 262V263H232ZM239 262V261H238ZM240 262H242V261H240ZM242 262V263H243ZM248 262V261H247ZM246 262V263H247ZM8 263V262H7ZM15 263H17V262H15ZM90 263V264H91ZM95 263V262H94ZM97 263H99V262H97ZM104 263H105V261H104ZM104 263H100V264H104ZM116 263V262H115ZM151 263V262H150ZM226 263V262H225ZM234 263V262H233ZM232 263V264H233ZM11 264H12V262H11ZM21 264H22V262H21ZM30 264V263H29ZM38 264H39V262H38ZM41 264V263H40ZM44 264V263H43ZM47 264V263H46ZM50 264H52V261H51V263ZM80 264H81V261H80ZM85 264V263H84ZM86 264H88V262L86 263ZM105 264H107V262L105 263ZM109 264H111V263H109ZM113 264V263H112ZM118 264V263H117ZM122 264H124V263H122ZM130 264H131V262H130ZM153 264V263H152ZM156 264V263H155ZM219 264V263H218ZM222 264H223V262H222ZM230 264V263H229ZM238 264V263H237Z\"/></svg>","mask_w":264,"mask_h":264}]
</instances>
